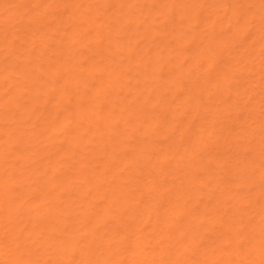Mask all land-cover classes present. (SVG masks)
Masks as SVG:
<instances>
[{
	"label": "rangeland",
	"instance_id": "rangeland-1",
	"mask_svg": "<svg viewBox=\"0 0 264 264\" xmlns=\"http://www.w3.org/2000/svg\"><path fill=\"white\" fill-rule=\"evenodd\" d=\"M4 1V2H3ZM40 1H41V3H40ZM78 1H79V3H78ZM117 1H120V0H77V2H76V0H37V2L36 1H34V0H0V170H1V168H2V170L3 171H0V182H2V184L0 185V187H2V188H0V193L3 191V193H2V196L4 197V198H6V196H8L7 194L6 195H4L5 194V192L6 191H4V188H6L7 189V192L8 191H10V193H11V195H15V197H14V203L16 204H14L13 205V207L16 209H14V208H11V206H7V207H5V208H9V211L11 212V213H9V211H8V213H5V212H7V211H5V209H3L4 207L2 206V205H0V260H1V262L3 263L4 262V260L3 259H5V258H7L8 257V254H6L7 256L5 257V252H6V250L9 248V247H11V249L13 248V242H14V240H17L18 242L20 241V240H22V241H20L18 244H23L22 246L24 247V250H25V252L27 253L29 250L30 251H32V254L36 257H34V256H30V254L29 255H27L23 250V252H24V255L22 254V251L20 250V252H21V255H23L22 257L26 260V258H27V261L25 262V260H23L22 261V257L20 258L21 259V261L22 262H20V263H22L23 264V262L24 263H30V264H46V263H48V264H53V260H55V259H53L52 260V258L55 256V254H56V252L57 251H54V253L52 252L53 250V248H49V247H47V248H45L46 246H44L43 247V243L41 244L40 243V240H41V237H42V239L45 241H43L44 243H46L47 244V242L48 243H50V244H52V242L53 241H60V239L62 238V240H64L63 238L66 236H70L69 235V233H68V235L66 234H64L65 236H63V232L62 233H60L61 232V230H66L65 228H63V227H61V226H59V223H57V225H56V223L55 224H53V227L52 228H50L49 230H51V229H53V228H55V226L54 225H56L57 227H58V229L60 230V232H59V230L57 231V233L55 234V232L53 233V234H51V232L52 231H50V234L51 235H49V233L47 232V230L46 229H48L49 227H46V225L44 226V223H47L48 222V224H52L53 222H55V221H58V222H60L59 220H61L62 222L63 221H65L64 223L65 224H67V225H65V226H67V227H69V225H68V221H71V222H73V223H75V226L77 225V223H76V221L78 222V220H79V224L77 225V228H79V227H81L80 228V230L78 229V230H76L77 228L74 226V225H71V223H69L70 225H71V227H73V229L75 230H72V232H71V235H72V233L74 232V234H75V237L78 235L79 236V238H78V240L79 241H82L83 239V241L82 242H79V241H75V242H73V243H75V244H80V243H82L83 244V246H85V245H89L88 244V241H89V243L90 242H92L93 240H90V238H88V239H86L87 237H89L90 235L89 234H91V233H93L92 231H94V230H91V232H89V234H87L86 233V231L87 230H89V229H91L92 227H94V229H96V230H98L100 227H105L104 229L105 230H110L111 232L109 233V234H111V235H113V236H115L117 233L118 234H120L119 236H123V234H122V230L123 229H125V226L123 225V227H121L122 229L120 230L119 228H120V226H118V228H117V226L116 225H119L118 223H116V225L114 224L115 222H116V220H118V221H120L119 219H116L117 217H112V214H109L108 213V216L110 215V217H109V219L108 220H106L105 222H104V224L101 226L100 225V220H103V219H100L99 220V223L97 222V223H94V218H93V214H91V218H93L92 220L91 219H89V221L86 219V221L85 222H87L86 223V225L84 224V222H83V220H82V217H84V216H82L80 213H78L77 211H80V209H81V211L80 212H82V210L83 211H87V208H88V206H90V205H92V206H90L91 208V210L89 209V212L91 211V213H92V211L94 212V210H96V208H98V207H96V206H99V207H104L102 204H103V202L100 200V198H96V201L95 202H93V201H90V199L91 198H93V196H91L92 194V192H90L91 191V189H89V187H92L91 186V183H94L95 184V182H91V180L96 176V175H99V173L100 172H97V170L99 171V169L102 167V164L103 163H109V162H114V163H112L113 165H117V167L115 168L116 170H115V172L114 173H111V172H107L106 173V169H107V167H108V164L106 165V166H104V167H102L101 169H100V171H105V173L106 174H109V176L110 175H113L114 176V174L115 173H117L118 171H119V173L118 174H116V175H119V176H122L123 174H124V172H125V170L127 169V166H129L128 164H130L129 162H134V160L136 159V160H140V156H139V158H137V155H139V154H135L136 156L135 157H133V155H134V153H136L137 151H135V147L133 148V146H136V144H139V142L142 140V138H143V140L145 141V143L144 144H147V145H145L146 146V149L148 150V149H150V148H152V151H147L146 152V155H149V156H147L148 158H150L151 159V161L148 163V161H147V163H146V160H144V162L147 164V165H149L150 163V165L149 166H152V167H155L156 169H151V168H149V166H144V167H146V168H143V166H141V168L140 169H138V170H141V172H138V170H137V172L138 173H141L140 174V176H139V174H138V176H137V178H135V180L136 179H139V181L141 180L142 182H139L138 184H142V183H148V182H150L149 181V179H152L151 177H149V174H148V176H147V174L146 173H154L155 174V176H156V172H157V168H162V167H164V168H162V169H164V171H163V173H166V175L165 174H163L161 171V173L163 174V176H166V177H163L162 175V178H164V182L163 181H161V177H160V179H159V177H158V179H157V181L156 182H160L161 184L162 183H164V184H162V186H158L157 184H156V182H155V186H157V188L159 187L161 190H159V192L161 191V192H163L162 194H160V196H159V198H157L158 197V195L156 196V198L154 197V199H156V200H154V199H151L150 197H152L153 198V196H155V195H153V193H148L149 195L151 194V196L149 197L148 195H141V194H144V193H146V192H148V191H152L153 189H148V191H146L145 190V188L143 189V187L141 186V185H139V186H141L140 187V195L141 196H143L142 198H141V196L139 195V193L137 194V195H135V193H136V191H137V183L136 184H134V185H132V182H133V179H131L132 180V182H131V180H128L129 181V183L128 182H123L122 183V181L123 180H125L127 177H126V173H128L129 172V170H127L128 172H126L125 174V176L123 175L122 177H123V180H122V178L121 177H119V178H121V181H119V183H120V185L122 184V186H128V189H131V192L132 191H134V192H132V193H130V194H132L133 195V197H134V195H135V197L137 196L138 197V195H139V199H137V197H136V199H137V202H139V204H140V206H143L144 204H145V206H146V204L147 203H153L154 204V206H155V203L156 202H158L159 201V199H162L163 201L161 202V203H158L157 205H158V207L157 208H159V210L157 209V208H154L151 204H148V205H151L150 207H153L154 209H157V211L155 212V211H152L153 213L155 212V213H158V215L160 216V218L159 217H155V218H159L160 220H167V217H172L173 215H175L176 216V214L177 213H179V212H181V213H183V211H186V213H184L183 215L181 214V217H179V219L177 218H175V217H172V218H169L167 221H163L164 223L163 224H167L168 223V221H169V223H171L172 224V226L175 224V223H177L176 224V227H178V225H179V223L181 224H184L187 220H184L185 218V214H191L192 215V218H196L195 219V224H194V222H192V223H190V225L192 224V227H194V226H196L195 227V229H198V235H197V237H198V240L196 239V241L197 242H195L196 243V246L194 245V244H187V242H182L184 239H181L180 241L179 240H177L178 239V237L177 236H175V237H173L172 235H173V233H171L176 227H172L171 226V224H169L170 225V228L168 229L167 227V229H165V226H161V225H163L162 223H160V220H159V223H157V224H153V223H155V222H153V220H154V218H153V216L152 217H150V215H149V219H147V212H149L150 214H151V212H150V210H149V206H148V210L146 211L144 208H145V206H143V207H141V208H139L140 206H136V205H138V203L137 202H135V200L133 201L132 200V198H131V202L133 201L134 203H137L136 205H135V207H134V210H135V212H138V214H135V216L134 217H132V219L134 220V222H133V220L131 221V223L130 222H127L128 221V219L125 221V222H127V223H125V224H128V223H130L129 224V226H126L127 228H128V231H126V230H124L126 233H128L126 236L127 237H129V238H127V240L126 239H124V241H122V240H119V236L118 235H116L115 237H113V239L112 240H108V238L109 237H112V236H110L109 234H106V232L105 233H103V234H106L107 235V237H106V235H104V237H102L103 236V234H102V238H104V240H107L108 242L107 243H104V242H106V241H104V240H101V241H104V242H102V243H100L99 245H96V246H99V247H101L100 249H99V247H98V249H97V251L98 252H100V253H98L100 256H101V259L104 257V255H105V252L103 251V253H101V251L102 250H107L108 248H109V245L108 244H112V246H110V248H113L114 247V249L115 248H117L116 249V251L120 248V246H121V249H119L118 250V252L120 251V250H123V251H121L122 253V255L119 253V254H117L116 256L118 257V258H116V257H114L112 254H111V251H109V253L111 254V256H110V254H108L107 252V257H109L108 259V262H107V264H110V262L112 263L113 262V260H114V262H113V264H133V261H131L132 260V258L133 257H135V254H133V253H130V252H132V250L130 251V252H126V250H128L127 248H126V250L125 249H123V248H125V247H130L131 249L133 248L134 249V245L133 246H130L129 245V243L130 244H132L131 242L133 241V240H135V239H137V246L139 245V243H138V241L139 240H144L147 236V243L146 244H148V242H150L151 240H152V243H149V245L152 247V248H146V247H148V245L145 247V246H140L141 247V249H145L146 248V250L144 251V252H148L147 254H148V256H149V254L151 255V251H152V255L153 254H155V257L157 256V260H161V259H158V258H160V255H161V258H162V255L164 256V257H166V255L164 254L165 252H166V248L164 249L165 251H164V253H162V252H160L159 250H160V248H157L158 246H160L161 244H163V245H161V246H166V245H169V244H166V242H168V240H166V242L164 241V242H161V243H159L160 241H161V238L163 237V236H161V235H163V234H167L165 231H167V230H171V232H170V234L171 235H169V237H173V240L175 239L176 241H178V243H176L177 245H179V246H173V248H172V244H171V249L170 248H168V250H167V252L168 251H170L171 250V252H173V249H174V247H177V249H176V251L178 250V249H180V250H178L179 252L181 251V253H180V259H175V264L177 263V264H200L199 262H202V264H211L212 262V264H234V263H239V264H249L250 262H248L250 259H252L253 257V255L255 254L254 252V246H252V245H254L253 244V241L255 242L256 241V243H258L257 244V246H256V244H255V246L257 247V248H264V234H262V231H264V230H262L261 231V229H259L258 228V226L262 223L261 222V219H264V218H261L260 219V214L262 213V211L261 210H259L258 208H257V206H255L254 207V205L251 203L252 202V200L251 199H248L249 198V196H251L252 195V189H253V187H251V183H250V181H252V182H254L255 183V181H253V180H250L251 178L252 179H254V180H256V181H259V179H260V177L261 176H264V153H262V151H264V137H260V135H259V137L256 139L255 137H253V138H255L256 140H253V141H250V142H247L246 143V141L248 140V138H247V140L245 141V143L247 144H245L244 146H239V145H237L236 143L237 142H235V141H237L236 140V138L238 139V141L240 142H242V140L244 139L245 140V135L248 133V131H249V135H250V132H252L253 130H255L256 128H257V130H259L258 129V127H256V126H254L255 127V129L253 128V130H251L250 131V129L248 130L247 129V127L245 126L244 127V123L242 122L243 121V119L245 120L246 119V117H248V115H249V117L248 118H250L251 116H250V114H252L253 115V117H251L249 120H247V126H248V123L250 124L252 121H254L255 120V122L254 123H256V121H257V119L259 120V123L261 124V126H264V125H262V123H264V122H262V117H264V116H259V113H257L260 109V115H261V113H264V111H262V109H264V108H261L262 106H261V104H264V94H262V96L260 95V92L261 91H264V89H262L261 88V86L262 87H264V83H262V81H264V69H262V71H261V68L262 67H264V63H262L261 64V62H259V61H261L262 59H264V58H262V57H264V52H262V51H264V50H261V49H264V48H262V47H264V0H197L198 1V3H196L197 1L196 0H121V2H122V5H121V7L123 8H119L120 6H119V4L117 3ZM153 1V2H152ZM33 2H35V4L33 3ZM77 3V5H75V3ZM120 2V3H121ZM72 3H73V7H74V9H73V7H72ZM153 3V4H152ZM36 4H37V6H36ZM116 4H117V6H116ZM169 4H170V6H169ZM187 4L189 5L188 6V8L187 7H185V6H187ZM194 4V5H193ZM2 5V6H1ZM131 5V6H130ZM150 5H151V7H150ZM15 6V7H14ZM20 6V7H19ZM44 6H46V7H44ZM94 6H96V7H94ZM97 6H99V7H97ZM116 6V7H115ZM134 6V7H133ZM195 6V7H194ZM226 6H228L226 9H227V11H230V12H232V11H234V12H236V14H238L239 16V19H238V17L237 18H235L234 17V15H231L232 13H230V12H227V11H225V7ZM21 7H22V9H21ZM24 7V8H23ZM44 7V9H47V11H42V9L41 8H43ZM71 7H72V9H73V12H75L73 15L72 14H70L69 12H72V11H70V9H71ZM87 7H89V8H87ZM92 7H93V13H95L96 14V12H98L99 11V14H98V17H97V15H96V18L94 17V19H92L91 21L92 22H95V24H99V25H101V26H96L95 27V24H92L91 22L89 23V21L88 20H90L91 18H87V13H88V9H89V11H90V9H92ZM127 7H129V8H127ZM132 7V8H131ZM179 7V8H178ZM195 8V9H192V8ZM16 8V9H15ZM81 8V9H80ZM96 8V11H94V9ZM97 8H100L99 10L97 9ZM113 8H115V9H113ZM176 8V9H175ZM69 9V10H68ZM83 9H84V11H83ZM115 12V14L117 13V15H115L114 13L112 14V10ZM116 9H118V10H116ZM178 9H180V10H178ZM183 9V10H182ZM185 9V10H184ZM17 10V11H16ZM21 10V11H20ZM32 10V11H31ZM37 11L36 13H34L33 11ZM86 10H87V12H86ZM98 10V11H97ZM121 10V11H120ZM132 10H133V12H132ZM187 10V11H186ZM225 11V13H224V11ZM19 11V12H18ZM38 11H39V13H38ZM56 11H57V14H56ZM131 11V12H130ZM175 11V12H174ZM41 12H43L44 13V15L43 16H45V17H43V16H41L40 15V13ZM55 12V13H54ZM62 12V13H61ZM80 12H81V14H80ZM82 12H83V14H82ZM122 12H124V13H122ZM177 12H178V14H177ZM179 12H180V14H179ZM237 12H239V13H237ZM244 12V13H243ZM8 13H14L15 15H13L12 17L11 16H9L8 17ZM23 13V14H22ZM37 13L40 15V17L42 18H40L39 17V15L38 16H36L37 15ZM43 13H41V14H43ZM50 13H52L51 15H48V14H50ZM78 13H79V16L81 15V17L82 18H84L85 17V19H87L86 20V22L88 21V23H86V22H83V21H85V19H82L83 21L82 22H80V21H78V22H80V24H77V18H79V20H81L80 19V17L78 16ZM91 11L89 12V15L88 16H90L91 14ZM92 13V14H93ZM109 13V14H108ZM129 13H131V14H129ZM181 13H184V14H182V16L184 17V19L182 18V16H181ZM191 13V14H190ZM19 14H20V16H19ZM33 14H35V15H33ZM48 15V17L49 16H52L53 17V15L54 14H56V15H54V17L52 18H50L49 17V19L50 20H46L48 17H47V15ZM68 14V15H67ZM69 14H70V16H77L76 17V19L74 20L75 21V23L73 24L72 22H73V17H70L69 18ZM84 14L86 15V16H84ZM111 14V15H110ZM150 14V15H149ZM188 16H187V15ZM220 14H223L224 16H222V18L219 16ZM24 16V17H22V16ZM29 15V17H27V20H23V18L25 19L26 18V16H28ZM33 17V18H31V16ZM59 15H61V16H59ZM128 15H130V16H132V17H127ZM197 15V16H196ZM217 15V16H216ZM241 15H243V16H241ZM34 16H36V18L34 17ZM58 16V17H57ZM64 16H66V18L68 19H70V21H69V19L68 20H66V18L64 17ZM106 16H107V18H106ZM109 16V17H108ZM111 16H114V17H112L111 18ZM120 16H122V18L120 17ZM138 16H140V17H138ZM147 16V17H146ZM180 16H181V18H180ZM185 16H186V18H185ZM196 16V17H195ZM215 16L216 17H220V18H216L215 19ZM40 19H39V18ZM62 17H63V19H62ZM145 17V18H144ZM194 17H195V19H194ZM4 19L3 21H2V19ZM9 20H8V19ZM29 18V19H28ZM58 20H57V19ZM65 18V19H64ZM72 18V19H71ZM93 18V17H92ZM147 18V19H146ZM189 18V19H188ZM199 18H201V19H199ZM214 18V19H213ZM233 18H235V19H233ZM6 19V20H5ZM11 19V20H10ZM22 19V20H21ZM32 19H34V20H32ZM115 19V20H114ZM116 19L117 20H119L120 19V21L123 23L122 24V27L120 26V28L119 29H117V31L115 32V34L117 33H120V34H118V35H115V37L114 38H116L115 39V41L117 42H115L114 40L112 41V42H115V43H108V45H107V47L109 46V45H112V46H114L115 47V45L117 46V47H119V51H117V53L116 52H114V53H116L115 55H117V56H114V54H113V56H111L112 55V52L113 51H111V50H113V49H110V47L112 48V46H110V47H108V49H109V51L107 52L106 51V49H104V48H106V46H104L106 43H104V42H101L100 44H99V40L98 39H100V41L101 40H104L105 38L107 39V38H109V39H113V37L110 35V37H109V35L108 34H111V31L114 33V30H116V29H114V27L112 28V26H116V24L117 23H113V20L114 21H116ZM130 20L129 22H131V23H129V22H127L128 24L126 25V24H124V20ZM186 19V20H185ZM38 20H39V22H38ZM44 20L46 21V22H44ZM65 22H63V21ZM107 20H110V22H108ZM125 20V21H126ZM141 20V21H140ZM197 20V21H196ZM234 20H237V21H234ZM10 21V22H9ZM27 21V22H26ZM29 21H31V22H33V23H31V22H29ZM41 21V22H40ZM48 21H49V23H48ZM67 21H68V23H67ZM234 21V22H233ZM36 22V23H35ZM69 22H70V24H69ZM107 22H108V24H110V25H106L107 24ZM119 22V21H118ZM132 22H133V24H132ZM39 23V24H38ZM42 23H44V25L42 24ZM85 23V24H84ZM142 23V24H141ZM236 23V24H235ZM28 24V28L25 26V25H27ZM32 26H31V25ZM40 24H42V25H40ZM65 24H67V25H65ZM89 24H92L91 26H89L88 27V29H86L85 30V28L88 26ZM103 24H105V25H103ZM130 24H132V25H130ZM144 24V25H143ZM150 24V25H149ZM40 25V26H39ZM69 25H71V27H73V25H75L74 26V28H71V27H69ZM77 25V26H76ZM82 25V26H81ZM112 25V26H111ZM119 25H121V24H119ZM126 25V26H125ZM243 26L242 28L241 27H239V26ZM35 26V27H34ZM47 26V27H46ZM54 26V27H53ZM78 26H80L79 28H78ZM103 26V27H102ZM104 26H108L107 28L106 27H104ZM117 26H118V24H117ZM124 26V27H123ZM130 26H131V28H130ZM148 26V27H147ZM171 28H170V27ZM38 27V28H37ZM43 27V28H42ZM50 27V28H49ZM64 27V28H63ZM66 27V28H65ZM95 27V28H94ZM102 27V28H101ZM111 27V28H110ZM119 27V26H118ZM137 27V28H136ZM152 27V28H151ZM24 28V29H23ZM26 28V29H25ZM71 29V31H69L68 32V30H70ZM78 28V29H77ZM80 28H83V30H85V32L82 30V29H80ZM116 28V27H115ZM126 28V29H125ZM144 28H147V29H144ZM239 28V29H238ZM30 29V30H29ZM33 29V30H32ZM62 29H63V31H62ZM66 29V30H65ZM72 29H73V31H72ZM80 29V30H79ZM100 31H99V30ZM102 29L103 30H106L107 32H106V34H107V37H106V34H104V33H102ZM108 29V30H107ZM112 29V30H111ZM145 31H144V30ZM154 29V30H153ZM234 29H238V31H236V33L237 34H239V37H240V34L242 35V37H240V38H237L236 39V34L234 35V33H235V30ZM4 30V31H3ZM30 31V33H29V31ZM95 30H96V32H95ZM149 30V31H148ZM152 30V31H151ZM180 30H181V33L179 34V32H180ZM184 30V31H183ZM76 31H80L79 32V34H78V32H76ZM83 31V32H82ZM109 31H110V33H109ZM120 31V32H119ZM143 31V32H142ZM153 31H154V33H153ZM7 32V33H6ZM32 32V33H31ZM37 32V33H36ZM63 32V33H62ZM69 33V35H68V33ZM76 32V33H75ZM88 32H90V33H88ZM95 32V33H94ZM105 32V31H104ZM143 34H142V33ZM234 32V33H233ZM3 33H4V35H3ZM6 33V34H5ZM36 33V34H35ZM40 33H43L42 35L40 34ZM65 33H67V34H65ZM75 33V34H74ZM83 33H86V34H83ZM88 33V34H87ZM132 33V34H131ZM32 34V35H31ZM41 36H40V35ZM70 34H71V36H70ZM78 34V35H77ZM91 35L92 36V34H93V38L94 37H96V35H97V37H98V39H97V37L95 38V39H93L92 37H88V35ZM104 34V36H105V38L104 37H99V35H103ZM147 34V35H146ZM153 34V35H152ZM187 34V35H186ZM231 34V35H230ZM24 35H25V37H24ZM38 35V36H37ZM65 35H67V36H70V37H72V35L74 36V38H75V40H77V42L74 44V41H72V39H73V37L72 38H70V37H66ZM77 35V36H76ZM83 35H85V36H83ZM89 35V36H90ZM95 35V36H94ZM121 35V36H120ZM213 35V38L211 39L213 42V44L214 43H216L217 44V46L215 47L216 48V50H215V48H213L214 49V52L213 53H215L216 54V57L217 58H212L213 56V54H211L210 55V57H209V55L207 56V54H206V52H207V50L209 49H207V43H205L206 44V46H205V44H204V46L206 47V51H204V50H202L201 52H205L204 54L203 53H200L199 51H197V50H200L201 48H202V46H203V43L206 41V42H208V43H210L211 41L209 40V38L211 37ZM32 36V37H31ZM36 37V39H35V37ZM174 36V37H173ZM30 38V40H29V38ZM38 37V38H37ZM42 37H44L45 38V40H40L39 38H41V39H43ZM49 39H48V38ZM52 37V38H51ZM64 37H66V39H70L69 40V43L70 42H72V44L70 43H68L69 45H67V42H68V40H66ZM80 37H82L81 39L83 40L84 38H88L89 40H87V41H89V42H87L86 41V44L84 43V47H86L87 49H84L83 47H81V45H82V42H84V41H81V39H77V38H80ZM84 37V38H83ZM144 37H146L145 38V40H144ZM227 37V40L228 39H230V40H232V37H235L234 38V40H232V42H228L227 40V42L228 43H224V41H225V39L224 38H226ZM33 38V40H31ZM103 38V39H102ZM119 38V39H118ZM149 38V39H148ZM178 38V39H177ZM180 38V39H179ZM188 38V39H187ZM191 38V39H190ZM194 38V39H193ZM198 38V39H197ZM207 38V39H206ZM47 39H48V41H47ZM50 39H52L51 41H50ZM67 41V42H65V40ZM92 39V41L93 42H91L90 40ZM176 39V40H175ZM185 40L186 41V48H184L185 47V45H183L184 43H183V40ZM192 39H193V41H192ZM206 39V40H205ZM216 39L217 40H219L220 39V42H218L217 43V41H216ZM222 39H223V41H222ZM236 39V40H235ZM58 40V41H57ZM74 40V39H73ZM96 40L98 41V44H97V42H96ZM117 40H119V42L120 41H122L121 43V45L119 44V42L117 41ZM187 40H190V41H192V42H190V41H187ZM199 40V41H198ZM22 41V42H21ZM32 41V42H31ZM45 41V42H44ZM47 41V42H46ZM50 41V42H49ZM55 41H57L58 42V44L59 45H57V43L55 42ZM59 41H61V42H59ZM64 41V42H63ZM80 41H81V43H80ZM95 41V42H94ZM108 41H110V40H108ZM110 41V42H111ZM180 41V42H179ZM195 41H196V44L194 45V43H195ZM210 41V42H209ZM233 41H234V43H233ZM38 42H41V43H38ZM53 42V43H52ZM105 42H107V41H105ZM144 42V43H143ZM149 42V43H148ZM161 42V43H160ZM182 42V45L184 46H182V48H184V50H181L182 48H177V46L180 44ZM187 42H189L188 44L189 45H187ZM15 43V44H14ZM61 43H64V44H61ZM77 43H78V45H77ZM87 43L88 44H90V46H89V49H88V45H87ZM96 43V44H95ZM136 43V44H135ZM147 43H148V45H147ZM157 43H159V44H157ZM192 43V44H191ZM60 44H61V46H60ZM65 44H66V46H67V49L65 50L66 52H67V50H70V49H72V50H70V52L68 51L67 53V56H68V58L66 57V58H64L65 60H66V62H67V64H69L70 63V60H71V64H72V66L74 65V67L76 68V67H78V62H79V65H80V67H82L84 70H83V72L85 71V69H87V71H85L84 73L81 71V70H79V71H81L82 72V74H83V76H79V74H78V76H75L76 78L78 77V80L80 81L81 80V78H82V80L84 81H80L81 82V85L83 86V83L87 86H85V88L84 87H82L81 85H80V83H78L79 81L77 80V82H73V81H70L69 83L66 81V79H65V81H66V83L64 84V82H62L61 80H63L64 81V78H66L67 76H69V75H72V74H69L68 75V73H69V69H68V71H66L67 69L65 68V66H63V64H65V60L61 57V55H62V53L61 52H63L64 51V48H66V46H65ZM92 44H94V45H92ZM103 44V46H101ZM146 44V45H145ZM161 44V45H160ZM212 44V45H213ZM7 45H9V46H7ZM13 45V46H12ZM48 46V47H45V46ZM53 45V47H51ZM56 45V46H55ZM79 45H80V47H79ZM93 47H92V46ZM99 46L98 48H97V46ZM163 45L165 46L164 48H163ZM181 45V44H180ZM191 45V46H190ZM199 45H202V46H199ZM219 45V46H218ZM37 46V47H36ZM41 46H43V48L41 47ZM50 46V47H49ZM55 46V47H54ZM70 46H71V48H70ZM74 46V47H73ZM78 46V51L77 52H75V54H76V56H77V54L79 53V56L81 57V58H79V56H77V58H74V57H76L75 56V54H73L74 53V48H75V50H77L76 49V47ZM149 46V47H148ZM153 46V47H152ZM162 47V51H161V47ZM168 46V47H167ZM203 46V47H204ZM211 46V45H210ZM12 47V48H11ZM21 47V48H20ZM23 47V48H22ZM36 47V48H35ZM41 47V48H40ZM47 48V49H45V48ZM60 47L62 48V51H60L61 49H60ZM93 48V50L91 51V48ZM94 47H95V49H94ZM100 47H101V51L99 50L100 49ZM128 47V48H127ZM151 47V48H150ZM160 47V48H159ZM173 47V48H172ZM179 47V46H178ZM208 47H209V44H208ZM212 47V46H211ZM17 48H19V51H18V49ZM32 50H31V49ZM35 48V49H34ZM52 48H54V49H52ZM58 50H57V49ZM70 48V49H69ZM97 48V49H96ZM141 48V49H140ZM170 50H172V51H169L168 49ZM175 48H177V49H175ZM29 49V50H28ZM36 49H40L39 51L37 50V52L38 53H40V54H42V55H40V54H38V53H36ZM50 49H52V50H50ZM80 49V50H79ZM84 49V50H83ZM102 49H104L103 51H102ZM107 49V50H108ZM115 49H116V47H115ZM118 49V48H117ZM131 51H129V50ZM139 49V50H138ZM146 49H147V51L148 52H146ZM158 49V50H157ZM164 49V50H163ZM167 49V51H165ZM175 49V50H174ZM203 49V48H202ZM212 49V50H213ZM41 50H42V52H41ZM56 50H57V52H59V54L56 52ZM137 50V51H136ZM141 50H142V52H141ZM188 50V51H187ZM212 50H210L211 52H212ZM218 50V51H217ZM245 50H246V52H245ZM22 51V52H21ZM30 51V52H29ZM45 51V52H44ZM52 51H55V52H52ZM80 51V52H79ZM93 51H94V53H93ZM98 51V52H97ZM127 51H128V54H127ZM135 51V52H134ZM158 51H161V52H158ZM209 51V53H211ZM48 52L50 53V54H48ZM65 52V53H66ZM71 52H72V54L74 55V57H72V54H71ZM103 52V53H102ZM105 52H107V53H105ZM110 52V53H109ZM133 52V53H132ZM153 52V53H152ZM157 52V53H156ZM185 53V56H184V53ZM196 52V53H195ZM261 52V53H260ZM25 54V55H23V54ZM32 53V54H31ZM64 53V54H65ZM81 53H83V54H81ZM93 53V54H92ZM97 53V54H96ZM103 55H102V54ZM110 55H109V54ZM119 53V54H118ZM143 53V54H142ZM170 53V54H169ZM198 53V54H197ZM218 53V54H217ZM244 53V54H243ZM34 54V55H33ZM58 55V57H57V55ZM121 54V55H120ZM140 54H142V55H140ZM146 54H147V56H146ZM156 54V55H155ZM169 54V57L167 56ZM178 56H177V55ZM180 54V55H179ZM190 54V55H189ZM201 54H203L202 55V57H201ZM206 54V55H205ZM22 57H21V56ZM40 55V56H39ZM44 55V56H43ZM47 55H49V56H47ZM72 57H70V56ZM83 55H85V56H83ZM87 55H88V57H87ZM98 55H99V57H101V58H103L104 60L102 61V63H99V62H101L100 60H102V59H100L99 57H98ZM102 55V56H101ZM131 55H134V56H132L131 57ZM138 55V56H137ZM152 55V56H151ZM164 55V62H168V63H166L165 64V68L163 67V68H161L163 65H159V67L162 69V72H161V70L159 69V68H157L158 67V64H159V59H158V56L159 57H162ZM199 55V56H198ZM218 55V56H217ZM245 55H247V56H249V57H246ZM17 56H20V57H17ZM41 57V58H37V57ZM53 56V57H52ZM63 57H64V55H62ZM109 56V57H108ZM145 56V57H144ZM212 56V57H211ZM42 57H43V59H42ZM46 57H48V58H46ZM70 57V58H69ZM94 57H95V59H94ZM107 57V58H106ZM114 57V58H113ZM135 57H137V58H135ZM139 57H140V59H139ZM168 57V58H167ZM171 57V58H170ZM186 57V58H185ZM195 57V60L193 59ZM199 57H201V58H199ZM256 57H257V59H256ZM17 58V59H16ZM20 58V59H19ZM28 58V59H27ZM78 58L79 59H82L81 61H78ZM89 60H88V59ZM98 58V59H97ZM110 58V59H109ZM219 58V59H218ZM260 58H261V60H260ZM31 59V60H30ZM41 59V60H40ZM51 59V60H50ZM68 59H69V61H68ZM85 59H86V61H85ZM94 61H93V60ZM97 59V60H96ZM107 59V60H106ZM136 59V60H135ZM158 59V60H157ZM211 59H212V62L210 63V61H211ZM213 59H215V60H213ZM217 59H218V61H217ZM259 59V60H258ZM23 60V61H22ZM33 60H35V61H33ZM46 61L45 63H40V62H44V61ZM55 60L56 61H58V62H55ZM76 62H74V61ZM77 60V61H76ZM83 60H84V62H83ZM110 60H111V62H110ZM113 60H115V61H119L117 64H115V62H113ZM166 60V61H165ZM180 60V61H179ZM248 60V61H247ZM257 60H258V62H257ZM34 63H33V62ZM53 63H52V62ZM88 61V62H87ZM91 61H93V62H91ZM95 61H97V62H95ZM99 61V62H98ZM108 61V62H107ZM127 61H128V63H127ZM145 61V62H144ZM161 61H162V59H161ZM196 61V62H195ZM215 61V62H214ZM32 62V63H31ZM64 62V63H63ZM69 62V63H68ZM89 62H91V63H93V64H91L93 67H92V69L91 70H89V67H91V65L89 64ZM104 62V63H103ZM110 62V63H109ZM130 62V63H129ZM138 62H139V64H138ZM163 62V63H164ZM189 62V63H188ZM248 62H249V65H248V67H247V65H245V64H248ZM255 62H257V63H259V64H257V66H256V63ZM47 63V64H46ZM75 63V64H74ZM81 63V64H80ZM95 63H98L100 66L102 65L103 66V69H104V71L105 72H107V76H109V73H108V68L110 69V70H112V71H110L111 73H113L114 75L112 76V75H110V77L112 76L113 78V81H115V79H116V77L118 78V76H121L120 74L122 73V71H123V73H122V75H123V78H122V76L121 77H119V78H121V80L119 79V81H115V83H119L120 85H118V83H117V91L115 92L114 91V89H113V91H114V94H115V96L114 95H112L109 99H108V95L110 94H113V92L112 93H109L108 94V92H106V93H104L103 94V92H102V89H104V87L107 85V84H104V83H106V82H108V83H111L112 84V82L113 81H111V82H109V81H105L104 79H105V77H106V79L108 78L107 76H106V73H104V71H103V69H102V66H101V68H100V66L99 65H95ZM146 63H147V65H146ZM162 62H160V64H161ZM174 63H176V64H178V65H180V67H181V69L182 70H180V72H177L178 71V68H175V67H173V68H170V67H172V65H170V64H174ZM180 63V64H179ZM194 63V64H193ZM30 64H31V66H30ZM59 64H60V67H59ZM86 64V65H85ZM88 64H89V66H88ZM111 64V65H110ZM112 64H113V66H112ZM126 64V65H125ZM145 66H144V65ZM187 64H188V66H187ZM197 64V65H196ZM209 64V65H208ZM42 65V66H41ZM50 65V69L49 68H46V66L48 67ZM55 65H56V67H55ZM62 65V66H61ZM84 65H85V68H84ZM105 65V66H104ZM106 65L108 66L107 67V69L105 68L106 67ZM121 65V66H120ZM123 65V66H122ZM139 65V66H138ZM170 65V66H169ZM211 65V66H210ZM241 65H242V67H241ZM251 65H252V67H260V68H255V69H253L252 67H251ZM32 66H37V67H39L38 68V70H41V72L40 71H38L37 70V68H31ZM86 66H88V68H86ZM99 66V67H98ZM110 66V67H109ZM151 66H153V67H151ZM167 66V67H166ZM191 66H193V67H191ZM197 68H196V67ZM228 66L230 67V69L228 68ZM244 66V67H243ZM30 67V68H29ZM52 67V68H51ZM61 67H62V69L64 68L65 69V73L63 72V71H61L60 69H61ZM68 67H69V65H68ZM101 70V71H103V72H97V71H99V69ZM116 67H118V69L115 68ZM195 67V68H194ZM9 68L11 69L10 70V72H9ZM20 68V69H19ZM42 68H44V69H42ZM58 68V69H57ZM60 68V69H59ZM93 68H94V70L96 71H94L93 72ZM124 68H127L129 71H127L126 69H124ZM157 68V69H156ZM168 68H169V70H168ZM175 68V69H174ZM226 68H228L229 70L227 71L226 70ZM48 69V70H47ZM52 69V70H51ZM76 69H78V68H76ZM97 69V70H96ZM114 69V70H113ZM120 69V73L117 71V70H119ZM147 69V70H146ZM153 70V72L152 71H150V70ZM165 69H167V70H165ZM193 69V70H192ZM257 69V70H256ZM260 69V70H259ZM22 70V71H21ZM54 70V71H53ZM75 70V69H74ZM127 71V74H126V71ZM142 70V71H141ZM160 71L161 72V74H156L157 72H155V71ZM185 70V71H184ZM256 70V71H255ZM259 70V71H258ZM38 71V72H37ZM50 71H52V73L54 72V73H57L58 75H54L53 77H52V74L50 73ZM55 71H58V72H55ZM60 71H61V73H60ZM73 71V70H72ZM91 71V73H89ZM116 71L118 72V74H115L116 73ZM133 71V72H132ZM136 73H135V72ZM142 73H141V72ZM164 71V72H163ZM191 71V72H190ZM197 71V72H196ZM226 71V72H225ZM253 71H255L253 74H252V72ZM27 73L28 74V76L29 75H31V73L32 74H35L36 75V73H37V81H35V83H37L36 84V86H35V84H31L32 82H30V85L29 84H27V83H29V82H27L26 81V79L28 80L29 79V77H22L23 75H24V73ZM40 72V73H39ZM46 72V73H45ZM68 72V73H67ZM75 73H78V71L76 72V71H74ZM115 72V73H114ZM139 72V73H138ZM160 72H158V73H160ZM219 72H221V73H219ZM259 72V73H258ZM19 75H18V74ZM44 73V74H43ZM73 73V72H72ZM89 73V74H88ZM102 73V74H101ZM110 73V74H111ZM130 73V74H129ZM133 73H135V74H133ZM143 73H145V74H143ZM179 73V74H178ZM187 73H189V74H191V75H188ZM223 73V74H222ZM224 73H226V75H227V77L229 76V79H230V77L231 76H233V77H235L236 79H242L241 81H239V83H240V85H238V84H236V83H238L237 82V80L235 79V81H233V82H235L234 83V85L238 88V89H235V92H238L239 93V91H240V93H241V90H243L242 92L244 93V95L246 96V97H248L249 96V94H250V96H251V94L252 95H254V91H256V89H258L259 88V86H260V88H259V91L254 95V98L252 99V100H250V98L248 99L247 98V101L248 100H250L249 102H247L246 103V105H244L245 103V98L246 97H243L244 95H243V93L242 94H240V96H242V97H240L237 93H236V97L235 96H233L234 94H235V92L233 93V92H231L230 93V91H229V93H228V91H227V89L228 88H230V89H232L230 86L228 87V81H229V79L227 80V81H222V84H223V86H222V88L223 87H225L226 86V84H225V82H227V86H226V90L224 91V92H222V95H224V97H223V100H225L226 99V102H227V108H230V109H227V112H228V114H227V116H226V114H223V115H221V117L220 116H218V115H220V114H222V112L224 111L225 112V107L224 106H221L220 104L223 102H221V96H220V91H218V92H220L219 93V97H218V93H216V90H218V89H216V87H215V83H219L218 81H221V74L222 75H225ZM23 74V75H22ZM49 74V75H48ZM60 74H61V76H60ZM66 74V75H65ZM81 74V75H82ZM92 74H94L93 76H92ZM151 74V75H150ZM169 76H168V75ZM209 74H211V75H209ZM5 75V76H4ZM74 75V74H73ZM89 75V76H88ZM91 75V76H90ZM100 75H102V76H100ZM144 75L146 76V77H144ZM157 75V76H156ZM159 75V76H158ZM177 75V76H176ZM196 75V76H195ZM202 75V76H201ZM251 75V76H250ZM25 76V75H24ZM31 76H33V75H31ZM30 76V77H31ZM36 76H34L35 77V79H36ZM150 76V77H149ZM201 76V77H200ZM248 76H249V78H248ZM2 77H5V78H2ZM12 77V78H11ZM40 77V78H39ZM46 77V78H45ZM49 77V78H48ZM55 77H57V78H55ZM70 77L71 76H69V79L68 80H71L70 79ZM102 77H104V78H102ZM144 77V78H143ZM152 77L154 78V79H152ZM164 77V78H163ZM166 77V78H165ZM172 77H174V78H172ZM206 77V78H205ZM233 77L231 78V80L233 79ZM247 77V78H246ZM258 77V78H257ZM10 80H9V79ZM53 78H55V79H53ZM63 78V79H62ZM83 78H86V80L85 79H83ZM94 78V79H93ZM127 79V80H124V79ZM158 78V79H157ZM161 78V79H160ZM196 79L194 82H195V86L197 87V85H198V88L200 89V91L198 92L197 90H195V89H193L191 86L193 85L192 83H191V79ZM200 80H199V79ZM256 78V79H255ZM20 79V80H19ZM53 79V80H52ZM88 79V80H87ZM111 79V80H112ZM143 79H145V80H143ZM162 79H164L166 82H167V80H168V82L167 83H170V84H168V85H170V86H166V82L165 83H163V80ZM171 79V80H170ZM203 79V80H202ZM224 79V78H223ZM233 79V80H234ZM8 80V81H7ZM13 80V81H12ZM25 80V81H24ZM30 80V79H29ZM32 80V79H31ZM44 80V81H43ZM47 80V81H46ZM73 80V79H72ZM100 80H101V82H100ZM103 80H104V82H103ZM134 80H136V81H134ZM138 80H140V81H138ZM148 80V81H147ZM157 80V81H156ZM173 80V81H172ZM179 80V81H178ZM226 80V79H225ZM230 80V81H231ZM259 80V81H258ZM43 81V82H42ZM98 81H99V83H98ZM170 81V82H169ZM171 81H172V83H171ZM202 81V82H201ZM211 81L212 82V84L213 85H211V82L209 83V82ZM5 82V83H4ZM17 82V83H16ZM71 82H73V83H71ZM92 82V83H91ZM121 82H123V83H121ZM135 82V83H134ZM258 82H260V83H258ZM41 83H42V85H41ZM60 83H61V85H60ZM77 83H78V85H77ZM127 83V84H126ZM134 83V84H133ZM197 83V84H196ZM204 84V86H203V84ZM231 83H232V81H231ZM262 83V84H261ZM4 84V85H3ZM39 84H40V86H39ZM103 84V85H102ZM110 84V85H111ZM113 84H114V82H113ZM172 84V85H171ZM189 84H192V85H190V87H189ZM199 84L201 85V88H200V86H199ZM206 84V85H205ZM219 84H221V83H219ZM219 84H217V85H219ZM259 85V86H256V85ZM261 84V85H260ZM6 85H7V87H6ZM38 85V86H37ZM75 85H77V86H75ZM99 85V86H98ZM115 85V84H114ZM121 85H123L124 87H125V89H124V87L123 86H121ZM233 85V86H234ZM255 85V86H254ZM100 86H102V87H100ZM121 88H120V87ZM140 86V87H139ZM161 86V87H160ZM163 86V87H162ZM234 86V87H235ZM13 89H12V88ZM25 87V88H24ZM92 87V88H91ZM101 89H100V88ZM118 87L120 88V89H118ZM122 87H123V89H122ZM130 87V88H129ZM142 87V88H141ZM217 87H220V86H217ZM253 87H256V89L255 88H253ZM11 90H10V89ZM30 88H33V89H35L36 91H34V93L32 92L31 93V91H33V89H29ZM47 88V90L44 92V90ZM57 88V89H56ZM95 88H99L100 89V91L98 92V90L99 89H96L95 90ZM106 88H108V87H106ZM116 88V87H115ZM129 88V89H128ZM141 88V89H140ZM144 88V89H143ZM156 88V89H155ZM195 88V87H194ZM222 88H220V89H222ZM27 89V90H26ZM44 89V90H43ZM65 89V90H64ZM71 89V90H70ZM76 91H75V90ZM87 89V90H86ZM138 90V93H137V90ZM154 91V92H151L152 90ZM190 89V91L188 92V90ZM191 89L193 90L192 92H191ZM224 89V88H223ZM234 89V88H233ZM262 89V90H261ZM6 90V92H4ZM59 90V91H58ZM64 90V92L63 93H60V92H62ZM95 90V91H94ZM106 90V89H105ZM104 90V91H105ZM108 90H110V89H108ZM139 90H141V91H143V92H141V91H139ZM151 90V91H150ZM156 90H158V91H156ZM202 90V91H201ZM11 91V92H10ZM28 91V92H27ZM52 91V92H51ZM55 91V92H54ZM57 91V92H56ZM92 91V92H91ZM194 91H197V96L194 94V93H196V92H194ZM38 92V95H36L35 96V93H37ZM42 92V93H41ZM44 92V93H43ZM68 92V93H67ZM82 92V94H80ZM94 92V93H93ZM102 92V93H101ZM109 92H111V91H109ZM119 92V93H118ZM135 92V93H134ZM150 92V94L151 95H149L148 93ZM194 92V93H193ZM39 93H41V94H39ZM49 93H51V94H49ZM60 93V94H59ZM66 93V94H65ZM76 93H79V95H78V98L76 97L77 96V94ZM91 93H93V94H91ZM98 94V96L97 95H94V94ZM132 93H133V95L136 97V98H134L135 100H133L134 101V103L132 104V99H133V95H132ZM216 93V94H215ZM224 93V94H223ZM262 93V92H261ZM14 94V95H13ZM63 94V95H62ZM71 94H72V96L74 95V94H76V95H74L75 97H72L71 96ZM85 94L87 95V96H85ZM89 94H91V95H89ZM108 94V95H107ZM44 95H46V97L44 96ZM58 95H61L60 96V98L59 97H56V96H58ZM69 95H70V97H69ZM81 95V97H79ZM82 95H83V97H82ZM102 95H103V97H102ZM148 95H149V97H148ZM158 95V96H157ZM239 97H238V96ZM31 96V97H30ZM38 96H40V97H38ZM44 96V97H43ZM54 96H55V99H53L54 98ZM89 96V97H88ZM90 96H91V98H90ZM101 96V97H100ZM107 98V100H105L106 98ZM108 96V97H107ZM87 97L89 98V100H90V104H89V107H91V109L90 108H88L87 106H88V99H87ZM194 97V98H193ZM34 98V99H33ZM57 98V99H56ZM67 98V99H66ZM81 98V101L79 100ZM103 98V99H102ZM195 98H197L196 100H197V102L198 103H200V107L201 108H198V105H194V104H196L197 102H195ZM31 99V100H30ZM47 99H49V100H47ZM60 99V100H59ZM91 99H94V101L95 100H97L96 102H98V104L99 105H96L97 103L95 102V103H92L91 101H93V100H91ZM98 99H102V100H99L98 101ZM194 99V100H193ZM7 100V101H6ZM9 100H11V102H9ZM13 100V101H12ZM53 100L54 101H56L57 103L56 104H53V103H55V102H53ZM67 100V101H66ZM78 100V101H77ZM15 101V102H14ZM74 101V102H73ZM88 101V102H87ZM117 101V102H116ZM129 101H130V103H129ZM221 103H220V102ZM12 102H13V104H15V105H17V106H15L16 108H18V109H16V108H14L13 106L14 105H11L12 104ZM49 102V103H48ZM53 102V103H52ZM59 102V103H58ZM60 102H61V104H60ZM72 102V103H71ZM76 102V103H75ZM86 102V103H85ZM109 102H110V104H109ZM112 102V103H111ZM6 103H8V104H6ZM80 103V104H79ZM141 103H142V106H141ZM202 103V104H201ZM225 102H223L222 104H224ZM154 104V105H153ZM188 104V105H187ZM75 105V106H74ZM81 105V106H80ZM136 105H139V107H140V109H138V112H137V114H135L136 116H134V119H135V117H137L138 118V116H139V118H138V122L140 123L139 125H140V127L139 128H141V126L143 127V125H145L146 124V126H147V124L149 123L150 124V126L152 125H154V127H155V123L157 124V123H160L159 125L157 124L156 126L157 127H155L154 129H152V132H150L149 134H145L146 132H149L147 129L149 128H147V129H145V130H143V131H141L140 129V132H141V134L142 133H144V135H141V136H139L140 135V132H134L133 134H132V136H131V134H130V136L128 135L131 131H133L134 129H128V126L126 127V128H122V122H120V121H122L123 119H124V114L127 116L129 113L131 114V113H136V107H138V106H136ZM144 105V106H143ZM151 105L153 106V109H149L150 107H151ZM191 106V107H188V106ZM220 105V106H219ZM94 108H93V107ZM98 106V107H97ZM122 106V107H121ZM136 106V107H135ZM185 106V107H184ZM193 106V107H192ZM194 106L196 107V108H194ZM22 107V108H21ZM33 107V108H32ZM51 107H52V109H51ZM57 107V108H56ZM78 107H80V108H78ZM85 107V108H84ZM101 107H102V109H101ZM138 107V108H139ZM149 107V108H148ZM222 107H224V110H222L223 108ZM234 107H236V108H234ZM242 107H244L245 109H242ZM259 107V108H258ZM25 108V109H24ZM54 108V109H53ZM86 108H88L87 110L89 111V112H95L96 113V116H95V113H94V115L93 116H95V117H97V115H98V123L97 122H95V121H97V120H95V118L91 115V117H89L88 115H87V117H86V114H87V110H84V109H86ZM96 108V109H95ZM99 108V109H98ZM122 108V109H121ZM219 108L220 110H222V112L220 113V111H219V113H214L213 112V110L214 111H216L217 109ZM246 108H247V110L249 109V110H251L250 108H253V112H256V114L254 113H251V111H249L248 110V112L250 113V114H248V115H246V113H243V112H245V111H247L246 110ZM254 108H255V110H254ZM33 111H32V110ZM41 109H42V111H41ZM66 109V110H65ZM77 109H79V110H77ZM186 109V110H185ZM258 111H257V110ZM21 110H22V112H21ZM108 110V111H107ZM141 110H142V112H141ZM185 110V111H184ZM238 110H242L241 112L240 111H238ZM39 111H40V113H39ZM54 111V112H53ZM56 111V112H55ZM59 111V112H58ZM64 111H65V115H64ZM75 111V112H74ZM76 111L77 112H79V113H77L76 114ZM81 111V112H80ZM106 112L105 113V116H106V120H108V121H113V123H118L117 125H114L113 123L111 124V126H112V128L111 127H109V128H111V129H109L108 131H107V133L105 134V132H106V129H108L107 127L106 128H104V122H103V118H102V114H103V112ZM27 112H30V113H27ZM34 112V113H33ZM52 112V113H51ZM88 112V113H89ZM97 112H99V113H97ZM109 112H110V114H111V116H110V114H109ZM140 112V113H139ZM144 112V113H143ZM146 112V113H145ZM172 112H173V114H172ZM236 112H240V118L242 117V119H235L233 116H235L236 115ZM8 113V114H7ZM46 113H48V114H46ZM57 113V114H56ZM73 113V114H72ZM82 113H84L85 114V117H84V114H82ZM92 113V114H93ZM203 113V114H202ZM212 113H214L213 114V116H214V118H211V117H213L212 116ZM229 113H231V115H230V117L228 116L229 115ZM32 114V115H31ZM51 114V115H50ZM52 114H54V115H52ZM60 114V115H59ZM76 114V115H75ZM79 114V115H78ZM83 115V117L81 118V116ZM109 114V115H108ZM129 114V115H130ZM141 114H143V115H141ZM233 114H235V115H233ZM241 114H243V115H241ZM9 115V116H8ZM13 115V116H12ZM33 115H34V117H33ZM44 115H45V117H44ZM64 115V116H63ZM75 115V116H74ZM104 115V114H103ZM114 115V116H113ZM116 115H117V118H116ZM118 115H119V117H118ZM121 115V116H120ZM145 115H146V117H145ZM174 115V117H171V116H173ZM225 115V116H224ZM237 115H239V114H237ZM236 115V116H237ZM245 115V116H244ZM262 115H264V114H262ZM30 116V117H29ZM38 116H40L39 118H38ZM52 116V117H51ZM56 116H58V117H56ZM78 116H80L79 118H78ZM115 117L116 119H122V120H120L119 122L117 121V120H115L114 121V119H113V117ZM125 116V117H126ZM131 116H132V114H131ZM143 116V117H142ZM202 117V119H201V117ZM235 116V117H236ZM244 116V117H243ZM254 116H256V117H254ZM5 119H4V118ZM49 119H48V118ZM54 117V118H53ZM75 117V118H74ZM133 117V116H132ZM174 118V119H169V126L171 127L172 126V128H171V130L170 131H166V123H164V122H166V121H168L167 120V118ZM3 118V120H1ZM34 118V119H33ZM37 118V119H36ZM92 118H94L93 120H95L94 121V124H93V120H92ZM101 120H100V119ZM105 118V117H104ZM107 118H109V119H111V120H109V119H107ZM127 118V117H126ZM125 118V120H129V119H131V118H128V119H126ZM142 118V119H141ZM22 119H24V120H22ZM43 119H45V120H43ZM149 119V120H148ZM221 119H223V121L225 120V122H223L224 124H225V126H223V128L222 129H224L223 130V132H222V130H219V127H220V124L221 125H223L222 124V122L220 121ZM17 120H19V121H17ZM42 120H43V122H42ZM54 120V121H53ZM160 120V122H157V121H159ZM228 120V121H227ZM261 120V121H260ZM20 121H21V123H20ZM33 121V122H32ZM36 121V122H35ZM37 121H39V122H37ZM57 121V122H56ZM105 121V120H104ZM131 121H132V119H131ZM231 121V122H230ZM42 122V123H41ZM45 122H47V123H45ZM52 122H53V124H52ZM55 122V123H54ZM89 122H91V123H89ZM100 122V123H99ZM109 122V123H110ZM133 122H135V121H133ZM218 122H220V124L218 123ZM44 123V124H43ZM108 123V122H107ZM123 123H124V121H123ZM125 123H132V122H130V120L129 121H127V122H125ZM162 123H164V124H166V125H164V124H162ZM214 123V124H213ZM218 123V124H217ZM253 123V122H252ZM258 123V122H257ZM256 123V124H257ZM258 123V124H259ZM70 124V125H69ZM97 124V126H95ZM149 124H148V126H149ZM205 124L207 125V127L209 128H213V130L212 129H210L211 131H214L215 129H216V131H217V128H218V130L219 131H221L220 132V134H221V136H222V138H224V142L223 141H221V139H220V141H221V143L217 140V138L215 139V137L214 136H212L210 133H209V135L208 136H212L213 138L211 139V143L210 142H208L207 144H212V141L215 143V141H216V143L215 144H217V147H215L214 146V143L212 144V145H209V146H207L206 148H203L204 147V143L203 144H200V145H202V147L201 148H203V149H199L198 150V144L197 143H192L191 141V139H192V137L191 136H193V138L196 140V136L198 135H196V133L198 132V130H196V129H198L199 127L200 128H202L203 127V125H204V127H205ZM17 125V126H16ZM63 125H65V126H63ZM87 125H91V126H88L87 127ZM122 125V126H121ZM125 125V124H124ZM134 125V124H133ZM138 125V126H139ZM184 125H186V126H184ZM201 125H202V127H201ZM210 125H212V126H214V127H211ZM246 125V124H245ZM51 126V127H50ZM77 126V127H76ZM98 127V128H96V130L94 129L95 127ZM110 126V125H109ZM115 126H116V128H115ZM117 126H118V128H117ZM130 126V125H129ZM151 126V127H152ZM188 126V127H187ZM228 126V127H227ZM258 126V125H257ZM15 127V128H14ZM44 127V128H43ZM68 127V128H67ZM76 129V133H78V135L76 136V138H78L76 141H78V143H80V144H78L77 142H74V144L73 145H76L77 147L75 148V146H73L72 145V143H71V140H75V139H73V138H71L72 137V133H74V128ZM135 127V126H134ZM186 127V136H184V134H183V132L182 131H184L182 128H185ZM217 127V128H216ZM252 126H250V128H251ZM87 128H88V130H87ZM93 128V130H94V132H92V131H90L91 129ZM102 128V129H101ZM104 128V129H103ZM119 128L122 130V129H125L124 131H125V133L123 134L124 136H123V140L122 139H119V136L116 134L117 133V131H120L119 130ZM259 128H260V126H259ZM9 129V130H8ZM64 129V130H63ZM66 129H68V130H66ZM70 129V130H69ZM81 129V130H80ZM138 129V128H137ZM207 129V128H206ZM221 129V128H220ZM15 130H16V132H15ZM18 130H19V132H18ZM23 130H24V132H23ZM41 130V131H40ZM66 130V131H65ZM72 130V131H71ZM79 130V131H78ZM85 130V131H84ZM110 130H112L111 132H112V134L111 133H109V131ZM167 130H168V128H167ZM199 130H201V129H199ZM67 131H69V132H67ZM113 131L115 132V133H113ZM188 131V132H187ZM197 131V132H196ZM215 131V132H216ZM227 131V132H226ZM261 131L262 132H264V127H261ZM4 132V133H3ZM22 132H23V134H22ZM25 132H27V133H31L30 134V137H25L26 135L27 136H29L27 133H25ZM64 132V133H63ZM71 132V133H70ZM82 132V133H81ZM85 132H86V134H85ZM182 132V133H181ZM192 133V134H190V133ZM201 132V131H200ZM204 132V131H203ZM202 132V133H203ZM206 132H210V131H206ZM206 132H205V134H206ZM215 132H213L214 133V135H215ZM218 132V131H217ZM216 132V133H217ZM256 132V131H255ZM261 132V133H262ZM5 133H8V135L6 134L5 135ZM16 133V134H15ZM66 133H68L69 135H66ZM81 133V134H80ZM104 133V134H103ZM201 133V134H202ZM212 133V132H211ZM219 133V132H218ZM26 134V135H25ZM85 134V135H84ZM101 134H103V136L104 137H102V136H100ZM121 135H122V132L120 133ZM190 134V135H189ZM204 134V133H203ZM208 134V133H207ZM219 134V135H220ZM252 135L251 136H254V135H256L257 136V134H260V132L259 133H251ZM12 135V136H11ZM14 135V136H13ZM24 135V136H23ZM39 135V136H38ZM64 135H66L67 137H65ZM146 135V136H145ZM219 135H217V136H219ZM262 135V134H261ZM8 136H10V137H8ZM18 136V137H17ZM19 136H21V138L22 139H20V137ZM23 136V137H22ZM64 136V137H63ZM73 136H75V133H74V135ZM83 136H84V139H83ZM115 136H118V137H115ZM196 138H195V137ZM199 136V135H198ZM200 136H202V135H200ZM216 136V135H215ZM226 136V137H225ZM7 137V138H6ZM62 137V138H61ZM147 137V138H146ZM250 137V136H249ZM13 138V139H12ZM29 138V139H28ZM32 138H34V140L32 139ZM191 138V139H190ZM199 139L200 138H202V137H198ZM243 138V139H242ZM5 139V140H4ZM9 140V143H5V141L6 140ZM16 139H17V141H16ZM20 139V140H19ZM67 139H69V140H67ZM79 139L80 140H83V142L81 141H79ZM88 139V143L86 142L85 143V140H87ZM205 139V138H204ZM206 139L207 140H209V138H207L206 137ZM214 139V140H213ZM219 139V138H218ZM249 139H251V138H249ZM23 140V141H22ZM67 140V141H66ZM194 140V141H195ZM198 140V139H197ZM197 140H196V142H197ZM202 140V139H201ZM200 140V141H201ZM206 140V141H207ZM233 140V141H232ZM252 140V139H251ZM10 141H11V143H10ZM147 141H150V142H147ZM199 141V142H200ZM203 141H205V140H203ZM202 141V142H203ZM218 141V142H217ZM5 143V145H4V143ZM16 142V143H15ZM20 142H21V144H20ZM70 142V143H69ZM147 142V143H146ZM239 142H238V144H239ZM256 142V143H255ZM26 143V144H25ZM126 143H129V144H132V146L131 145H129V146H127L128 144H126ZM143 142H141V144H142ZM148 143H152L153 145H154V147H152V145H149V148H147V146H148ZM201 143V142H200ZM244 143V142H243ZM242 143V144H243ZM1 144H3V145H1ZM24 144V145H23ZM69 144L70 145H72V147L71 146H69ZM122 144H123V146H124V144H125V146H127L128 148L131 146V148H133V149H131V148H127L126 147V149H124L125 148V146H124V148L122 147ZM192 144L194 145L195 144V147L194 146H192ZM254 144H256L254 147H253V145ZM19 145V146H18ZM65 145V146H64ZM87 145V146H86ZM218 145H219V147H218ZM237 145V146H236ZM2 146V147H1ZM52 146V147H51ZM54 146V147H53ZM139 145H137V147H138ZM143 146V145H142ZM226 147V148H223V147ZM4 147H5V149H4ZM56 147V148H55ZM111 147H113V148H111ZM196 147H197V150H195L197 153H199L198 154V157H205L204 159L206 160V158H207V156H208V152L209 153H211L210 155H212V153H213V155L215 154L214 153V151L215 152H217V154L216 155H218V156H220V157H218V158H223V156H224V158L223 159H225L224 161L226 162V157L225 156H229V157H231V155L233 156V155H236L237 154V156H236V159L234 158L233 160H231V162L230 161H227L226 162V165H225V163L224 164H220V165H222V166H224V167H222V166H220V165H215V164H210V161H212V160H210V158L208 159V160H204L203 158H201L202 160H204L205 162H201L202 163V165L206 168V166L208 165V164H210L207 168H209L210 166L212 167H210L211 169L210 170H215L214 171V173L217 171V172H220V174L218 173L217 174V177H219L218 175H220L221 176V174H222V176H224V178L225 179H223V180H225V182H227L228 181V183H229V189L231 190V188H232V190H231V192H230V194H228L229 192H227V191H229L227 188H228V186H226L225 188L226 189H221L222 188V186H223V183H222V186H219V188H217L215 185L217 184H214V186L215 187H212L213 186V182L211 181L210 182V180H205L204 181V179H203V177L204 176H206L203 172H200L201 171V169H199V171L198 172H196V170H193V171H195V173L196 174H193L194 172H192L191 171V167H190V165L191 166H193V163L195 162H193V163H188L186 160H188L187 158H186V156H188V155H186V154H189V153H187L188 151H192L191 149H196ZM221 147V148H220ZM234 147H241L240 149L242 150H239L238 148H234ZM10 148V149H9ZM45 148V149H44ZM50 148V149H49ZM139 149H141V147H138ZM218 148V149H217ZM234 148V149H233ZM248 149V151L247 150H245V152L243 151V149ZM2 149H4V151L2 150ZM58 149V150H57ZM131 149V150H130ZM142 149H143V147H142ZM145 149V148H144ZM144 149L141 151V153L142 152H144ZM153 149H154V151H153ZM211 149V150H210ZM222 149V150H221ZM226 149V150H225ZM236 149V150H235ZM67 150V152L65 153V155H63L64 154V152ZM123 150V151H122ZM130 152H129V151ZM132 150H134V151H132ZM138 150V149H137ZM255 151V153L253 154V151ZM37 151V152H36ZM126 151V152H125ZM132 151V152H131ZM139 151V150H138ZM221 151H222V153H221ZM239 151V152H238ZM112 152V153H111ZM134 152V153H133ZM219 152H220V154H219ZM242 152V153H241ZM244 152V153H243ZM249 152V154H247V153ZM81 155H80V154ZM106 153V154H105ZM108 153H110L111 155V157L113 156V158L114 159H112V158H108L107 156L109 155ZM123 153V154H122ZM138 153V152H137ZM139 153H140V151H139ZM153 153V154H152ZM2 154V155H1ZM33 154V155H32ZM37 154H38V156H37ZM43 154V155H42ZM72 154H73V156H72ZM76 156H75V155ZM113 154V155H112ZM120 154L122 155V156H125L126 158L128 157V159H127V162L126 161H124L123 162V160H126V159H122V161L121 162H119V159H120ZM133 154V155H132ZM152 154V155H151ZM205 154V155H204ZM223 154V155H222ZM243 154V155H242ZM244 154H245V156H244ZM247 154V155H246ZM28 155V156H27ZM31 155V156H30ZM80 155V156H79ZM129 155H130V157H129ZM185 155V156H184ZM204 155V156H203ZM210 155H209V157H210ZM32 157V158H30V157ZM63 156V157H62ZM83 156V158L80 160V157H82ZM109 156V157H110ZM115 156V157H114ZM132 156V157H131ZM163 156H166V158H167V161H169V162H167V161H164L163 162V166L162 167H158V165H161V163H162V161H161V163L159 164V162L157 163L156 161H159L160 159H165ZM239 156V157H238ZM20 157V158H19ZM29 157V158H28ZM106 157V158H105ZM117 157H118V159H117ZM124 157V158H125ZM143 157V156H142ZM195 158H196V156H194ZM246 157V158H245ZM5 158V159H4ZM130 158V159H129ZM212 158V157H211ZM217 158V157H216ZM221 158V159H222ZM228 158V157H227ZM241 158H243V159H245L244 161H242V162H244V164H246L245 166L244 165H242L241 163V165L239 166V163H237V164H235V162H239V159H241ZM249 158V159H248ZM19 159V160H18ZM23 161H22V160ZM25 159V160H24ZM51 159V160H50ZM56 159V160H55ZM76 159V160H75ZM88 159L90 160V163H89V161H88ZM114 160V161H110V160ZM117 159V160H116ZM134 159V160H133ZM149 159V160H150ZM169 159V160H168ZM172 159V160H171ZM184 159H186V160H184ZM197 159H199V158H197ZM213 159V158H212ZM229 159H231V158H229ZM3 160V161H2ZM36 160H38V161H36ZM133 160V161H132ZM166 160V159H165ZM175 160H177V162L178 163H180L183 167H184V171H185V169H188L186 166H188L187 164H189V169H190V171L192 172V175H193V177L195 178V179H193L192 181H191V185H190V188L191 189H189L188 188V186L189 185H185L187 182H185L184 183V181H185V175H183V172H181L182 171V169L183 168H181V170L180 169H178V168H176V166H177V164L178 163H176V161ZM190 160V159H189ZM188 160V161H189ZM216 160V159H215ZM237 160V161H236ZM16 161V162H15ZM44 161V162H43ZM48 161V162H47ZM97 161H99V162H97ZM107 161V162H106ZM109 161V162H108ZM141 161V160H140ZM156 163H155V162ZM186 163H185V162ZM192 161V160H191ZM190 161V162H191ZM214 161V160H213ZM221 161V160H220ZM232 161L234 162V163H232ZM250 161H252V163L253 164H255V169L254 170H252L251 169V172L249 171V169H248V171L250 172H245L244 171V169L243 170H241L240 172H236V174L235 173H233V175H232V173L231 172H233L234 170H236V169H233L232 168V164H233V166L234 167H236L237 166V168L239 167V168H241L242 169V166H243V168H246V166H248V163H250ZM25 162V163H24ZM41 162V163H40ZM54 162V163H53ZM82 164H81V163ZM101 162H103L102 164H100ZM126 162V163H125ZM137 162V161H136ZM142 162V161H141ZM144 162H143V164H144ZM197 162L199 163V161L197 160ZM218 162V161H217ZM32 163V164H31ZM43 163V164H42ZM51 163H52V165H51ZM83 163H84V165H87V166H89V167H93V169H91V170H96V172H97V174L96 175H94V174H92V176L90 175L89 177H93L92 179L91 178H88V176H83L82 175V171L80 172H78V166L81 164V165H83ZM92 163V164H91ZM98 163V164H97ZM128 163V164H127ZM176 163V164H175ZM184 165H183V164ZM222 163V162H221ZM252 163H250V165L252 164ZM6 164H8L7 166L8 167H4ZM11 164H13V166H10ZM37 164V165H36ZM49 164V165H48ZM123 164L124 165H126L127 164V166H126V169H124V167L125 166H123ZM138 164V163H137ZM136 164V165H137ZM156 164H157V166H156ZM171 164V165H170ZM186 164V165H185ZM194 164H196V163H194ZM207 164V165H206ZM217 164V163H216ZM43 165H45V166H43ZM76 165V166H75ZM109 165H111L110 163H109ZM131 165H132V163H131ZM134 165V164H133ZM138 165H141V163L140 164H138ZM180 165V166H181ZM202 165H200V167L202 166ZM215 165V166H214ZM249 165V166H250ZM2 166V167H1ZM14 166H16L18 169H19V166H20V172L19 171H12L13 169H11L12 167L13 168H15ZM42 166V167H41ZM47 166H49V167H47ZM52 166H54L53 167V169L55 168V171L54 172H52L51 171V169H52ZM115 166H113V167H115ZM119 166V167H118ZM169 166V167H168ZM179 165H178V167H180ZM181 166V167H182ZM195 166V165H194ZM193 166V167H194ZM198 166V165H197ZM219 166V167H218ZM257 166V167H256ZM9 167H10V169H11V172H14L13 173V175L9 172ZM83 167V169H84V171H85V169H86V167L85 166H82ZM89 167H88V169H89ZM98 167V168H97ZM110 167H112V166H110ZM132 167H135V166H132ZM131 167V168H132ZM139 166H137V168H138ZM192 167V168H193ZM218 167V168H217ZM253 167V166H252ZM17 168H15L14 170H16ZM67 168V169H66ZM96 168V169H95ZM109 168V167H108ZM129 169H130V167H128ZM137 168H135V169H137ZM143 168V169H142ZM149 168V169H148ZM197 168V167H196ZM196 168H193V169H196ZM206 168V171L208 170ZM239 168L237 169V170H239ZM38 170L39 171V173H40V171L41 172H43V174H38L37 173V171H35V170ZM48 169V170H47ZM52 169V170H53ZM81 169V168H80ZM82 169V170H83ZM123 169H124V171H123ZM145 169H148V170H150V171H148L147 170V172H146V170ZM158 169V170H159ZM233 169V170H232ZM56 170H58V171H56ZM131 170V169H130ZM132 170H133V168H132ZM143 170H145V171H143ZM177 170H179V171H177ZM204 169H202V171H203ZM209 170V171H210ZM6 171H8L9 172V174H6V176H5V173H7ZM28 171H29V173H28ZM32 171V172H31ZM50 171L52 172V174L50 173ZM109 171H111L110 169H109ZM134 171V170H133ZM132 171V172H133ZM205 171V172H206ZM243 171V172H242ZM86 172H88L87 171V169H86V171H85V175H86ZM94 173H96L95 171H93ZM131 172V173H132ZM159 172V171H158ZM159 172V173H160ZM185 172H187V171H185ZM20 173V175H16V174H19ZM33 173V175H31L30 176V174H32ZM37 173V174H36ZM48 173V174H47ZM120 173L122 174V175H120ZM130 173V174H131ZM143 173V174H142ZM151 173H150V176H151ZM229 173V174H228ZM242 173V174H241ZM246 173H247V175H246ZM16 176H15V175ZM36 174V175H35ZM84 174V173H83ZM88 175H89V173H87ZM101 174V173H100ZM189 174V173H188ZM209 174V173H208ZM232 175L230 178H229V175ZM234 174L236 175L235 177H237L238 176V178L235 180L234 179ZM240 174V175H239ZM39 175V176H38ZM41 175V176H40ZM47 177H46V176ZM115 175V176H116ZM134 175V174H133ZM182 175H183V177H182ZM227 175V176H226ZM243 175H245V176H243ZM8 176H9V178L11 179V177L13 178V179H9L8 178ZM16 178H15V177ZM19 176V177H18ZM42 176H43V178H42ZM49 176V177H48ZM53 176V177H52ZM58 176V177H57ZM61 176V177H60ZM102 176H103V174H102ZM106 176V175H105ZM104 176V177H105ZM131 176H132V174H131ZM131 176H130V178H131ZM154 176V175H153ZM188 176H190V174L188 175ZM209 176V175H208ZM208 176H206V178L208 177ZM222 176H221V178H222ZM226 176V177H225ZM4 177L5 178H7V180H5L4 179ZM29 177H30V179H32L31 181L29 180ZM35 177V178H34ZM40 177V178H39ZM58 179H56V178ZM66 178V180H64L65 178ZM70 177V178H69ZM86 177V178H85ZM97 177V176H96ZM95 177V178H96ZM100 177V179H103V178H101V175L99 176ZM117 177V176H116ZM124 177H126L125 179H124ZM210 177V176H209ZM214 177V176H213ZM212 176H211V178H213ZM233 177V179L232 180H230L231 178ZM240 177V178H239ZM42 178V179H41ZM54 178V179H53ZM98 178V177H97ZM110 178V179H109ZM108 178V180H110V183H112V181H114L112 184L114 185V183H115V181H118L117 179H111L112 177L110 176ZM115 178V177H114ZM132 178H133V176H132ZM189 178V177H188ZM191 178V177H190ZM229 178V179H228ZM20 179V180H19ZM24 179V180H23ZM50 180L51 181V183H50V188L49 187H46V189L48 188L49 189V194H48V191L43 187V189H44V191H43V189H40V188H42V187H40V186H36L37 184H39L40 185V183H41V181H43L42 182V184L44 183V181L46 182V180ZM87 179V180H86ZM89 179V180H88ZM105 179V178H104ZM192 179V178H191ZM208 179V178H207ZM210 179V178H209ZM248 179V181H246ZM8 180H9V182H8ZM39 180V181H38ZM63 180V181H62ZM99 180V179H98ZM108 180H106L107 182H108ZM112 180V181H111ZM134 180V181H135ZM182 180H184V181H182ZM187 180V179H186ZM230 180V181H229ZM235 180V181H234ZM261 180V179H260ZM262 180H264V179H262ZM7 182V183H9V185H11L10 183H12V185L11 186H9L8 184H6V183H3V182ZM26 181H27V183H26ZM35 181H36V183L37 184H35ZM49 181V182H50ZM58 183H57V182ZM61 181V182H60ZM90 181V182H89ZM93 181V180H92ZM104 181V180H103ZM205 182V183H203V182ZM206 181H209V183L211 184V186L208 184V182L206 183ZM215 181V180H214ZM232 181V182H231ZM29 182V183H28ZM53 182V183H52ZM97 182V181H96ZM101 182V181H100ZM151 182H152V180H151ZM153 182H154V179H153ZM152 182V183H153ZM182 183V185H185L184 187H187L188 188V192H191L190 193V195H188L187 193H185V190H182L183 189V186H181V183ZM200 182H202V185H200L199 183ZM221 182H224V181H222L221 180ZM220 182V183H221ZM262 182V181H261ZM258 183L259 184V186H261V190H264V184H262V183ZM32 183V184H31ZM99 183V182H98ZM106 183V182H105ZM109 183V182H108ZM178 183L180 184V187H182L181 189L179 188V185H178ZM232 183V184H231ZM257 183V182H256ZM25 184H26V186H25ZM35 184V185H34ZM45 184V183H44ZM52 184H53V186H55L56 184H59L58 185V187H53L52 186ZM66 184V185H65ZM97 184V183H96ZM101 184L103 185L104 183H102L101 182ZM101 184L99 185V186H101ZM111 184V185H112ZM131 184V185H130ZM149 184V183H148ZM147 184V185H148ZM160 184V185H161ZM203 184H205L204 185V188H202L203 187ZM207 184V185H206ZM227 184V183H226ZM225 184V185H226ZM231 184V185H230ZM248 184H249V186L251 187V191L249 190L250 189V187L248 186ZM257 184V185H258ZM261 184V185H260ZM48 185H49V183H48ZM60 185H61V187H60ZM79 185H80V189L83 191V193L85 194H83V193H80L79 191H78V188H79ZM110 185V184H109ZM110 185V186H111ZM112 185V186H113ZM116 185V184H115ZM137 185V186H136ZM144 185V184H143ZM146 185V186H147ZM151 185V184H150ZM218 185V184H217ZM252 185H254V187H255V184H252ZM3 186H5V187H3ZM35 188V191H36V188H38L37 189V195H35V191L34 192H32L34 189H33V187ZM43 186V185H42ZM57 186V185H56ZM63 186V187H62ZM96 186V185H95ZM98 186V185H97ZM98 186V187H99ZM104 186V185H103ZM103 186H101L102 188H103ZM107 186V185H106ZM105 186V187H106ZM136 186V188L134 189V187ZM145 186V185H144ZM192 186V187H191ZM247 186H248V188H247ZM9 188V190H8V188ZM10 187H11V189H10ZM29 187V188H28ZM31 187H32V189H31ZM53 187V188H52ZM88 187V188H87ZM97 187V188H98ZM104 187V188H105ZM116 187H118V186H116ZM115 187V188H116ZM152 187V186H151ZM150 187V188H151ZM154 187V186H153ZM198 187H201L202 189H197ZM210 187H212V188H214V189H211V191H209L208 190V188H210ZM224 187V186H223ZM257 187V186H256ZM255 187V188H256ZM87 188V190H85ZM96 188V189H97ZM110 188V190H111V188L112 187H109ZM115 188H113V190H115ZM156 188V189H157ZM175 188L177 189V188H179L180 190H182L183 191V195H182V197L181 198H179V199H175V197H176V195H175V192H176V190H175ZM254 188V189H255ZM5 189V190H6ZM29 189H31V191H28ZM94 189V188H93ZM92 189V190H93ZM125 189V188H124ZM124 189L122 188V190L124 191ZM127 189V190H128ZM154 189H155V187H154ZM174 191H173V190ZM186 189V188H185ZM200 190V191H198V193H196V194H193V190ZM219 189V190H218ZM257 189H258V187H257ZM256 189V190H257ZM13 190V191H12ZM25 190V191H24ZM62 190V191H61ZM80 190V191H81ZM100 191H101V188L99 189ZM107 189H105V191H106ZM116 190H118L117 188H116ZM121 190V191H122ZM143 190H145L146 192H144ZM158 190V189H157ZM178 190V189H177ZM180 190L178 191L179 193H180ZM221 190H223V191H221ZM16 192V194H15V192ZM44 192V193H42V192ZM52 191V192H51ZM78 191V193L76 194V192ZM81 191V192H82ZM95 191V190H94ZM100 191H99V193H100ZM142 191V192H141ZM153 191H156V190H153ZM152 191V192H153ZM214 191V192H213ZM218 191L220 192V195L221 194H223V195H221V197H218L216 194H218ZM259 191V190H258ZM258 191L256 192L255 191V193H257V195H258ZM6 192V193H7ZM12 192H13V194H12ZM19 192V193H18ZM31 192L32 193H34V194H31ZM96 192V191H95ZM103 192V191H102ZM116 192H119V191H116ZM116 192H114V193H116ZM124 192H127V191H124ZM129 192V191H128ZM138 192V191H137ZM178 192H176V194L178 193ZM210 192V193H209ZM27 193L29 194V195H27ZM80 193V194H79ZM87 193H89V194H87ZM112 193H113V191H112ZM114 193L113 194H111V196L110 197H112V195H114ZM122 193V192H121ZM156 193H158L157 191H156ZM166 193V194H165ZM182 193V192H181ZM235 193H236V195H235ZM251 193V194H250ZM259 193H262V195H264V192H262V191H260ZM9 194V193H8ZM18 194V195H17ZM43 194V195H42ZM83 194V195H82ZM97 194V193H96ZM119 194V193H118ZM117 193H116V197L117 196H119ZM125 194V193H124ZM127 194V193H126ZM185 194V195H184ZM195 195V196H197V197H195L194 196V198H192L193 196H191V195ZM214 196H213V195ZM228 194V195H227ZM235 195L234 197H230V195ZM1 195V194H0ZM32 195V196H31ZM53 195V196H52ZM59 196V200H60V198H61V200L63 199V201H59L58 200V198L57 197H55V196ZM82 195V196H81ZM98 195V194H97ZM103 195V194H102ZM110 195V194H109ZM122 195V194H121ZM153 195V196H152ZM254 195V194H253ZM261 195V196H262ZM2 196H0V199L2 200L1 202H0V204L2 203L3 204V197ZM10 196V195H9ZM19 196V197H18ZM35 196H36V198H35ZM65 198H64V197ZM70 196V197H69ZM94 196H95V194H94ZM115 196V195H114ZM127 196V195H126ZM128 196H129V194H128ZM127 196V198H129ZM145 196H147V197H145ZM175 196V197H174ZM187 196V197H186ZM191 196V198H189ZM215 196H217V197H215ZM229 196V197H228ZM238 196V197H237ZM259 196H260V194H259ZM259 197V198H261L260 200H258V201H261L262 199H264V196H262V197ZM21 197V198H20ZM31 197V198H30ZM68 197V198H67ZM104 197V196H103ZM103 197L101 198V199H103ZM115 197V198H116ZM122 197V196H121ZM121 197H118L119 199L121 198ZM132 197V196H131ZM145 197V198H144ZM178 197V196H177ZM213 197V198H212ZM224 197V198H223ZM19 198V199H18ZM52 198V199H51ZM55 198H56V201H55ZM109 197L107 196V195H105V197H104V199H106V201L108 202V199ZM115 198H112V199H110L109 198V201H111V203H113L114 205H112L111 206V203H109L110 204V206L111 207H114L115 206V208H113L114 209V211H113V209L111 208L110 210H111V212L113 213V212H116V207H117V204L119 205V201L117 202L116 200H115V202H117L116 204H115V202H112V200L113 199H115ZM123 198V197H122ZM151 200H150V199ZM185 198V199H184ZM188 198L190 199L188 202H187V205L185 206V204L183 205V204H181L182 203V200L181 199H183V201H184V203H185V201L186 200H188ZM196 198H198L197 200H196ZM209 198V199H208ZM237 198H239V201L237 202V201H235V199L237 200ZM251 198V197H250ZM12 198L10 197V200H11ZM17 199L19 200V201H17ZM25 199V200H24ZM32 199H34L35 201H33ZM51 199V200H50ZM72 199V200H71ZM95 199V198H94ZM100 201H99V200ZM103 199V200H104ZM124 199V198H123ZM134 199V198H133ZM142 199V200H141ZM144 199V200H143ZM149 201H148V200ZM157 199H158V201H157ZM170 199H173L174 200V203H176L177 202V204L178 205H175L174 204V206H177V207H174V208H176L174 211H173V209L171 210L169 207H171V206H166V205H173L172 203H173V200H170ZM225 199H227V200H225ZM232 199V200H231ZM57 200H58V202H57ZM69 200H70V203H68L69 202ZM92 200V199H91ZM148 202H147V201ZM166 200V201H165ZM169 200H170V203H169ZM176 200H178V201H176ZM207 200V201H206ZM219 200V201H218ZM12 201V200H11ZM16 201L19 203L20 202V204H21V201H22V203H23V201L24 202H26L25 204H23V207L21 208V206H19V204L18 203H16ZM106 201H104V202H106ZM126 201V200H125ZM124 201V202H125ZM129 201V200H128ZM152 201H155V202H152ZM206 201V203H204ZM249 201H251V202H249ZM7 202V201H6ZM5 202V203H6ZM10 202V201H9ZM56 202V203H55ZM63 204H62V203ZM90 202H92V204H90ZM143 202H145V203H143ZM147 202V203H146ZM220 202V203H219ZM34 203V204H33ZM66 205H65V204ZM68 203V204H67ZM94 203V204H93ZM99 203H101V204H99ZM123 202L121 201V203L120 204H122ZM125 203H127V202H125ZM223 203V204H222ZM232 203H236V204H232ZM30 205V207H29V205ZM90 204V205H89ZM107 204V203H106ZM127 204H130V206H129V208H131V203L130 202H128ZM127 204H126V206H127ZM142 204V205H141ZM194 204V205H193ZM205 204H207V205H205ZM232 204V205H231ZM261 203H259L258 202V205H260ZM12 205V204H11ZM17 205H18V207H17ZM31 205H39L37 208L34 206H31ZM88 205V206H87ZM96 205V206H95ZM134 205H132V206H134ZM205 205L206 207L208 206V210L206 211V212H203V206ZM212 205V206H211ZM214 205H216V206H214ZM232 207H231V206ZM250 205V206H249ZM3 208H2V207ZM62 206V207H61ZM87 206V207H86ZM106 206H108V205H106ZM109 206V207H110ZM124 206V205H123ZM214 206V207H213ZM254 208H253V207ZM109 207H107V208H109ZM128 207V206H127ZM218 207H219V209H218ZM237 207L238 208H240V210L238 211L237 210ZM251 207V208H250ZM2 208V209H1ZM21 208V209H20ZM27 208L28 209H32L31 210V213H28L27 212ZM56 208V209H55ZM58 208H60V209H58ZM62 208V209H61ZM77 208H78V210H77ZM92 208H94L93 210H92ZM120 208V207H119ZM126 208V207H125ZM124 208V209H125ZM133 208V207H132ZM147 208V207H146ZM186 208V209H185ZM222 208V209H221ZM232 208H234V209H236V212L238 211V214H244V216H245V219L247 218V216H248V218L249 219H251V220H247L246 219V221H247V224H246V222H245V220L243 219V221L242 222H240L239 221V223H241L240 225H239V223L238 222H234V220H233V223L232 224H230L231 226H232V228L235 230L236 229V226L238 225L239 227H237V228H240L239 230H235V231H233L232 229V231L230 232L229 231V233H231V234H229V233H227L226 234V237H228L229 236V238L226 240V242H227V244L225 243V242H223V241H225V240H222V242L224 243L223 245H224V247H220V245L218 244L219 242H218V240L219 239H222L223 238V236H225V234H222L221 235V237H219V239L218 238H216L217 237V233L218 232H221V231H216V229L217 228H214V227H218V230H220L221 229V227H219V226H221V222H223L225 219H226V217L229 215V214H231V215H233L234 213H232L233 211H232ZM11 209H14V211L13 210H11ZM17 209H20V211L19 210H17ZM43 209L45 210H47V212H51V211H53V210H55V211H59V212H61L63 215L62 216H60L61 214L59 213V217L58 218H56V216L55 217H53L54 219H50L51 221V223L49 222V221H46V219L47 220H49V218H48V216H52V214L53 213H56V212H54L53 211V213L52 214H49V213H47V212H45V211H43ZM98 209H100V208H98ZM97 209V210H98ZM102 209V208H101ZM127 209V208H126ZM137 209V210H136ZM142 211H141V210ZM218 209V210H217ZM233 209V210H234ZM242 209V210H241ZM4 210V211H3ZM26 210V211H25ZM104 210H105V207H104ZM103 210V211H104ZM131 210V209H130ZM130 210H124L123 212L122 211H118V212H122V213H124V214H126L125 215V217H127V215H129V211ZM133 210V209H132ZM133 210V211H134ZM163 210L165 211V210H167L166 212H163ZM202 210V211H201ZM220 210V211H219ZM256 210H258V211H256ZM2 211H3V213H2ZM17 211H19L18 213H17ZM21 211H23V212H21ZM30 211V210H29ZM99 211V210H98ZM106 211H109V210H106ZM141 211V212H140ZM172 213H171V212ZM176 211V213H174ZM178 211V212H177ZM190 211V212H189ZM216 211H218V212H216ZM235 211V210H234ZM38 212H40V213H38ZM41 212H42V214H41ZM100 213H101V211H99ZM131 213H133L132 211H130ZM145 214H144V213ZM162 212V213H161ZM168 212H170L171 213V216L170 215H167L166 216V214H170V213H168ZM189 212V213H188ZM15 213V214H14ZM18 215H17V214ZM21 213V214H20ZM44 213V214H43ZM85 213H88V212H85ZM97 213V212H96ZM122 213H120L121 215H122ZM130 213V214H131ZM155 213H154V215H155ZM227 215H226V214ZM13 214V215H12ZM27 214V215H26ZM89 214V213H88ZM88 214H87V216H88ZM95 214V213H94ZM134 214H132V215H134ZM163 216H162V215ZM173 214V215H172ZM218 214V215H217ZM219 214L221 215V218H219L220 216H219ZM223 214H225V215H223ZM255 214H257L258 216L256 217V215ZM10 215V216H9ZM15 215H17V216H19V217H22V218H17V216H15ZM24 215V216H23ZM31 215V216H30ZM36 215V216H35ZM43 215V216H42ZM44 215H46V216H44ZM115 215V214H114ZM118 215V214H117ZM131 215V216H132ZM157 215V216H158ZM186 215V216H187ZM215 215V216H214ZM217 215V216H216ZM231 215H230V217H231ZM234 215H236V214H234ZM262 215V214H261ZM4 216V217H3ZM13 216V217H12ZM30 216V217H29ZM58 216V215H57ZM80 216V217H79ZM89 216H90V214H89ZM95 216V215H94ZM97 217L99 216V214L98 215H96ZM107 215H106V213H105V217L107 218L108 217ZM120 216V215H119ZM122 216H124V215H122ZM130 216V215H129ZM156 216V215H155ZM219 216V217H218ZM222 216H224V217H222ZM241 217H244L243 215H240ZM24 217V218H23ZM30 218L31 220H33L34 222H31V223H34L33 225H35V222H37L39 225H41L42 224V228L43 229H40L39 228V226H38V224L36 223V227H34L32 230H34L33 232L34 233H38V234H40V235H34V233H32L30 230H28L30 227H31V225L29 226L28 224H29V222H30V220H28L27 218ZM65 217V218H64ZM103 217H104V215H103ZM136 217V218H135ZM165 217V218H164ZM189 217V216H188ZM214 217V218H213ZM215 217H216V219L217 218H219L220 220L222 219V218H225L224 220L222 219L221 220V222L218 224L219 226H214L213 227V222H214V219H215ZM236 216H234V218H235ZM239 217V216H238ZM2 218H4V219H2ZM10 218V219H9ZM12 218V219H11ZM42 218V219H41ZM99 218V217H98ZM110 218H114V219H116L115 221H114V219H110ZM118 218H120V217H118ZM124 218V217H123ZM164 218V219H163ZM182 220H181V219ZM213 218V219H212ZM232 218H233V216H232ZM231 218V219H232ZM258 218H259V220H258ZM21 219H23L24 221H21ZM105 219V218H104ZM215 219V221H218V219L216 220ZM230 218H228L227 220H229ZM237 220H238V218H236ZM242 219V218H241ZM2 220V221H1ZM11 220V221H10ZM52 220H53V222H52ZM82 220V222L80 223V221ZM97 220V219H96ZM123 220V222H124V219H122ZM129 220H131V218L129 219ZM156 220V222L158 221L157 219H155ZM173 220V221H172ZM175 220H176V222H175ZM178 220H180V221H178ZM253 220H255L256 222L254 223V221ZM93 221V223H90V222H92ZM110 221V222H109ZM161 221V222H162ZM172 221V222H171ZM184 221V222H183ZM200 221V222H199ZM257 221H259V222H257ZM12 222V223H11ZM15 222H18V223H15ZM96 222V221H95ZM106 222L108 223V224H110L109 225V227H108V229H107V225L108 224H106ZM139 222V223H138ZM179 222V223H178ZM231 222H232V220H231ZM251 222H252V227H251ZM23 223V224H22ZM236 223V224H235ZM244 223L246 224V225H244ZM4 224H5V226H4ZM14 225V224H18V225H16V226H19L20 227V229H21V226H22V228H23V230H19V231H22V232H20V234L19 233H17L18 234V236L19 237H17V235H10V232L12 231L11 229V231L10 232H7L10 236H8V234L7 233H5L4 234V232L3 231H7L8 230V228H9V226L8 225ZM19 224H21V226L19 225ZM47 224V225H48ZM82 224H84L83 226H82ZM102 224V223H101ZM114 225L115 226V228H114V226H112L111 228H113L112 230L110 229V226L111 225ZM123 224V223H122ZM223 224V223H222ZM249 224V225H248ZM262 224H264V223H262ZM25 225V226H24ZM33 225H32V227H33ZM64 225V224H63ZM80 225V226H79ZM89 225V226H88ZM105 225V226H104ZM121 225V224H120ZM157 228V230L159 231H156V229H155V227ZM157 225V226H156ZM160 225V226H159ZM194 225V226H193ZM248 225V227L246 228L245 226H247ZM256 227H255V226ZM8 226V227H7ZM16 226H13V228L14 227H16ZM27 226H29V227H27ZM44 226V227H43ZM64 226V227H65ZM79 226V227H78ZM212 226V227H211ZM250 226V227H249ZM253 226H254V228H253ZM261 226V225H260ZM26 227V228H25ZM56 227V228H57ZM75 227V228H74ZM83 227H85L84 229H83ZM88 227H89V229H88ZM154 227V228H153ZM161 227H162V229H161ZM189 227H191V226H189ZM7 229V230H5V229ZM11 228V227H10ZM37 228H39V229H37ZM62 228V229H61ZM87 228V229H86ZM138 228H139V232H137V230H138ZM141 228V229H140ZM200 228V229H199ZM213 228V229H212ZM258 228V229H257ZM2 229V230H1ZM104 229H102V231L104 230ZM134 229V230H133ZM160 229V230H159ZM173 229V230H172ZM191 229H193V228H191ZM211 231H210V230ZM251 229V230H250ZM257 230V231H261V233H259L258 232V234H255V233H257V232H253V231H255V230ZM14 230H17V229H14ZM42 230V231H41ZM44 230H46V231H44ZM48 230V231H49ZM82 230V231H81ZM136 230V231H135ZM142 230V231H141ZM162 230V231H161ZM28 231H30V232H28ZM67 231H68V229H67ZM79 231V232H78ZM99 231H100V229H99ZM161 231V232H160ZM164 231V233L162 234V232ZM214 232V234L212 233V234H210V233H208V232ZM239 231V232H238ZM241 231V232H240ZM248 231V232H247ZM16 232V231H15ZM59 232V233H58ZM66 232V231H65ZM69 232V231H68ZM80 232H81V234H80ZM85 232V233H84ZM98 232V231H97ZM179 233V231H174V235H176V233ZM249 232H251L250 234H248ZM23 233H26V234H24L23 235ZM30 234V233H32V235L30 234L29 236L27 235V234ZM95 234H97L96 232H94ZM108 233V232H107ZM132 233V234H131ZM142 235H141V234ZM216 233V234H215ZM237 233H239V235L237 234ZM41 234L43 235V236H41ZM62 234V235H61ZM85 234H86V236H85ZM160 235V236H158V235ZM229 234V235H228ZM235 234H237L236 236L237 237H235V239H234V235ZM2 235H3V237H2ZM26 235V236H25ZM36 236V239H34V236ZM46 235V236H45ZM92 235V234H91ZM98 235V234H97ZM100 235H101V233H100ZM141 235V236H140ZM145 235H146V237H145ZM168 235V234H167ZM214 235V236H213ZM228 235V236H227ZM251 236V237H254L255 236V238H252L253 240H249L251 237H247V236ZM253 235V236H252ZM257 235V236H256ZM5 236V237H4ZM8 236V237H7ZM21 236V237H20ZM41 236V237H40ZM51 238H49V237ZM56 236H58L57 237V240H55L54 238L56 237ZM61 236V237H60ZM63 236V237H62ZM93 236V235H92ZM118 236V237H117ZM121 236V237H122ZM155 237V238H153L152 239V237ZM216 236V237H215ZM7 237V238H6ZM10 237H13V242L12 241H10L12 238H10ZM40 237V238H39ZM47 237L50 239V240H53V241H50L49 239H47ZM52 237H53V239H52ZM74 237V236H73ZM91 237V236H90ZM140 237V238H139ZM156 237H159L160 239H156ZM177 237V238H176ZM196 237V238H197ZM242 237H244V239L246 240V238H248L247 239V242L248 241H250L249 242V244H252V245H249V249H250V251H248V252H246L244 249V247L246 246L245 244L246 243H244L245 241L244 240H242ZM6 238V239H5ZM8 238H10V240L8 241ZM45 238L47 239V240H45ZM70 238V237H69ZM95 238V236L93 237V239ZM102 238H99V239H102ZM150 240H149V239ZM232 238V239H231ZM259 238V239H258ZM26 239V240H25ZM36 240V242L37 241H39V243H40V245H38L39 243L37 242V244L36 243H34V244H32L33 242H34V240ZM38 239H40V240H38ZM66 239V238H65ZM73 239V238H72ZM92 239V238H91ZM98 238H96V240H97ZM139 239V240H138ZM163 239V238H162ZM167 239V238H166ZM169 239V238H168ZM256 239V240H255ZM24 240H25V242H24ZM32 242H31V241ZM67 240V239H66ZM70 240H71V238H70ZM69 240V241H70ZM75 240H76V238H75ZM125 240H126V242H125ZM131 240V241H130ZM165 240V239H164ZM209 240H212V241H209ZM230 240H233L232 241V244H230L231 245V247H229L230 245H229V241ZM240 240H242V241H240ZM259 240V241H258ZM5 241V242H4ZM16 241V242H17ZM47 241V242H46ZM50 241V242H49ZM68 241V242H69ZM87 241V242H86ZM99 241V240H98ZM120 241V242H119ZM176 241H173V243L175 244V242ZM206 241H208V242H206ZM220 241V240H219ZM239 242L240 244L239 245H241L242 243V245L240 246L241 248H239V250H238V248H237V252L238 251H240L241 249H243V251L241 250L240 252L243 254H241L242 256H244L245 254H244V251L246 252V253H248L247 255H249L250 254V256H248V259H246L245 257L243 258L242 256L241 257H239L238 255H239V253H238V255L237 256H233V255H236L237 254V252H235L236 251V249H235V251H234V248L233 247H235V245H234V243L235 242ZM10 242H11V245H5V243L6 244H10ZM26 242H28V243H26ZM109 242H111V243H109ZM129 242V243H128ZM139 242H141V241H139ZM170 242V241H169ZM168 242V243H169ZM205 242V243H204ZM217 242V243H216ZM54 243V242H53ZM57 243V242H56ZM55 243V244H56ZM59 243V242H58ZM61 243H65V242H63V241H61L59 244H61ZM71 243H72V241H71ZM96 243V242H95ZM98 243V242H97ZM127 243H128V245H127ZM134 243H136L135 241L133 242V244ZM142 243V242H141ZM140 243V244H141ZM154 243V244H153ZM170 243H172V241L170 242ZM15 244H17V243H15ZM30 244H32V245H30ZM85 244V245H84ZM105 244H106V247H105ZM208 244V245H207ZM52 245H54V244H52ZM57 245V244H56ZM67 245V243H65V246ZM71 245L72 244H68L67 245V247H69V248H67V247H65V248H63L62 250H64L65 251V249H66V251L67 252H64V255H63V257H62V261H63V259L65 260V261H57L56 260V262H58L59 264L61 263H66V264H90V263H92L91 261H93L94 263H92V264H96V262H98L97 264H106V263H104V262H106V261H103V260H101L100 259V256L98 257L99 259H100V262H99V260H98V258H97V256H92L91 258H94V260L95 259H97V260H91L90 258H88V259H90V262L86 259V254H88V255H90L91 256V254H89L88 252H86V254H83V252H82V254H79L77 251H78V249L75 247V249H77V251L75 250L74 251V249H73V252H77L76 254H74V253H69V251L71 250ZM81 245V244H80ZM91 243H90V247H91ZM108 245V246H107ZM123 245H125V246H123ZM142 245H145V242L143 241V243H142ZM181 245H182V247H181ZM226 245V246H225ZM16 246H18L19 248H21V246H19V245H15V247ZM50 246V245H49ZM60 247H61V245H59ZM79 245H77V247H78ZM103 246V247H102ZM149 246V247H150ZM160 246V247H161ZM196 248H195V247ZM204 246V247H203ZM3 247V248H2ZM39 247H42V248H39ZM59 247V248H60ZM63 247V246H62ZM80 247V246H79ZM142 247H144V248H142ZM190 247H192V248H190ZM202 247L203 248H205V250H206V252L207 253H205V255L203 254L202 256H201V252L204 250H202ZM220 247V248H219ZM243 247V248H242ZM6 248V249H5ZM27 250H26V249ZM30 248H32V249H30ZM39 248V249H38ZM87 248V247H86ZM162 248V247H161ZM193 248H195L194 250H196V251H194L193 250ZM206 248H208V249H206ZM223 248V249H222ZM246 248H247V246H246ZM247 248V249H248ZM253 248V249H252ZM10 248H9V252H10V250H11ZM43 249V250H42ZM47 249V251H45ZM55 249V248H54ZM57 249V248H56ZM81 249L83 250L84 248L83 247H81ZM81 249H79V252L80 251H82ZM92 249V248H91ZM90 249V250H91ZM95 249H96V247H95ZM139 249V248H138ZM140 249V250H141ZM149 249H151V251L149 250ZM155 249V250H154ZM159 249V250H158ZM192 249V250H191ZM222 249V250H221ZM228 249H230V250H228ZM5 250V251H4ZM12 250H16V252H17V248L16 249H12ZM58 250V249H57ZM89 250V249H88ZM93 250H94V248H93ZM92 250V251H93ZM130 250V249H129ZM137 250V249H136ZM209 250V251H208ZM227 250H228V252H227ZM19 251V250H18ZM29 251V252H30ZM51 251V252H50ZM85 251H87V250H85ZM95 251V250H94ZM115 251V250H114ZM139 251V250H138ZM157 251H159V253L157 252ZM210 251H213V252H210ZM253 251V252H252ZM4 252V253H3ZM8 252V251H7ZM8 252V253H9ZM15 252V251H14ZM14 252H11V253H14ZM49 252V253H48ZM123 252H125V253H123ZM141 252V251H140ZM143 252V251H142ZM141 252V253H142ZM153 252H155V253H153ZM166 252V253H167ZM208 252H210V253H208ZM10 253V254H11ZM59 253H61V251L59 252ZM66 253V254H65ZM81 253V252H80ZM96 253V254H97ZM113 253V252H112ZM134 253H136V251L134 250ZM156 253L157 254H159V256L158 255H156ZM162 253V254H161ZM191 253H193V254H191ZM198 253V254H197ZM228 254V255H230L231 254V256H230V258H229V256H226V254ZM236 253V254H235ZM45 254H47V255H45ZM52 254H53V256H52ZM67 254H69V255H67ZM72 254V255H71ZM97 254V255H98ZM126 254H127V256H126ZM137 254V253H136ZM144 254H146V253H144ZM143 253L141 254V258H142V255H144ZM146 254V255H147ZM194 254H195V256H194ZM206 254H212V255H215L214 256V258L212 257V255L210 256V255H206ZM218 256H217V255ZM221 254H222V256H221ZM58 255V256H57ZM56 256H57V258L59 257V254H57ZM80 255V256H79ZM85 256V260H84V262L83 261H80V259L79 258H81L82 259V256ZM109 255V256H108ZM134 255V256H133ZM150 256V258L151 257H153V256ZM183 257H182V256ZM252 255V256H251ZM44 256V258L42 259L41 257H43ZM48 256V257H47ZM74 256V257H73ZM89 256V257H90ZM125 256V257H124ZM129 256V257H128ZM131 256V257H130ZM148 256H147V258L146 257H144L143 259H145V261H143V260H141V261H136V262H134V264H143V263H145V264H149L150 262L148 261ZM170 258L169 259H165V258H162V260L164 259V260H168L167 261V263L170 261H174V259H173V257H175V255L173 254V253H170ZM193 256V257H192ZM198 256V257H197ZM211 258H209V257ZM217 256V257H216ZM30 257V258H29ZM34 257V258H33ZM38 257V258H37ZM45 257H47V258H49V260H47ZM61 257V256H60ZM59 257V258H60ZM121 257V259H120V261H119V258ZM182 257V258H181ZM219 257H220V259H219ZM236 257H239V262H238V260H237V258L235 259ZM77 258V259H76ZM105 258V257H104ZM113 258V259H112ZM135 258H137V257H135ZM189 258V259H188ZM201 258V259H200ZM207 258H209V259H207ZM218 258V259H217ZM250 258V259H249ZM8 259V258H7ZM6 259V260H7ZM46 259V260H45ZM107 259V258H106ZM111 259V260H110ZM118 259V260H117ZM134 259V258H133ZM138 259V258H137ZM140 259V258H139ZM152 259V264H153V261L155 260V261H157L156 260V258H151ZM172 259V260H171ZM228 259H230V260H228ZM51 260H52V262H51ZM83 260V259H82ZM148 262H147V261ZM150 260V259H149ZM161 261L160 263L157 261L156 263L157 264H164V262L165 261ZM176 260H178V261H176ZM218 260V261H217ZM244 260V261H243ZM248 260V261H247ZM46 263H45V262ZM88 261V262H87ZM135 261V260H134ZM155 261H154V264H156L155 263ZM208 261V262H207ZM210 261V262H209ZM1 262H0V264H1ZM50 262V263H49ZM68 262V263H67ZM80 262H82V263H80ZM132 262V263H131ZM179 262V263H178ZM231 262V263H230ZM19 263V264H20ZM5 264V263H4ZM18 264V263H17ZM172 264H174V262H172Z\"/></svg>",
	"mask_w": 264,
	"mask_h": 264
},
{
	"label": "bare ground",
	"instance_id": "bare-ground-1",
	"mask_svg": "<svg viewBox=\"0 0 264 264\" xmlns=\"http://www.w3.org/2000/svg\"><path fill=\"white\" fill-rule=\"evenodd\" d=\"M34 1L37 2V0H34ZM42 1H43V0H42ZM196 1H197V0H196ZM3 2H4V1H3ZM76 2H77V0H76ZM120 2H121V0H120V1H117V3H118L119 6H120L119 8L121 9V8H122V7H121L122 2H121V3H120ZM152 2H153V1H152ZM33 3L35 4V2H33ZM40 3H41V1H40ZM74 3H75V2H74ZM78 3H79V1H78ZM196 3H198V1H197ZM120 4H121V5H120ZM152 4H153V3H152ZM75 5H77V3H75ZM123 5H124V4H123ZM123 5H122V6H123ZM193 5H194V4H193ZM1 6H2V5H1ZM36 6H37V4H36ZM116 6H117V4H116ZM116 6H115V7H116ZM130 6H131V5H130ZM169 6H170V4H169ZM188 6H189V5L187 4V6H185V7L188 8ZM14 7H15V6H14ZM19 7H20V6H19ZM44 7H46V6H44ZM44 7L41 8L42 11H44V10L47 11L48 8L46 7L47 9H44ZM72 7H73V3H72ZM72 7H71V9H70V11H72V12H69V13L73 15L75 12H73L74 7H73V9H72ZM94 7H96V6H94ZM97 7H99V6H97ZM117 7H118V6H117ZM133 7H134V6H133ZM150 7H151V5H150ZM194 7H195V6H194ZM227 7H228V6L225 7V11H227V9H226ZM23 8H24V7H23ZM87 8H89V7H87ZM127 8H129V7H127ZM131 8H132V7H131ZM178 8H179V7H178ZM191 8H192V7H191ZM15 9H16V8H15ZM21 9H22V7H21ZM80 9H81V8H80ZM97 9L99 10L100 8H97ZM113 9H115V8H113ZM122 9H123V8H122ZM129 9H130V8H129ZM175 9H176V8H175ZM192 9H195V8H192ZM48 10H49V9H48ZM68 10H69V9H68ZM74 10H75V9H74ZM98 10H97V11H98ZM111 10H112V9H111ZM116 10H118V9H116ZM178 10H180V9H178ZM182 10H183V9H182ZM184 10H185V9H184ZM16 11H17V10H16ZM20 11H21V10H20ZM31 11H32V10H31ZM83 11H84V9H83ZM90 11H91V13H90L91 15L88 16ZM90 11H89V9H88V13H87L88 15L86 14L88 19L91 18V19L88 20V21H89V23L91 22L92 24H95L96 21H95V22H92V21H93L92 19H94V17L96 18V15H97V17H98L99 11L96 12V14L93 13V7H92V9H90ZM94 11H96V8L94 9ZM118 11H119V10H118ZM120 11H121V10H120ZM186 11H187V10H186ZM223 11H224V10H223ZM225 11H224V13H225ZM230 11H231V10H230ZM230 11H227V12H230ZM18 12H19V11H18ZM33 12L36 13L37 11L34 10ZM84 12H85V11H84ZM86 12H87V10H86ZM130 12H131V11H130ZM132 12H133V10H132ZM174 12H175V11H174ZM232 12H233V13H232ZM232 12H230V13H232L231 15H234V17L236 16L235 18H237V17L239 16L238 14H236V12H234V11H232ZM38 13H39V11H38ZM38 13H37L36 16L39 15ZM41 13H43V12H41ZM41 13H40V15L43 16L44 13H43V14H41ZM54 13H55V12H54ZM61 13H62V12H61ZM92 13H93V14H92ZM113 13L115 14V12L112 10V14H113ZM122 13H124V12H122ZM237 13H239V12H237ZM243 13H244V12H243ZM22 14H23V13H22ZM51 14H52V13H50V14H48V15H51ZM56 14H57V11H56ZM56 14H54V15H56ZM70 14H69V18H70V17H73V18H74V19H73V22H72V23L74 24V23H75L74 20L76 19L77 16H75V17H74V16H70ZM80 14H81V12H80ZM82 14H83V12H82ZM108 14H109V13H108ZM129 14H131V13H129ZM177 14H178V12H177ZM179 14H180V12H179ZM182 14H184V13H181V16H182ZM190 14H191V13H190ZM225 14H226V13H225ZM239 14H240V13H239ZM13 15H15V14H14V13H12V14H11V13H8V17H9V16L12 17ZM33 15H35V14H33ZM33 15H32V16H33ZM40 15H39V17H40ZM46 15H47V14H46ZM48 15H47V17H48ZM54 15H53V17H54ZM67 15H68V14H67ZM86 15L84 14V16H86ZM110 15H111V14H110ZM115 15H117V13H116ZM149 15H150V14H149ZM186 15H187V14H186ZM19 16H20V14H19ZM21 16H22V15H21ZM30 16H31V15H30ZM32 16H31V18H33ZM36 16H34V17L36 18ZM59 16H61V15H59ZM78 16H79V13H78ZM126 16H127V15H126ZM181 16H180V18H181ZM183 16H184V15H183ZM183 16H182V18L184 19ZM187 16H188V15H187ZM196 16H197V15H196ZM196 16H195V17H196ZM216 16H217V15H216ZM216 16H215V19H216V18L218 19V18H220V17L222 18V16H224V15H223V14H220V15H219L220 17H216ZM241 16H243V15H241ZM22 17H24V16H22ZM27 17H29V15L26 16L25 19L23 18V20H27ZM39 17H38V18H39ZM43 17H45V16H43ZM43 17H42V18H43ZM49 17L51 18L52 16H49ZM49 17H48L46 20H50ZM53 17H52V18H53ZM57 17H58V16H57ZM64 17L66 18V16H64ZM79 17H80L81 20H79V18H77V19H78V20H77V24H80V22L83 21L82 19H85V17L82 18L83 16L81 17V15H80ZM92 17H93V18H92ZM108 17H109V16H108ZM112 17H114V16H111V18H112ZM120 17L122 18V16H120ZM127 17L129 18V17H132V16L128 15ZM138 17H140V16H138ZM146 17H147V16H146ZM195 17H194V19H195ZM239 17H240V16H239ZM239 17H238V19H239ZM40 18H41V17H40ZM40 18H39V19H40ZM42 18H41V19H42ZM54 18H55V17H54ZM65 18H64V19H65ZM69 18H68V19H69ZM106 18H107V16H106ZM144 18H145V17H144ZM185 18H186V16H185ZM235 18H233V19H235ZM1 19H2V18H1ZM7 19H8V18H7ZM28 19H29V18H28ZM56 19H57V18H56ZM62 19H63V17H62ZM68 19L66 18V20H68ZM71 19H72V18H71ZM146 19H147V18H146ZM188 19H189V18H188ZM199 19H201V18H199ZM213 19H214V18H213ZM3 20H4V19H2V21H3ZM5 20H6V19H5ZM8 20H9V19H8ZM10 20H11V19H10ZM21 20H22V19H21ZM32 20H34V19H32ZM57 20H58V19H57ZM86 20H87V19H85V21H83V22H86ZM91 20H92V21H91ZM114 20H115V19H114ZM114 20H113V23H114V24L117 23L119 27L117 26V24H116V26H115V25H114V26L111 25L112 28L114 27V29H116V30H114V33L111 31V34H108L109 37H110V35H111V36L113 35V36L115 37V35L120 34V33H118V34L116 33V34H115V32L117 31V29L120 28V26L122 27V24H123V23L120 21V19H119V20L116 19V21H114ZM125 20H126V19H125ZM125 20H124V24L127 25V24H128L127 22H129L130 20H129V19L126 20V21H125ZM185 20H186V19H185ZM34 21H35V20H34ZM62 21H63V20H62ZM69 21H70V19H69ZM78 21H80V22H78ZM88 21H87L86 23H88ZM107 21L110 22V20H107ZM118 21H119V22H118ZM140 21H141V20H140ZM196 21H197V20H196ZM234 21H237V20H234ZM234 21H233V22H234ZM9 22H10V21H9ZM26 22H27V21H26ZM29 22H31V21H29ZM38 22H39V20H38ZM40 22H41V21H40ZM44 22H46V21L44 20ZM63 22H64V21H63ZM108 22H107L106 25H110V24H108ZM31 23H33V22H31ZM35 23H36V22H35ZM48 23H49V21H48ZM64 23H65V22H64ZM67 23H68V21H67ZM110 23H111V22H110ZM129 23H131V22H129ZM38 24H39V23H38ZM42 24L44 25V23H42ZM42 24H40V25H42ZM69 24H70V22H69ZM75 24H76V23H75ZM84 24H85V23H84ZM92 24H89V25L87 24L88 26L85 28V30L88 29V27L91 26ZM119 24H121V25H119ZM132 24H133V22H132ZM132 24H130V25H132ZM141 24H142V23H141ZM235 24H236V23H235ZM30 25H31V24H30ZM40 25H39V26H40ZM43 25H42V26H43ZM65 25H67V24H65ZM103 25H105V24H103ZM126 25H125V26H126ZM143 25H144V24H143ZM149 25H150V24H149ZM25 26L27 27L28 24L25 25ZM31 26H32V25H31ZM74 26H75V25H73V27H71V25H69V27H71V28H74ZM76 26H77V25H76ZM81 26H82V25H81ZM96 26L98 27V26H101V25H99V24H95V27H96ZM34 27H35V26H34ZM46 27H47V26H46ZM53 27H54V26H53ZM79 27H80V26H78V28H79ZM95 27H94V28H95ZM102 27H103V26H102ZM102 27H101V28H102ZM104 27H106V26H104ZM107 27H108V26H107ZM107 27H106V28H107ZM115 27H116V28H115ZM123 27H124V26H123ZM147 27H148V26H147ZM169 27H170V26H169ZM239 27L242 28L243 26L240 25ZM27 28H28V27H27ZM37 28H38V27H37ZM42 28H43V27H42ZM49 28H50V27H49ZM63 28H64V27H63ZM65 28H66V27H65ZM78 28H77V29H78ZM110 28H111V27H110ZM130 28H131V26H130ZM136 28H137V27H136ZM151 28H152V27H151ZM170 28H171V27H170ZM23 29H24V28H23ZM25 29H26V28H25ZM69 29H70V28H69ZM80 29L83 30V28H80ZM80 29H79V30H80ZM120 29H121V28H120ZM125 29H126V28H125ZM144 29H147V28H144ZM144 29H143V30H144ZM238 29H239V28H238ZM238 29H237V30L234 29V30H235V33L233 32L234 35L236 34V39L242 37L241 34H240V37H239V34H237L238 32L236 33V31H238ZM29 30H30V29H29ZM29 30H28V31H29ZM32 30H33V29H32ZM65 30H66V29H65ZM85 30H83V31L85 32ZM98 30H99V29H98ZM107 30H108V29H107ZM111 30H112V29H111ZM153 30H154V29H153ZM3 31H4V30H3ZM62 31H63V29H62ZM69 31H71V29L68 30V32H69ZM72 31H73V29H72ZM83 31H82V32H83ZM86 31H87V30H86ZM99 31H100V30H99ZM104 31H105V32H104ZM144 31H145V30H144ZM148 31H149V30H148ZM151 31H152V30H151ZM183 31H184V30H183ZM68 32H67V33H68ZM76 32H78V34H79L80 31H76ZM76 32H75V33H76ZM95 32H96V30H95ZM95 32H94V33H95ZM106 32H107L106 30H103V29H102V33L106 34ZM119 32H120V31H119ZM142 32H143V31H142ZM142 32H141V33H142ZM6 33H7V32H6ZM6 33H5V34H6ZM29 33H30V31H29ZM31 33H32V32H31ZM36 33H37V32H36ZM36 33H35V34H36ZM62 33H63V32H62ZM67 33H65V34H67ZM75 33H74V34H75ZM80 33H81V32H80ZM88 33H90V32H88ZM88 33H87V34H88ZM107 33H108V32H107ZM109 33H110V31H109ZM153 33H154V31H153ZM180 33H181V30H180L179 34H180ZM40 34L42 35L43 33H40ZM40 34H39V35H40ZM78 34H77V35H78ZM81 34H82V33H81ZM83 34H86V33H83ZM104 34H103V35H99V37L102 36V37L105 38ZM131 34H132V33H131ZM142 34H143V33H142ZM3 35H4V33H3ZM31 35H32V34H31ZM41 35H40V36H41ZM68 35H69V33H68ZM77 35H76V36H77ZM89 35H90V34H89ZM89 35H88L89 38L93 36V34H92V36H91V35L89 36ZM146 35H147V34H146ZM152 35H153V34H152ZM186 35H187V34H186ZM230 35H231V34H230ZM37 36H38V35H37ZM65 36H66V37H70L71 34H70V36H67V35H65ZM83 36H85V35H83ZM94 36H95V35H94ZM113 36H112V37H113ZM118 36H119V35H118ZM120 36H121V35H120ZM24 37H25V35H24ZM31 37H32V36H31ZM34 37H35V36H34ZM66 37H64V38L66 39ZM72 37H73V39H74V40L72 39V41H74V44H75V43L77 42V40H75L76 37L74 38L73 35H72ZM72 37H70V38H72ZM85 37H86V36H85ZM96 37H97V35H96ZM96 37H94V38L92 37V38L95 39ZM106 37H107V34H106ZM114 37H113V39H112L111 37H110L111 39H109V38L106 39V38H105L104 40H101V41H100V39H98V37H97V39L99 40V44H100L101 42L106 43V44L104 45V46H106V48H104V49H106V51L108 52V51H109L108 47L112 46V45H109V46L107 47L108 43L111 44V43H115V42H116V41H115L116 38H114ZM173 37H174V36H173ZM28 38H29V37H28ZM37 38H38V37H37ZM42 38H43V39H41V38H39V39H40V40H45L44 37H42ZM47 38H48V37H47ZM51 38H52V37H51ZM81 38H82V37L77 38V39H81ZM83 38H84V37H83ZM145 38H146V37H144V40H145ZM212 38H213V35L209 38V40L211 41V42L209 41L210 43H208V42H206V41L203 43V46H204L205 43H207V46H206V44H205V46L207 47V49L209 48L208 50L206 49L205 46L203 47L202 45H199V46H202L203 49L201 48L200 50H197V51H199L200 53H203V54H204L205 52H201V51L205 49L204 51L207 50V52H206L207 56L209 55V57H210V55L213 54V55H212L213 57H212V56H211V57H212V58H217V57H216V54L213 53V52H214V49H213V48H215V47L217 46V44H216V43H214V44L212 43V42L214 41V40H213V41L211 40ZM234 38H235V37H232V40H234ZM35 39H36V37H35ZM48 39H49V38H48ZM48 39H47V41H48ZM65 39H64V40H65ZM102 39H103V38H102ZM118 39H119V38H118ZM148 39H149V38H148ZM177 39H178V38H177ZM179 39H180V38H179ZM187 39H188V38H187ZM190 39H191V38H190ZM193 39H194V38H193ZM193 39H192V41H193ZM197 39H198V38H197ZM206 39H207V38H206ZM206 39H205V40H206ZM224 39H225L224 43H228L229 41L232 42V40H230V39L227 40V37L224 38ZM236 39H235V40H236ZM29 40H30V38H29ZM31 40H33V38H32ZM51 40H52V39H50V41H51ZM66 40H68V39H66ZM66 40H65V42H67ZM69 40H70V39H69ZM69 40H68V42H67V45H69L70 43L72 44V42L69 43ZM84 40H85V41H84ZM87 40H89V39H88V38H84L83 40L81 39V41H84V42H82V45H81V47H83L84 49H87L86 47H84V43L86 44V41H87ZM108 40H110V41H111V40H112V41L114 40L115 42H112V41L110 42V41H108ZM175 40H176V39H175ZM182 40H183V39H182ZM226 40H227L228 42H227ZM47 41H46V42H47ZM50 41H49V42H50ZM57 41H58V40H57ZM57 41H55V42L57 43V45H59ZM81 41H80V43H81ZM90 41L93 42L92 39H91ZM105 41H107V42H105ZM117 41L119 42V40H117ZM187 41H190V40H187ZM192 41H190V42H192ZM198 41H199V40H198ZM216 41H217V43H218V42H220V39H219V40L216 39ZM222 41H223V39H222ZM21 42H22V41H21ZM31 42H32V41H31ZM44 42H45V41H44ZM59 42H61V41H59ZM63 42H64V41H63ZM87 42H89V41H87ZM94 42H95V41H94ZM96 42H97V44H98V41H97V40H96ZM121 42H122V41L119 42L120 45L122 44ZM179 42H180V41H179ZM184 42H185V43H184ZM38 43H41V42H38ZM52 43H53V42H52ZM68 43H69V44H68ZM89 43H90V42H89ZM116 43H117V42H116ZM143 43H144V42H143ZM148 43H149V42H148ZM148 43H147V45H148ZM160 43H161V42H160ZM183 43H184L183 45H185V44H186V41L183 40ZM188 43H189V42H187V45H189ZM233 43H234V41H233ZM14 44H15V43H14ZM41 44H42V43H41ZM61 44H64V43H61ZM61 44H60V46H61ZM95 44H96V43H95ZM135 44H136V43H135ZM157 44H159V43H157ZM180 44H181V45H180ZM180 44L178 45L179 47L177 46V48H182V46H183V45H182V42H181ZM191 44H192V43H191ZM195 44H196V41H195L194 45H195ZM208 44H209V47H208ZM212 44H213V45H212ZM72 45H73V44H72ZM77 45H78V43H77ZM87 45H88L87 47H88V49H89L90 44L87 43ZM92 45H94V44H92ZM92 45H91V46H92ZM145 45H146V44H145ZM160 45H161V44H160ZM210 45H211L212 47H211ZM7 46H9V45H7ZM12 46H13V45H12ZM44 46H45V45H44ZM55 46H56V45H55ZM55 46H54V47H55ZM65 46H66V44H65ZM96 46H97V45H96ZM101 46H103V44H102ZM104 46H103V47H104ZM190 46H191V45H190ZM218 46H219V45H218ZM36 47H37V46H36ZM36 47H35V48H36ZM41 47L43 48V46H41ZM41 47H40V48H41ZM45 47H48V46H45ZM45 47H44V48H45ZM49 47H50V46H49ZM51 47H53V45H52ZM73 47H74V46H73ZM75 47H76V46H75ZM79 47H80V45H79ZM92 47H93V46H92ZM98 47H99V46H97V48H98ZM115 47H116V49H115ZM115 47H114V46H112V48L110 47V49H113V48H114L113 50H111V51H113L111 56H113V54H114V56H117V55H115V54L117 53V51H119V47H117L116 45H115ZM148 47H149V46H148ZM152 47H153V46H152ZM160 47H161V46H160ZM160 47H159V48H160ZM164 47H165V46L163 45V48H164ZM167 47H168V46H167ZM183 47H184V46H183ZM186 47H187V46L185 45L184 48H186ZM11 48H12V47H11ZM20 48H21V47H20ZM22 48H23V47H22ZM35 48H34V49H35ZM70 48H71V46H70ZM70 48H69V49H70ZM90 48H91V47H90ZM97 48H96V49H97ZM117 48H118V49H117ZM127 48H128V47H127ZM150 48H151V47H150ZM172 48H173V47H172ZM177 48H175V49H177ZM184 48H182L181 50H184ZM262 48H264V47H262ZM17 49H18V51H19V48H17ZM30 49H31V48H30ZM45 49H47V48H45ZM52 49H54V48H52ZM52 49H50V50H52ZM56 49H57V48H56ZM60 49H61L60 51H62V48H61V47H60ZM66 49H67V46H66V48H64V51L61 52L62 55H64V57L61 55V57H62L63 59L66 58V57L68 58V56H67L68 53H67V52H68V51L70 52V50H72V49H70V50H67V52H66V51H65ZM76 49H77V50H75V48H74V50H73L74 53H73V54H75V52L78 51V46L76 47ZM84 49H83V50H84ZM94 49H95V47H94ZM104 49H102V51H103ZM107 49H108V50H107ZM140 49H141V48H140ZM164 49H165V48H164ZM164 49H163V50H164ZM167 49H168V48H167ZM167 49H166L165 51H167ZM175 49H174V50H175ZM212 49H213V50H212ZM28 50H29V49H28ZM31 50H32V49H31ZM37 50H38V49H36V53H38ZM39 50H40V49H39ZM39 50H38V51H39ZM57 50H58V49H57ZM57 50H56V52H57ZM79 50H80V49H79ZM92 50H93V48H91V51H92ZM99 50L101 51V47H100ZM128 50H129V49H128ZM138 50H139V49H138ZM157 50H158V49H157ZM168 50H169V49H168ZM210 50H212V52H211ZM215 50H216V48H215ZM261 50H264V49H261ZM104 51H105V50H104ZM129 51H130V50H129ZM136 51H137V50H136ZM161 51H162V47H161ZM161 51H158V52H161ZM169 51H172V50L170 49ZM187 51H188V50H187ZM209 51H210L211 53H209ZM217 51H218V50H217ZM19 52H20V51H19ZM21 52H22V51H21ZM29 52H30V51H29ZM41 52H42V50H41ZM44 52H45V51H44ZM52 52H55V51H52ZM65 52H66V53H65ZM79 52H80V51H79ZM97 52H98V51H97ZM107 52H105V53H107ZM114 52H116V53H114ZM130 52H131V51H130ZM134 52H135V51H134ZM141 52H142V50H141ZM146 52H148L147 49H146ZM167 52H168V51H167ZM245 52H246V50H245ZM262 52H264V51H262ZM57 53L59 54V52H57ZM64 53H65V54H64ZM93 53H94V51H93ZM93 53H92V54H93ZM102 53H103V52H102ZM102 53H101V54H102ZM109 53H110V52H109ZM109 53H108V54H109ZM132 53H133V52H132ZM152 53H153V52H152ZM156 53H157V52H156ZM183 53H184V52H183ZM195 53H196V52H195ZM260 53H261V52H260ZM22 54H23V53H22ZM31 54H32V53H31ZM38 54H40V53H38ZM42 54H43V53H42ZM42 54H40V55H42ZM48 54H50V53L48 52ZM71 54H72V52H71ZM73 54H72V57H74ZM81 54H83V53H81ZM96 54H97V53H96ZM118 54H119V53H118ZM127 54H128V51H127ZM142 54H143V53H142ZM142 54H140V55H142ZM169 54H170V53H169ZM169 54L167 55L168 57H169ZM197 54H198V53H197ZM203 54H201V57H202ZM206 54H205V55H206ZM217 54H218V53H217ZM243 54H244V53H243ZM23 55H25V54H23ZM33 55H34V54H33ZM40 55H39V56H40ZM56 55H57V54H56ZM102 55H103V54H102ZM102 55H101V56H102ZM109 55H110V54H109ZM120 55H121V54H120ZM155 55H156V54H155ZM176 55H177V54H176ZM179 55H180V54H179ZM189 55H190V54H189ZM20 56H21V55H20ZM20 56H17V57H20ZM25 56H26V55H25ZM43 56H44V55H43ZM47 56H49V55H47ZM69 56H70V55H69ZM75 56H76V54H75ZM77 56H79V53L77 54ZM77 56L74 57V58H77ZM83 56H85V55H83ZM132 56H134V55H131V57H132ZM137 56H138V55H137ZM146 56H147V54H146ZM151 56H152V55H151ZM177 56H178V55H177ZM184 56H185V53H184ZM198 56H199V55H198ZM217 56H218V55H217ZM245 56H246V57H249V56H247V55H245ZM21 57H22V56H21ZM36 57H37V56H36ZM52 57H53V56H52ZM57 57H58V55H57ZM70 57H71V56H70ZM70 57H69V58H70ZM72 57H71V58H72ZM87 57H88V55H87ZM98 57H99V55H98ZM108 57H109V56H108ZM144 57H145V56H144ZM168 57H167V58H168ZM201 57H199V58H201ZM37 58H41V57H37ZM46 58H48V57H46ZM79 58H81V57L79 56ZM79 58H78V61H81L82 59H79ZM99 58L102 59V60H100L101 62H99V61H98V62H99V63H102V61H103L104 59L101 58V57H99ZM106 58H107V57H106ZM113 58H114V57H113ZM135 58H137V57H135ZM170 58H171V57H170ZM185 58H186V57H185ZM262 58H264V57H262ZM16 59H17V58H16ZM19 59H20V58H19ZM27 59H28V58H27ZM42 59H43V57H42ZM72 59H73V58H72ZM72 59H71V60H72ZM87 59H88V58H87ZM89 59H90V58H89ZM89 59H88V60H89ZM94 59H95V57H94ZM97 59H98V58H97ZM97 59H96V60H97ZM109 59H110V58H109ZM139 59H140V57H139ZM158 59H159V60H158ZM158 59H157V60L159 61V64H158V67H157V68H159V69L161 70V72H162V69H161V68H163V67L165 68V64L168 63V62H164V55H163L162 57H159V56H158ZM161 59H162V61H161ZM193 59L195 60V57H194ZM218 59H219V58H218ZM218 59H217V61H218ZM256 59H257V57H256ZM30 60H31V59H30ZM40 60H41V59H40ZM50 60H51V59H50ZM64 60H65V59H64ZM66 60H67V59H66ZM66 60H65V64H63V66L66 65L65 68H66V67H67L68 69L70 68V69H69V73H68V72H67V73H68V75H69V74H72V75H69V76H71L70 79L72 78L73 80H72V79H71V80H68V79H69V76H67L66 78H64V81L61 80L62 82H64V84L66 83V81L69 83L70 81H73V82H74L76 79L78 80V77L76 78L75 76H78V74H79V76H83L82 72H83V70H84L82 67H80L79 62H78V67H76V68H78V69H76V68L74 67V65L72 66V64H71V60H70V63L68 62L69 64H67ZM90 60H91V59H90ZM92 60H93V59H92ZM106 60H107V59H106ZM135 60H136V59H135ZM213 60H215V59H213ZM258 60H259V59H258ZM258 60H257V62H258ZM260 60H261V58H260ZM22 61H23V60H22ZM33 61H35V60H33ZM33 61H32V62H33ZM43 61H44V60H43ZM68 61H69V59H68ZM73 61H74V60H73ZM76 61H77V60H76ZM85 61H86V59H85ZM93 61H94V60H93ZM93 61H91V62H93ZM165 61H166V60H165ZM179 61H180V60H179ZM247 61H248V60H247ZM32 62H31V63H32ZM45 62H46V61H44V62H40V63L43 64V63H45ZM51 62H52V61H51ZM55 62H58V61L55 60ZM74 62H75V61H74ZM83 62H84V60H83ZM87 62H88V61H87ZM91 62H89V64H90ZM95 62H97V61H95ZM107 62H108V61H107ZM110 62H111V60H110ZM110 62H109V63H110ZM113 62H115V64H117L119 61L117 62V61L113 60ZM144 62H145V61H144ZM160 62H162V63L160 64ZM163 62H164V63H163ZM195 62H196V61H195ZM211 62H212V59H211L210 63H211ZM214 62H215V61H214ZM257 62H255V63H256V66H257V64H259V63H257ZM259 62H261V64L264 63V59H262V60L259 61ZM33 63H34V62H33ZM52 63H53V62H52ZM58 63H59V62H58ZM63 63H64V62H63ZM75 63H76V62H75ZM75 63H74V64H75ZM103 63H104V62H103ZM127 63H128V61H127ZM129 63H130V62H129ZM188 63H189V62H188ZM212 63H213V62H212ZM46 64H47V63H46ZM80 64H81V63H80ZM89 64H88V66H89ZM91 64H93V63H91ZM91 64H90V65H91ZM138 64H139V62H138ZM179 64H180V63H179ZM193 64H194V63H193ZM68 65H69V67H68ZM85 65H86V64H85ZM85 65H84V68H85ZM95 65L97 66V65H99V64H98V63H95ZM110 65H111V64H110ZM125 65H126V64H125ZM143 65H144V64H143ZM146 65H147V63H146ZM159 65H163V66H162V67L160 66V67H161V68H160ZM170 65H172V67H170V68H173V67H175V66H176L175 68H178V67H179L177 72H180V70H182L181 67H180V65H178V64H176V63H174V64H170ZM170 65H169V66H170ZM196 65H197V64H196ZM208 65H209V64H208ZM245 65H247V67H248L249 62H248V64H245ZM30 66H31V64H30ZM41 66H42V65H41ZM61 66H62V65H61ZM88 66H86V68H88ZM99 66H100V65H99ZM99 66H98V67H99ZM101 66H102V65H101ZM101 66H100V68H101ZM104 66H105V65H104ZM112 66H113V64H112ZM120 66H121V65H120ZM122 66H123V65H122ZM138 66H139V65H138ZM144 66H145V65H144ZM187 66H188V64H187ZM210 66H211V65H210ZM34 67H35V66H32L31 68H34ZM55 67H56V65H55ZM59 67H60V64H59ZM92 67H93V66L91 65V67H89V70H91ZM98 67H97V68H98ZM107 67H108V66L106 65L105 68L107 69ZM109 67H110V66H109ZM151 67H153V66H151ZM166 67H167V66H166ZM191 67H193V66H191ZM195 67H196V66H195ZM195 67H194V68H195ZM241 67H242V65H241ZM243 67H244V66H243ZM251 67H252V65H251ZM254 67H255V66H254ZM254 67H252V68H253V69H255V68H260L259 66H258V67H255V68H254ZM29 68H30V67H29ZM35 68H37V70H38L39 67L36 66ZM35 68H34V69H35ZM46 68H49V69H50V65H49L48 67L46 66ZM51 68H52V67H51ZM67 68H66V69H67ZM114 68H115V67H114ZM116 68L118 69V67H116ZM116 68H115V69H116ZM153 68H154V67H153ZM157 68H156V69H157ZM175 68H174V69H175ZM196 68H197V67H196ZM228 68L230 69L229 66H228ZM228 68H226L227 71L229 70ZM19 69H20V68H19ZM42 69H44V68H42ZM57 69H58V68H57ZM59 69H60V68H59ZM68 69H67L66 71H68ZM74 69H75V70H74ZM98 69H99V68H98ZM102 69H103V66H102ZM102 69H101V70H102ZM124 69H126L127 71H129L127 68H124ZM262 69H264V67L261 68V71H262ZM10 70H11V69L9 68V72H10ZM47 70H48V69H47ZM51 70H52V69H51ZM60 70L63 71V72L65 71L64 68L62 69V67H61ZM72 70H73V71H72ZM79 70H81L82 72L79 71ZM96 70H97V69H96ZM101 70L99 69V71H97V72H100ZM107 70H108L109 76H107V72H105L106 70L104 71V69H103L104 73H106V76L108 77L107 79H106V77H105L104 80H105V81H109V82H111V81H113V79H112L113 77H112V76H113L114 74L110 72V71H112V70H110L109 68H108ZM109 70H110V71H109ZM113 70H114V69H113ZM126 70H125V71H126ZM146 70H147V69H146ZM165 70H167V69H165ZM168 70H169V68H168ZM192 70H193V69H192ZM256 70H257V69H256ZM256 70H255V71H256ZM259 70H260V69H259ZM259 70H258V71H259ZM21 71H22V70H21ZM38 71L41 72V70H38ZM38 71H37V72H38ZM53 71H54V70H53ZM61 71H60V73H61ZM66 71H65V72H66ZM74 71H76V72L78 71V73H75ZM85 71H87V69H85ZM85 71H84V72H85ZM94 71H95V70H94V68H93V72H94ZM103 71H101V72H103ZM117 71L119 72L120 69L117 70ZM117 71H116V73H115V72H114V73H115V74H118ZM127 71H126V74H127ZM141 71H142V70H141ZM141 71H140V72H141ZM150 71L153 72L152 69H151ZM184 71H185V70H184ZM229 71H230V70H229ZM255 71H253L252 74H253ZM40 72H39V73H40ZM55 72H58V71H55ZM65 72H64V73H65ZM72 72H73V73H72ZM84 72H83V73H84ZM95 72H96V71H95ZM95 72H94V73H95ZM112 72H113V71H112ZM132 72H133V71H132ZM134 72H135V71H134ZM155 72H157L156 74H161V72L158 71V70L155 71ZM158 72H160V73H158ZM163 72H164V71H163ZM190 72H191V71H190ZM196 72H197V71H196ZM225 72H226V71H225ZM45 73H46V72H45ZM50 73L52 74V77H53L54 75H58L57 73H54V72L52 73V71H50ZM89 73H91V71H90ZM89 73H88V74H89ZM110 73H111V74H110ZM119 73H120V72H119ZM122 73H123V71H122ZM122 73H121L120 75H121L122 78H123ZM135 73H136V72H135ZM135 73H133V74H135ZM138 73H139V72H138ZM141 73H142V72H141ZM219 73H221V72H219ZM255 73H256V72H255ZM255 73H254V74H255ZM258 73H259V72H258ZM17 74H18V73H17ZM43 74H44V73H43ZM73 74H74V75H73ZM81 74H82V75H81ZM101 74H102V73H101ZM129 74H130V73H129ZM143 74H145V73H143ZM178 74H179V73H178ZM187 74H188V75H191V74H189V73H187ZM222 74H223V73H222ZM222 74H221V77H222V78H221V81H218V82L221 83V84H219V83H215V84H216L215 87H216V89H218V90H216V93H218V94H217L218 97H219V93L221 92V93H220V96H221V99H222L221 102L223 101V102H225V103L222 104L223 102H222V103H221L220 101H219V102L221 103L220 105H221V106H224L226 110H225V112H224V111L222 112V110H224V107H222V108H223L222 110H220L219 108H218V109L216 108V109H217L216 111L213 110L214 113H219V111H220V113L222 112V114L218 115V116H220V117H221V115H223V114H226V116H227V114H228L227 109H230V108H227V107H226L228 104H227V102H226V99L223 100L224 95H222V92H224L229 86H230V87L232 86V87H231L232 89H230V88L227 89V91L229 90L230 93H231V92L234 93V92H235V89H238V88L234 85L235 82H233V81H235V79H236L235 77L231 76L230 79H229V76L227 77L226 73H224L225 75H222ZM254 74H253V75H254ZM18 75H19V74H18ZM22 75H23V74H22ZM24 75H25V76H24ZM24 75H23L22 77H24V78H25V77H29V79H30V80H29V79L27 80V79L25 78L26 81L29 82V83H27V84L30 85V82L33 81L31 84H35V86H36L37 83H35V81H37V76H38L37 73H36L37 76H36L35 74H32V73H31V75H33V76H31V75L28 76V74H27L26 72L24 73ZM48 75H49V74H48ZM65 75H66V74H65ZM93 75H94V74H92V76H93ZM110 75H112V76L110 77ZM150 75H151V74H150ZM161 75H162V74H161ZM167 75H168V74H167ZM209 75H211V74H209ZM4 76H5V75H4ZM30 76H31V77H30ZM34 76H36V79H35ZM60 76H61V74H60ZM88 76H89V75H88ZM90 76H91V75H90ZM100 76H102V75H100ZM114 76H115V75H114ZM121 76H118V78L121 77ZM146 76H147V75H146ZM146 76L144 75V77H146ZM156 76H157V75H156ZM158 76H159V75H158ZM168 76H169V75H168ZM176 76H177V75H176ZM195 76H196V75H195ZM201 76H202V75H201ZM201 76H200V77H201ZM250 76H251V75H250ZM144 77H143V78H144ZM149 77H150V76H149ZM232 77H233V79H234V78H235V79H234V80H233V79L231 80ZM2 78H5V77H2ZM11 78H12V77H11ZM11 78H10V79H11ZM39 78H40V77H39ZM45 78H46V77H45ZM48 78H49V77H48ZM55 78H57V77H55ZM55 78H53V79H55ZM102 78H104V77H102ZM118 78L116 77L115 81H116V80L119 81V79L121 80V78H119V79H118ZM163 78H164V77H163ZM165 78H166V77H165ZM172 78H174V77H172ZM205 78H206V77H205ZM223 78H224V79H223ZM227 78L229 79V81H228V84H229V85L227 84V82H225L226 86L228 85V87L226 88V86H225V87H223V88H224V89H223V88H222V86H223L222 81H223V80H224V81H227V80H228ZM246 78H247V77H246ZM248 78H249V76H248ZM257 78H258V77H257ZM8 79H9V78H8ZM10 79H9V80H10ZM31 79H32V80H31ZM53 79H52V80H53ZM62 79H63V78H62ZM65 79H66V81H65ZM83 79L86 80V78H83ZM93 79H94V78H93ZM111 79H112V80H111ZM152 79H154V78L152 77ZM157 79H158V78H157ZM160 79H161V78H160ZM198 79H199V78H198ZM225 79H226V80H225ZM255 79H256V78H255ZM0 80H1V79H0ZM19 80H20V79H19ZM77 80H76L75 82H77ZM81 80H82V78H81ZM81 80H80V81H81ZM87 80H88V79H87ZM104 80H103V82H104ZM124 80H127V79L125 78ZM143 80H145V79H143ZM162 80H163V83L166 82L164 79H162ZM170 80H171V79H170ZM195 80H196L195 78H194V79H191V83H192L193 85H192V84H189V87H190V85H192L191 87H192L193 89H195V90L198 89L197 91L199 92L200 89L198 88V85H197V87L195 86V82H194ZM199 80H200V79H199ZM202 80H203V79H202ZM230 80L232 81V83H231ZM236 80H237V82H238V83H236V84L240 85L239 81H241L242 79L240 78V79H236ZM7 81H8V80H7ZM12 81H13V80H12ZM24 81H25V80H24ZM43 81H44V80H43ZM43 81H42V82H43ZM46 81H47V80H46ZM78 81H79V80H78ZM80 81H79L78 83H80V85H81V82H80ZM82 81H83V80H82ZM115 81H113L115 85L113 84V82H112V84H111V83H108V82L104 83V84H107V85L104 87V89H102L103 94L106 93V92H108V94L113 92V94H111V95H110V94H109V95L107 94V95L109 96V97L107 96L108 99H109L112 95L115 96V94H116V93L114 94V91H115V90L117 91V86H116V85H117L118 82L115 83ZM134 81H136V80H134ZM138 81H140V80H138ZM147 81H148V80H147ZM156 81H157V80H156ZM164 81H165V82H164ZM172 81H173V80H172ZM172 81H171V83H172ZM178 81H179V80H178ZM224 81H223V82H224ZM242 81H243V80H242ZM258 81H259V80H258ZM73 82H71V83H73ZM83 82H84V81H83ZM100 82H101V80H100ZM119 82H120V81H119ZM167 82H168V80H167ZM167 82L165 83L166 86H170V85H168V84H170V83H167ZM169 82H170V81H169ZM201 82H202V81H201ZM208 82H209V81H208ZM210 82H211V81H210ZM210 82H209V83H210ZM4 83H5V82H4ZM16 83H17V82H16ZM78 83H77V85H78ZM91 83H92V82H91ZM98 83H99V81H98ZM121 83H123V82H121ZM134 83H135V82H134ZM134 83H133V84H134ZM258 83H260V82H258ZM262 83H264V81H262ZM262 83H261V84H262ZM0 84H1V83H0ZM110 84H111V85H110ZM126 84H127V83H126ZM196 84H197V83H196ZM202 84H203V83H202ZM217 84H219V85H217ZM261 84H260V85H261ZM3 85H4V84H3ZM41 85H42V83H41ZM60 85H61V83H60ZM77 85H75V86H77ZM84 85H85V84L83 83V86H82V85H81V86L85 88L86 85H85V86H84ZM102 85H103V84H102ZM118 85H120V84L118 83ZM171 85H172V84H171ZM205 85H206V84H205ZM211 85H213L212 82H211ZM221 85H222V86H221ZM233 85H234L235 87H234ZM37 86H38V85H37ZM39 86H40V84H39ZM98 86H99V85H98ZM121 86H123V85H121ZM199 86H200V88H201V85H200V84H199ZM203 86H204V84H203ZM217 86H220V87H217ZM254 86H255V85H254ZM256 86H259V85L257 84ZM6 87H7V85H6ZM86 87H87V86H86ZM100 87H102V86H100ZM100 87H99V88H100ZM106 87H108V88H106ZM115 87H116V88H115ZM119 87H120V86H119ZM119 87H118V89L121 88V87H120V88H119ZM123 87H124V86H123ZM123 87H122V89H123ZM139 87H140V86H139ZM160 87H161V86H160ZM162 87H163V86H162ZM194 87H195V88H194ZM204 87H205V86H204ZM11 88H12V87H11ZM24 88H25V87H24ZM91 88H92V87H91ZM99 88H95V90H96V89H99ZM129 88H130V87H129ZM129 88H128V89H129ZM141 88H142V87H141ZM141 88H140V89H141ZM220 88H222V89H220ZM225 88H226V89H225ZM233 88H234V89H233ZM253 88L256 89V87H253ZM259 88H260V86H259ZM259 88L256 89V91H254V92H255L254 95L259 91ZM261 88L264 89V87H262V86H261ZM9 89H10V88H9ZM12 89H13V88H12ZM28 89H29V88H28ZM30 89H33V88H30ZM30 89H29V90H30ZM44 89H45V88H44ZM44 89H43V90H44ZM56 89H57V88H56ZM100 89H101V88H100ZM100 89L98 90V92L100 91ZM105 89H106V90H105ZM108 89H110V90H108ZM113 89H114V91H113ZM124 89H125V87H124ZM143 89H144V88H143ZM155 89H156V88H155ZM262 89H261V90H262ZM10 90H11V89H10ZM26 90H27V89H26ZM46 90H47V88L44 90V92H45ZM64 90H65V89H64ZM64 90H63L62 92H60V93H63ZM70 90H71V89H70ZM74 90H75V89H74ZM76 90H77V89H76ZM76 90H75V91H76ZM86 90H87V89H86ZM95 90H94V91H95ZM104 90H105V91H104ZM136 90H137V89H136ZM151 90H152V89H151ZM151 90H150V91H151ZM257 90H258V91H257ZM30 91H31V90H30ZM34 91H36V90L33 89V91H31V93H32V92L34 93ZM58 91H59V90H58ZM77 91H78V90H77ZM96 91H97V90H96ZM109 91H111V92H109ZM116 91H115V92H116ZM139 91H141V90H139ZM143 91H144V90H143ZM143 91H141V92H143ZM156 91H158V90H156ZM189 91H190V89L188 90V92H189ZM192 91H193V90L191 89V92H192ZM197 91H194V92H196V93L193 92L196 96H197ZM201 91H202V90H201ZM218 91H220V92H218ZM229 91H228V93H229ZM242 91H243V90H241V93H240V91H239V93H238V92H235V94H234L233 96H235L236 93L240 96V94L243 93ZM4 92H6V90H5ZM10 92H11V91H10ZM27 92H28V91H27ZM44 92H43V93H44ZM51 92H52V91H51ZM54 92H55V91H54ZM56 92H57V91H56ZM78 92H79V91H78ZM91 92H92V91H91ZM102 92H101V93H102ZM151 92H154V91L152 90ZM261 92H262V93H261ZM261 92H260V95L262 96V94H264V91H261ZM41 93H42V92H41ZM41 93H39V94H41ZM60 93H59V94H60ZM67 93H68V92H67ZM93 93H94V92H93ZM93 93H91V94H93ZM118 93H119V92H118ZM134 93H135V92H134ZM137 93H138V90H137ZM216 93H215V94H216ZM49 94H51V93H49ZM65 94H66V93H65ZM76 94H77L76 97L78 98L79 93H76ZM76 94H74V95H76ZM80 94H82V92H81ZM91 94H89V95H91ZM148 94L151 95L152 93L150 94V92H149ZM223 94H224V93H223ZM13 95H14V94H13ZM36 95H38V92L35 93V96H36ZM62 95H63V94H62ZM74 95L72 96V94H71L72 97H75ZM94 95H97V96H98L97 93L94 94ZM132 95H133V93H132ZM149 95H148V97H149ZM238 95H237V96H238ZM243 95H244V93H243ZM243 95H242V96H243ZM254 95L251 94V96H250V94H249L248 97L250 98V100H252V99L254 98ZM256 95H257V94H256ZM44 96L46 97V95H44ZM44 96H43V97H44ZM60 96H61V95H58V96H56V97H59V98H60ZM85 96H87V95L85 94ZM135 96H136V95H135ZM135 96L133 95V99H132V101H131L132 104L134 103V101H133V100H135L134 98H136ZM157 96H158V95H157ZM239 96H238V97H239ZM242 96H240V97H242ZM30 97H31V96H30ZM38 97H40V96H38ZM61 97H62V96H61ZM69 97H70V95H69ZM79 97H81V95H80ZM82 97H83V95H82ZM88 97H89V96H88ZM88 97H87V99H88L89 102L87 101V102H88V103H87V104H88L87 107L91 109V107H89L90 100H89ZM100 97H101V96H100ZM102 97H103V95H102ZM104 97H105V96H104ZM235 97H236V96H235ZM243 97H246V96L244 95ZM248 97L245 98L246 100H245V102H244V103H245L244 105H246V103L250 101V100L247 101V98H248ZM90 98H91V96H90ZM105 98H106V97H105ZM111 98H112V97H111ZM193 98H194V97H193ZM249 98H248V99H249ZM33 99H34V98H33ZM53 99H55V96H54ZM56 99H57V98H56ZM66 99H67V98H66ZM102 99H103V98H102ZM102 99H98V101H99V100H102ZM196 99H197V98H195V102H197ZM30 100H31V99H30ZM47 100H49V99H47ZM59 100H60V99H59ZM79 100L81 101V98H80ZM91 100H93V101H91L92 103H95V102L97 101V100L94 101V99H91ZM105 100H107V98H106ZM109 100H110V99H109ZM193 100H194V99H193ZM6 101H7V100H6ZM12 101H13V100H12ZM66 101H67V100H66ZM77 101H78V100H77ZM9 102H11V100H9ZM14 102H15V101H14ZM53 102H55V103H53ZM53 102H52L53 104H56V103H57V102L54 101V100H53ZM73 102H74V101H73ZM116 102H117V101H116ZM48 103H49V102H48ZM58 103H59V102H58ZM71 103H72V102H71ZM75 103H76V102H75ZM85 103H86V102H85ZM96 103H97L96 105H99L101 102H100L99 104H98V102H96ZM111 103H112V102H111ZM129 103H130V101H129ZM249 103H250V102H249ZM6 104H8V103H6ZM60 104H61V102H60ZM79 104H80V103H79ZM101 104H102V103H101ZM109 104H110V102H109ZM201 104H202V103H201ZM226 104H227V105H226ZM247 104H248V103H247ZM11 105H14L13 107L16 108L15 106H17L18 104L15 105V104H13V102H12ZM90 105H91V104H90ZM153 105H154V104H153ZM187 105H188V104H187ZM194 105H195V106L198 105V108H201V107H200L201 105H200V103H198V102H197L196 104H194ZM220 105H219V106H220ZM225 105H226V106H225ZM74 106H75V105H74ZM80 106H81V105H80ZM136 106L139 107V105H136ZM136 106H135V107H136ZM141 106H142V103H141ZM143 106H144V105H143ZM195 106H194V108H196ZM261 106H262L261 108H264V104H261ZM17 107H18V106H17ZM92 107H93V106H92ZM97 107H98V106H97ZM121 107H122V106H121ZM138 107H136V110H137L136 113H134V112L131 113L133 117L131 116L130 113H129L130 115L128 114L127 116L125 115V114H126V113H125V114H124V119L122 118L123 120H122V119H116V118H117V115H116V118L113 117L114 115L112 116L113 119H114V121L117 120V121L119 122L120 120H122V121H120V122H122V125H123V126L121 125L122 128H126L127 126H128V129H134V128H135L133 131H131V132L128 134L129 136H130V134H131V136H132V134H133L134 132H136V131H137V132H140V130L143 131V130H145V129H147V128L149 127V128L147 129L149 132H146V133L144 132V133L147 135V134H149L150 132H152V129H154L155 127H157V126H156L157 124H158V125L160 124V123H157V124L155 123V127H154V125H153V126L151 125V126H152V127H151V126H150L151 123L149 122V123H150V124L148 123L149 126H148V124H147V126H146V124H145V125H143V127L141 126V128H139V127H140V125H139L140 123L138 122V118H139L140 115L138 116V118L135 117V119H134V116H136L135 114H137L138 109H140V107H139V108H138ZM184 107H185V106H184ZM188 107H191V106L189 105ZM192 107H193V106H192ZM21 108H22V107H21ZM32 108H33V107H32ZM56 108H57V107H56ZM78 108H80V107H78ZM84 108H85V107H84ZM88 108H86V109H84V110H87ZM93 108H94V107H93ZM148 108H149V107H148ZM234 108H236V107H234ZM258 108H259V107H258ZM16 109H18V108H16ZM24 109H25V108H24ZM51 109H52V107H51ZM53 109H54V108H53ZM95 109H96V108H95ZM98 109H99V108H98ZM101 109H102V107H101ZM121 109H122V108H121ZM149 109H153V106L151 105V107H150ZM242 109H245V108L242 107ZM250 109H251V110H249V109H248V110L251 111V113H253V114L255 113V114H256V112H253V108H250ZM31 110H32V109H31ZM65 110H66V109H65ZM77 110H79V109H77ZM185 110H186V109H185ZM185 110H184V111H185ZM246 110H247V108H246ZM248 110L245 111V112H243V113H246V115L250 114V113L248 112ZM254 110H255V108H254ZM256 110H257V109H256ZM260 110H261V109H260ZM260 110H259V111H260ZM32 111H33V110H32ZM41 111H42V109H41ZM87 111H88V110H87ZM107 111H108V110H107ZM238 111L241 112L242 110H238ZM257 111H258V110H257ZM259 111L257 112V113H259V116H261V117L264 116V115H262V114H264V113H261V115H260V112H261V111H260V112H259ZM262 111H264V109H262ZM21 112H22V110H21ZM42 112H43V111H42ZM53 112H54V111H53ZM55 112H56V111H55ZM58 112H59V111H58ZM74 112H75V111H74ZM80 112H81V111H80ZM88 112H89V111H88ZM88 112H87V114H86V117H87V115H88L89 117H91V115L93 116L94 113H95L94 111H93L94 113L92 112L93 114H92L91 112H89V113H88ZM141 112H142V110H141ZM240 112H236V115L239 114V115H237V116H236L235 114H233V115L236 116V117H235V116H233V117H234L235 119H238V120H239V119H242V117L240 118ZM27 113H30V112H27ZM33 113H34V112H33ZM39 113H40V111H39ZM51 113H52V112H51ZM77 113H79V112L76 111V114H77ZM97 113H99V112H97ZM105 113H106V112L104 111V112H103L104 115L102 114V118L105 120V121L103 120V122H104V123H103V124H104V128H106V127L108 128V129H106V132H105V134H106L107 131H108L109 129L112 128L111 124L113 123V121L110 122V121L106 120ZM139 113H140V112H139ZM143 113H144V112H143ZM145 113H146V112H145ZM214 113H212V116H213ZM247 113H248V114H247ZM7 114H8V113H7ZM40 114H41V113H40ZM46 114H48V113H46ZM56 114H57V113H56ZM72 114H73V113H72ZM76 114H75V115H76ZM79 114H80V113H79ZM79 114H78V115H79ZM82 114H84V113H82ZM82 114H81V115H82ZM90 114H91V115H90ZM106 114H107V113H106ZM109 114H110V112H109ZM109 114H108V115H109ZM111 114H112V113H111ZM111 114H110V116H111ZM172 114H173V112H172ZM202 114H203V113H202ZM31 115H32V114H31ZM50 115H51V114H50ZM52 115H54V114H52ZM59 115H60V114H59ZM64 115H65V111H64ZM64 115H63V116H64ZM75 115H74V116H75ZM98 115H99V114H98ZM98 115H97V117H98ZM137 115H138V114H137ZM141 115H143V114H141ZM230 115H231V113H229L228 116L230 117ZM241 115H243V114H241ZM8 116H9V115H8ZM12 116H13V115H12ZM95 116H96V113H95ZM95 116H93V117L95 118V120H97L98 118L95 117ZM120 116H121V115H120ZM125 116H126L127 118H126ZM224 116H225V115H224ZM244 116H245V115H244ZM244 116H243V117H244ZM250 116L253 117L252 114H250ZM29 117H30V116H29ZM33 117H34V115H33ZM39 117H40V116H38V118H39ZM44 117H45V115H44ZM51 117H52V116H51ZM56 117H58V116H56ZM79 117H80V116H78V118H79ZM82 117H83V115L81 116V118H82ZM84 117H85V114H84ZM86 117H85V118H86ZM104 117H105V118H104ZM118 117H119V115H118ZM142 117H143V116H142ZM145 117H146V115H145ZM171 117H174V115L171 116ZM171 117H170V118L168 117V118H167L168 121L164 122V123H166L167 125L164 124V123H162V124L166 125V127L168 128V130H167V128H166V131H170L171 128H172V126L170 127L169 124H168V123H169V119H170V120H171V119H174V118H171ZM200 117H201V116H200ZM248 117H249V115H248ZM248 117H246L247 120H249V119L251 118V117H250V118H248ZM254 117H256V116H254ZM3 118H4V117H3ZM3 118H2L1 120H3ZM34 118H35V117H34ZM34 118H33V119H34ZM47 118H48V117H47ZM53 118H54V117H53ZM74 118H75V117H74ZM87 118H88V117H87ZM94 118H92V120H93ZM96 118H97V119H96ZM125 118H126V119L131 118L132 121H131V119H129V120H130V122H132V123H131V124H130V123H125V122L129 121V120H125ZM211 118H214V116L211 117ZM4 119H5V118H4ZM36 119H37V118H36ZM48 119H49V118H48ZM99 119H100V118H99ZM107 119H109V118H107ZM141 119H142V118H141ZM201 119H202V117H201ZM246 119H245V120L243 119V121H242V122L244 123V127L246 126L247 129L249 128L250 131H251V130H253V128L255 129L254 126H256V127H258L259 130H257V128H256L255 130H253L252 132H250V135H249V131H248V133L245 135V137H246L245 140L242 138V139H243L242 142H241V141L239 142L238 139L236 138V140H237V141H235V142H237L236 144L239 145V146H241V147L244 146L247 142H250V141L256 140V139L259 137V135H260V137H261V136L264 137V132L261 131V127H264V126H261V124H260L261 122L259 123V120L257 119L256 123L258 122L259 124H258V123H257V124L254 123V122H255V120H254V121H252L253 123H252V122H251L250 124L248 123V126H247V120H246ZM22 120H24V119H22ZM43 120H45V119H43ZM43 120H42V122H43ZM95 120H93V124H94V121H95ZM100 120H101V119H100ZM109 120H111V119H109ZM148 120H149V119H148ZM261 120H262V122H264V117H262ZM261 120H260V121H261ZM17 121H19V120H17ZM53 121H54V120H53ZM123 121H124V123H123ZM133 121H135V122H133ZM220 121L222 122L223 125H221L220 122H218V123L220 124L219 130H222V132H223V130H224L225 128H224V129H222V128H223V126H225L226 123H225V124L223 123V122H225V120L223 121V119H221ZM227 121H228V120H227ZM32 122H33V121H32ZM35 122H36V121H35ZM37 122H39V121H37ZM42 122H41V123H42ZM56 122H57V121H56ZM95 122L98 123V120L95 121ZM107 122H108V123H107ZM109 122H110V123H109ZM120 122H119V123H120ZM157 122H160V120L157 121ZM230 122H231V121H230ZM20 123H21V121H20ZM45 123H47V122H45ZM54 123H55V122H54ZM89 123H91V122H89ZM99 123H100V122H99ZM218 123H217V124H218ZM43 124H44V123H43ZM52 124H53V122H52ZM113 124H114V125H117L118 123H116V124L113 123ZM124 124H125V125H124ZM133 124H134V125H133ZM213 124H214V123H213ZM245 124H246V125H245ZM69 125H70V124H69ZM109 125H110V126H109ZM126 125H127V126H126ZM129 125H130V126H129ZM138 125H139V126H138ZM257 125H258V126H257ZM262 125H264V123H262ZM16 126H17V125H16ZM63 126H65V125H63ZM88 126H91V125H87V127H88ZM95 126H97V124H96ZM95 126H94V127H95ZM134 126H135V127H134ZM184 126H186V125H184ZM210 126H211V127H214V126H212V125H210ZM250 126H252V127L250 128ZM259 126H260V128H259ZM0 127H1V126H0ZM50 127H51V126H50ZM65 127H66V126H65ZM76 127H77V126H76ZM109 127H111V128H109ZM187 127H188V126H187ZM201 127H202V125H201ZM227 127H228V126H227ZM14 128H15V127H14ZM43 128H44V127H43ZM67 128H68V127H67ZM73 128H74V127H73ZM96 128H98V127H95L94 129L96 130ZM104 128H103V129H104ZM115 128H116V126H115ZM117 128H118V126H117ZM137 128H138V129H137ZM206 128H207V129H206ZM209 128H210V127H209ZM209 128H208L207 125L205 124V127H204V125H203L202 128L199 127L198 129H196V130H198V132L196 131V132H197L196 135L198 134L199 136L197 135V136H196L197 138H196L195 136H194V137L196 138V140L198 139L197 142H196V140L193 138V136H191L192 139H191V138H190V139L192 140V141H191L192 143H194V142L197 143V144L199 143L198 146H197V147H198V150H199V149L206 148V147L209 146V145H212V144L214 143V142L212 141V144H210V143H211V139L213 138L212 136H214L215 139L217 138V140H218L220 143H221V141L224 140V138H222V136H221V134H220L221 131H219L217 127H216V128H217V131H218L219 133L216 131V129H215L214 131H211L210 129L213 130V128H210V129H209ZM220 128H221V129H220ZM74 129H75V128H74ZM98 129H99V128H98ZM101 129H102V128H101ZM139 129H140V130H139ZM169 129H170V130H169ZM182 129L184 130V131H182L183 134H184V136H186V135H185V134H186V132H185V131H186V130H185L186 127H185V128H182ZM199 129H201V130H199ZM249 129H248V130H249ZM8 130H9V129H8ZM63 130H64V129H63ZM66 130H68V129H66ZM66 130H65V131H66ZM69 130H70V129H69ZM80 130H81V129H80ZM87 130H88V128H87ZM119 130H120V131H117L116 134L119 136V139H122V140H123V136H124L123 134L125 133V131H124L125 129H122V130H121V129L119 128ZM207 130L210 131V132H206ZM40 131H41V130H40ZM71 131H72V130H71ZM78 131H79V130H78ZM84 131H85V130H84ZM90 131L94 132L93 128H92ZM111 131H112V130H110L109 133L112 134ZM200 131H201V132H200ZM203 131H204V132H203ZM215 131H216L217 133H216ZM255 131H256L257 133L260 132V134H257V136H256V135L251 136V135H252L251 133H256ZM15 132H16V130H15ZM18 132H19V130H18ZM23 132H24V130H23ZM23 132H22V134H23ZM67 132H69V131H67ZM121 132H122V135L120 134ZM182 132H181V133H182ZM187 132H188V131H187ZM202 132H203L204 134H203ZM205 132H206V134H205ZM211 132H212V133H211ZM213 132H215V135H216V136L214 135ZM226 132H227V131H226ZM261 132H262V133H261ZM3 133H4V132H3ZM25 133H27V132H25ZM63 133H64V132H63ZM70 133H71V132H70ZM74 133H75V136H73ZM74 133H72L73 135H72V137H71V138L75 139V140H71L72 145L74 144V142H77V143H78V141H76V140L78 139V138H76V136L78 135V133H76V129L74 130ZM81 133H82V132H81ZM81 133H80V134H81ZM113 133H115V132L113 131ZM144 133L141 134V132H140V135H139V136L144 135ZM189 133H190V132H189ZM201 133H202V134H201ZM207 133H208V134H207ZM209 133H210L211 135H212V134H213V135H212V136H211V135L208 136ZM6 134L8 135V133H5V135H6ZM15 134H16V133H15ZM27 134H28L29 136H27V135L25 134V135H26L25 137H26V138H27V137H30V134H31V133H27ZM85 134H86V132H85ZM85 134H84V135H85ZM103 134H104V133H103ZM103 134H101L100 136L104 137L105 135L103 136ZM125 134H126V133H125ZM134 134H135V133H134ZM150 134H151V133H150ZM190 134H192V133H190ZM190 134H189V135H190ZM219 134H220V135H219ZM261 134H262V135H261ZM66 135H69V134L66 133ZM66 135H64V136L67 137ZM146 135H145V136H146ZM192 135H193V134H192ZM200 135H202V136H200ZM217 135H219V136H217ZM11 136H12V135H11ZM13 136H14V135H13ZM23 136H24V135H23ZM23 136H22V137H23ZM38 136H39V135H38ZM64 136H63V137H64ZM69 136H70V135H69ZM78 136H79V135H78ZM118 136H115V137H118ZM249 136H250V137H249ZM8 137H10V136H8ZM17 137H18V136H17ZM19 137H20V139H22L21 136H19ZM198 137H202V138L199 139ZM206 137L209 138V140H207ZM225 137H226V136H225ZM253 137H255L256 139L253 138ZM260 137H259V138H260ZM6 138H7V137H6ZM61 138H62V137H61ZM146 138H147V137H146ZM204 138H205V139H204ZM218 138H219V139H218ZM247 138H248V140H247ZM249 138H251L252 140L249 139ZM12 139H13V138H12ZM20 139H19V140H20ZM28 139H29V138H28ZM32 139L34 140V138H32ZM83 139H84V136H83ZM201 139H202V140H201ZM220 139H221V141H220ZM222 139H223V140H222ZM4 140H5V139H4ZM67 140H69V139H67ZM67 140H66V141H67ZM194 140H195V141H194ZM200 140H201V141H200ZM203 140H205V141H203ZM206 140H207V141H206ZM213 140H214V139H213ZM246 140H247V141H246ZM7 141H8V142H7ZM16 141H17V139H16ZM22 141H23V140H22ZM69 141H70V140H69ZM79 141H80V142H81V141L83 142V140H80V139H79ZM199 141H200L201 143H200ZM202 141H203V142H202ZM218 141H217V142H218ZM232 141H233V140H232ZM245 141H246V143H245ZM6 142L9 143V140L7 139V140L5 141V143H6ZM86 142H87V143L89 142L88 139L85 140V143H86ZM141 142H143V143L141 144ZM147 142H150V141H147ZM147 142H146V143H147ZM204 142H205V143H204ZM208 142H210V143L207 144ZM223 142H224V141H223ZM238 142H239V144H238ZM243 142H244V143H243ZM3 143H4V142H3ZM5 143H4V145H5ZM10 143H11V141H10ZM15 143H16V142H15ZM69 143H70V142H69ZM144 143H145V141H144L143 138H142V140L139 142V144H136V146H133V148L135 147V148H134L135 151H137L138 153H137V152L134 153L135 151L132 150V151H134V152H133L134 155L132 154L133 157H135L137 154H139V155H137V158H139V156H140V157H141L140 160H141L142 162H141L140 160H136V159L134 160V159H133L134 162H129L130 164L127 163L129 166H127V164H126V165L123 164V166H125L124 169H126V166H127V169L125 170V172H124V174H123L124 176L127 174V175H126L127 178L124 177V179H125V178H126V179L123 180V177H122L123 175H122L121 173H120V175H122V176L116 175V174L119 173V171H118L117 173H115L114 176H113V175H110V176L112 177V178H111L112 180H113V179H117V180H118V181H115L114 185L112 184L114 181L111 180L112 183H110V180H108V178L110 177L109 174H106L107 172H111V173H114V172H115V170H116L115 168L117 167V165H116V166L113 165L112 163H114V162L111 163V162L108 161V162L111 164V165H109V163H107L109 168L106 166V165H107L106 163L101 162L100 164L103 163V164H102V167L106 166L107 169L105 170V171H106V173H105V171H100V169L102 168V167H101V168L99 169V171L97 170V172H100V173H101V174L99 173V175H96V174H97L96 170H91V169H93V167H89V166H87V165H84V163H83V165H81L82 163L80 162L81 164L78 166V172H79V171H80V172L82 171V172L84 173V174L82 173V175H83V176H88V178H91V177H89V176H90V175L92 176V174H94V175H96V176L98 177V178H97V177L95 176V177H96V178H95V177L93 176L94 178H93V177H92L93 179L91 178V179L93 180V181L91 180V182H95V184H94V183H91V186H92V187H89V189H91L90 192L93 191V192L91 193V194H92L91 196H93V198H91L92 200L90 199V201L95 202V201H96V198H100V197L102 198L103 196L105 197V195H107L110 199H112V198H115V197H116V193H117V194H118V193L120 194V195L118 194L119 196H117L115 199L112 200V202H115V200L118 202V201L120 200V201L118 202L119 205L117 204L116 212H113V213L111 212L110 209H111V208H112V209L115 208V206H114V207H111V206L114 205V204L111 203V201H109V198L107 199V200H108V202H107L106 199H104V197H103L104 200L101 199V198H100V200L103 202L102 205H103V206L105 205V206H104V207H105V210H104V207H99L100 205H99V206H96V205H95L96 207H98V208H100V209L96 208V210H94V212H93V211H92V213H91V211L89 212V209L91 208L90 206H92V205H90V204H92V202H90V204H89L90 206L87 205L88 208H89V209L87 208V211H86V210H85V211L82 210V212H80L82 208L80 209V211H77V212L80 213L82 216H84V217H82V220H83V222H84L85 225H86V223L89 221V219L92 220V219L94 218V219H93V220H94V223H97V222L99 223V220H100V219H103V220H100V222L102 223V224L100 223V225L102 226V225L104 224V222H105L106 220H108L109 217H110V215L108 216V213H109V214H112V217H117L116 219H119V220L121 219L120 221H118V220H116V219H114V218H110V219H114V221L116 220V222L114 223L115 225H116V223H118V222L120 223V222H121V223H120L121 225H120L119 223H118L119 225H116L117 228H118V226H120L119 229L121 230V229H122L121 227H123V225L125 226V229L122 230V231H123V232H122L123 236H122V235H121L122 237L119 236L120 234H118V233H117L116 235L119 236V240H122V241H124V239L127 240V238H129V237L126 236L128 233H126L124 230L128 231V228H129V227L127 228L126 226H129V224H130L131 221L133 220L132 217H134L135 214H138V212H135L134 207H135V205H136L137 203H138V205H136V206H140L139 202H137V199L140 198L139 195L141 194L140 191H139V190H140V187L142 186L143 189L145 188L146 191H148V189H149V190H150V189H153V190H156V191L158 192V193H156V191H153V190H152L153 192H152V191H148V192H146L145 190H143V191L146 192V193L141 194V195H148V196L150 197L151 194L149 195V194H148L149 192H150V193H153V195H155V196L152 195L153 198L150 197L151 199H154V197L156 198L157 195H158L157 198H159L160 194L163 193V192H161V191L159 192V190H161V189H160L159 187L157 188V186H155V185L157 184L158 186H162V184H164V183L161 184L159 181H158V182H156V181H157L158 177H159V179H160V177H161V181L164 182V178H162V176H163V174L166 175V173H163L164 169H162V168H164V167H162V166H163L162 164H163L164 161H167V158H168V157L166 158V156H163L166 160H165V159H160L159 161H156L157 163L159 162V164H160L161 161L163 160L162 163H161V165H158V167H162V168H160V169L157 168L156 176H155L154 173L152 174L151 172H150V173H151V176H150V173H149V172L146 173L147 176H148V174H149V177L152 178V179H149V181H150V182H148L149 184H148V183H142V184L140 183V184H138L139 182H142L141 180L139 181L140 178L135 180V178H137L138 174H139V176H140V174H141V173H138V172H141V170H138V169H140L141 166H143V168H146V167H144L145 165H146V166H149V165L151 164V163H150L149 165L146 164L147 161H148V163L151 161V159L147 157V156H149V155H146V152H147V151H152V148H150V149L147 150V149H146V146H145V145H147V144H144ZM203 143H204L205 145H204L203 148H201L202 145H200V144H203ZM215 143H216V141H215ZM215 143H214V146L217 147V144H215ZM224 143H225V142H224ZM242 143H243V144H242ZM255 143H256V142H255ZM20 144H21V142H20ZM25 144H26V143H25ZM78 144H80V143H78ZM126 144H128L127 146H129V145L132 146V144H129V143H126ZM247 144H248V143H247ZM247 144H246V145H247ZM1 145H3V144H1ZM23 145H24V144H23ZM72 145L69 144V146H71V147H72ZM137 145H139L138 147H141V149H139V148L137 147ZM142 145H143V146H142ZM149 145H152V147H154V145H153L152 143H148L147 148H149ZM237 145H236V146H237ZM246 145H245V146H246ZM255 145H256V144H254L253 147H254ZM18 146H19V145H18ZM64 146H65V145H64ZM73 146H75V148L77 147L76 145H73ZM86 146H87V145H86ZM124 146H125V144H124ZM124 146H123V144H122V147H123V148H124ZM127 146H125L124 149H126ZM131 146H130L129 148H131ZM192 146L195 147V144H194V145L192 144ZM200 146H201V147H200ZM1 147H2V146H1ZM51 147H52V146H51ZM53 147H54V146H53ZM142 147H143V149H144V148H145V149H144V152L141 153V151L143 150ZM197 147H196V149H191L192 151H188L187 153H189V154H186V155H188V156H186V158H187L188 160H189V159H190V160H189V161L186 160V159H184V160H186V161H187L188 163H190V164L193 163L194 161H195L194 163H196V164L193 163V166L195 165L194 167L191 166V165H192V164H191V165H190L191 168L189 167V164H187L188 166H186V167H187L188 169H185V171H187V172H185V171H184V167H183L180 163H178L177 160H175L176 163H178L177 166H176V168H178V169H180V170H181V168H183L181 172L184 171V172H183V175H185V176H184V177H185V181H184V180H182V181H184V183L187 182L185 185H189L188 188L191 189V188H190V185H191L190 183H191V181H192L193 179H195V178L193 177V175H192V172H194L193 174H196L195 171H193V170H196V172H198L199 169H201L200 172H203L206 176H208V175L210 176V177H209V176L207 177L208 179L206 178V176H204V177H203L204 181H205V180H210V182L212 181V182H213V186H212V187H215V186H216L217 188H219V186H222V183H223V186H224V187L222 186L221 189L224 190V189L227 188L226 186H228L227 189H228L229 191H227V192H229L228 194H230L232 188H231V190L229 189L230 187H229V183H228V181L225 182V180H223V179H225L224 176H222V174H221L222 178H221L220 175H218L219 177H217V174H218V173L220 174V172H217V171H216V172L214 173L215 170H214V171H213V170H210V169L212 168L211 166H210L211 168H210V167L207 168V167H208L211 163H212V164H215L216 166H217V165H220V164H224V163H225V165H226V162H227V161H230V162H231V160H233L234 158L236 159L237 154H236V155H233V156L231 155V157H229L230 155H229V156H225V157H226V162H225V161H224L225 159H223L224 156H223V158L221 157L222 159H221V158H218V157H220V156L216 155V154H217V152H215L216 150L214 151V153H215L214 155H213V153H212V155H210L211 153L208 152V156H207L206 160H208V159L210 158V160H212V161H210V164H208V165L206 164V165H207L206 168L208 169V170L206 171V168L204 167L205 165H204V166L202 165V163L206 161V160L204 159L205 157H198V154H199V153H197V152L195 151V150H197ZM218 147H219V145H218ZM222 147H223V146H222ZM241 147H239V148H238V147H234V148H238L239 150H241V149H240ZM55 148H56V147H55ZM111 148H113V147H111ZM127 148H128V147H127ZM129 148H128V149H129ZM133 148H131V149H133ZM220 148H221V147H220ZM223 148H226V147H223ZM234 148H233V149H234ZM4 149H5V147H4ZM4 149H2V150L4 151ZM9 149H10V148H9ZM44 149H45V148H44ZM49 149H50V148H49ZM131 149H130V150H131ZM137 149L140 151V153H139V151H138ZM217 149H218V148H217ZM57 150H58V149H57ZM126 150H127V149H126ZM146 150H147V151H146ZM210 150H211V149H210ZM221 150H222V149H221ZM225 150H226V149H225ZM235 150H236V149H235ZM245 150L248 151L247 148H246V149H243L244 152H245ZM64 151H65V150H64ZM122 151H123V150H122ZM128 151H129V150H128ZM132 151H131V152H132ZM153 151H154V149H153ZM241 151H242V150H241ZM252 151H253V150H252ZM36 152H37V151H36ZM66 152H67V150L64 152L63 155H65ZM125 152H126V151H125ZM129 152H130V151H129ZM238 152H239V151H238ZM244 152H243V153H244ZM111 153H112V152H111ZM221 153H222V151H221ZM241 153H242V152H241ZM246 153H247V152H246ZM254 153H255V151H253V154H254ZM262 153H264V151H262ZM79 154H80V153H79ZM105 154H106V153H105ZM108 154H109V155L107 156L108 158H112V159H114L113 156H112V157L110 156V155H111L110 153H108ZM122 154H123V153H122ZM135 154H136V155H135ZM152 154H153V153H152ZM152 154H151V155H152ZM219 154H220V152H219ZM247 154H249V152H248ZM247 154H246V155H247ZM1 155H2V154H1ZM32 155H33V154H32ZM42 155H43V154H42ZM74 155H75V154H74ZM80 155H81V154H80ZM80 155H79V156H80ZM112 155H113V154H112ZM204 155H205V154H204ZM204 155H203V156H204ZM209 155H210V157H209ZM222 155H223V154H222ZM242 155H243V154H242ZM27 156H28V155H27ZM30 156H31V155H30ZM30 156H29V157H30ZM37 156H38V154H37ZM72 156H73V154H72ZM75 156H76V155H75ZM109 156H110V157H109ZM142 156H143V157H142ZM184 156H185V155H184ZM194 156H196V158H195ZM234 156H235V157H234ZM244 156H245V154H244ZM29 157H28V158H29ZM62 157H63V156H62ZM114 157H115V156H114ZM119 157H120L119 162H121L122 159H126V160H123V162H124V161L127 162L128 157L126 158L125 156H122L121 154H120ZM124 157H125V158H124ZM129 157H130V155H129ZM131 157H132V156H131ZM211 157H212L213 159H212ZM216 157H217V158H216ZM227 157H228V158H227ZM233 157H234V158H233ZM238 157H239V156H238ZM0 158H1V157H0ZM19 158H20V157H19ZM30 158H32V157H30ZM82 158H83V156L80 157V160H81ZM105 158H106V157H105ZM197 158H199V159H197ZM201 158H203L205 161L202 160ZM229 158H231V159H229ZM245 158H246V157H245ZM4 159H5V158H4ZM83 159H84V158H83ZM112 159H111L110 161H114V160H112ZM117 159H118V157H117ZM117 159H116V160H117ZM129 159H130V158H129ZM143 159L146 160V163L144 162ZM149 159H150V160H149ZM215 159H216V160H215ZM248 159H249V158H248ZM18 160H19V159H18ZM21 160H22V159H21ZM24 160H25V159H24ZM50 160H51V159H50ZM55 160H56V159H55ZM75 160H76V159H75ZM120 160H121V161H120ZM133 160H132V161H133ZM168 160H169V159H168ZM171 160H172V159H171ZM191 160H192V161H191ZM197 160L199 161V163L197 162ZM213 160H214V161H213ZM220 160H221V161H220ZM244 160H245V159H243V158L239 159V162L236 160L237 162H235V164L239 163V166H240V165L243 163L242 165L245 166L246 164H244V162H242V161H244ZM2 161H3V160H2ZM22 161H23V160H22ZM36 161H38V160H36ZM88 161H89V163H90V160H89V159H88ZM136 161H137V162H136ZM190 161H191V162H190ZM202 161H203V162H202ZM217 161H218V162H217ZM15 162H16V161H15ZM43 162H44V161H43ZM47 162H48V161H47ZM97 162H99V161H97ZM106 162H107V161H106ZM126 162H125V163H126ZM143 162H144V164H143ZM154 162H155V161H154ZM156 162H155V163H156ZM167 162H169V161H167ZM184 162H185V161H184ZM201 162H202V163H201ZM221 162H222V163H221ZM24 163H25V162H24ZM40 163H41V162H40ZM53 163H54V162H53ZM131 163H132V165H131ZM137 163H138V164L141 163V165H138ZM176 163H175V164H176ZM185 163H186V162H185ZM216 163H217V164H216ZM232 163H234V162L232 161ZM240 163H241V164H240ZM250 163H252V161H250ZM250 163H248V166H246V168H243V166H242V169L238 167L239 170H237V169H238L237 166L234 167L233 164H232V168H233V169H236V170H234L233 172H231L232 175H233V173L236 174V172L238 173V172H240V171L243 170V169H244V171L247 172V173H248L249 171L251 172V169H252V170L255 169V164L252 163V164L250 165ZM31 164H32V163H31ZM42 164H43V163H42ZM91 164H92V163H91ZM97 164H98V163H97ZM133 164H134V165H133ZM136 164H137V165H136ZM182 164H183V163H182ZM7 165H8V164H6L4 167H5V168L8 167ZM36 165H37V164H36ZM48 165H49V164H48ZM51 165H52V163H51ZM103 165H104V166H103ZM170 165H171V164H170ZM178 165H179V166L181 165L182 167H181V166L178 167ZM183 165H184V164H183ZM185 165H186V164H185ZM197 165H198V166H197ZM200 165H202V166L200 167ZM215 165H214V166H215ZM249 165H250V166H249ZM10 166H13V164H11ZM43 166H45V165H43ZM75 166H76V165H75ZM82 166H85L86 169H87V171H88V172H86V175H85V171H86V169H85V171H84V169H83ZM110 166H112V167H110ZM113 166H115V167H113ZM132 166H135V167H132ZM137 166H139V167L137 168ZM156 166H157V164H156ZM220 166H222V165H220ZM252 166H253V167H252ZM1 167H2V166H1ZM14 167L17 168L16 166H14ZM41 167H42V166H41ZM47 167H49V166H47ZM53 167H54V166H52V169H53ZM88 167H89V169H88ZM118 167H119V166H118ZM128 167H130L131 170H130ZM131 167L133 168L134 171L132 170ZM168 167H169V166H168ZM192 167H193V168H196V167H197V168H196V169H193ZM218 167H219V166H218ZM218 167H217V168H218ZM222 167H224V166H222ZM256 167H257V166H256ZM15 168L12 167V168H11V169H13L12 171H19V170H20V166H19V169L17 168L16 170H14ZM80 168H81V169H80ZM90 168H91V169H90ZM97 168H98V167H97ZM135 168H137V169H135ZM143 168H142V169H143ZM149 168H151V169H153V168L156 169L155 167H152V166H149ZM149 168H148V169H149ZM189 168L191 169L192 172L190 171ZM253 168H254V169H253ZM11 169H10V167H9V172L13 175L14 172H11ZM52 169H51V171L54 172V171H55V168H54L53 170H52ZM66 169H67V168H66ZM82 169H83V170H82ZM95 169H96V168H95ZM109 169H110L111 171H109ZM124 169H123V171H124ZM148 169H145L146 172H147ZM158 169H159V170H158ZM202 169H204V170L202 171ZM233 169H232V170H233ZM248 169H249V171H248ZM47 170H48V169H47ZM127 170H129V172H128ZM137 170H138V172H137ZM145 170H143V171H145ZM197 170H198V171H197ZM209 170H210V171H209ZM0 171H3L2 168H1ZM35 171H37L38 174H40V173L43 174V172H41V171H40V173H39V171H38L37 169H36ZM51 171H50V173L52 174ZM56 171H58V170H56ZM93 171H95L96 173H94ZM113 171H114V172H113ZM132 171H133V172H132ZM148 171H150V170H148ZM158 171H159V172L161 171L163 174H162L161 172L159 173ZM177 171H179V170H177ZM205 171H206V172H205ZM6 172H7V173H5V176H6V174H9L8 171H6ZM19 172H20V171H19ZM31 172H32V171H31ZM126 172H128V173H126ZM131 172H132V173H131ZM242 172H243V171H242ZM250 172H249V173H250ZM28 173H29V171H28ZM37 173H36V174H37ZM87 173H89V175H88ZM125 173H126V174H125ZM130 173L132 174L133 178H132V176H131ZM188 173L190 174V176H188V175H189ZM208 173H209V174H208ZM247 173H246V175H247ZM249 173H248V174H249ZM36 174H35V175H36ZM47 174H48V173H47ZM102 174H103V176H102ZM133 174H134V175H133ZM142 174H143V173H142ZM228 174H229V173H228ZM235 174H234L233 177H234V179L236 180V179L238 178V176L235 177V176H236ZM241 174H242V173H241ZM9 175H10V174H9ZM14 175H15V174H14ZM16 175H20V173H19V174H16ZM16 175H15V176H16ZM31 175H33V173L30 174V176H31ZM52 175H53V174H52ZM100 175H101V178H103V179H100V177H99ZM105 175H106V176H105ZM115 175H116L117 177H116ZM153 175H154V176H153ZM161 175H162V176H161ZM183 175H182V177H183ZM232 175L230 174V175H229V178H230ZM239 175H240V174H239ZM15 176H14V177H15ZM38 176H39V175H38ZM40 176H41V175H40ZM45 176H46V175H45ZM104 176H105V177H104ZM118 176L122 178V180H123L122 183H123V182H124V183H125V182H128V183H129L128 180H131V179H133V182H132V180H131L132 185H134V184L137 183V185H138V186L136 185L137 188H136V186L134 187V189L136 188L137 191H138V192L136 191L135 195H137V194L139 193L138 197L136 196L137 199H136L135 195H134V197H133V195L130 194V193H132V192H134V191L131 192V189H128V186L126 187V186H122V184L120 185L119 181H121V178H119ZM130 176H131V178H130ZM211 176H212V177L214 176V177L211 178ZM226 176H227V175H226ZM226 176H225V177H226ZM243 176H245V175H243ZM0 177H1V176H0ZM18 177H19V176H18ZM46 177H47V176H46ZM48 177H49V176H48ZM52 177H53V176H52ZM57 177H58V176H57ZM60 177H61V176H60ZM114 177H115V178H114ZM134 177H135V178H134ZM163 177H166V176H163ZM188 177H189V178H188ZM190 177H191L192 179H191ZM233 177H232L230 180H232ZM8 178H9V176H8ZM15 178H16V177H15ZM34 178H35V177H34ZM39 178H40V177H39ZM42 178H43V176H42ZM42 178H41V179H42ZM55 178H56V177H55ZM64 178H65V177H64ZM69 178H70V177H69ZM85 178H86V177H85ZM104 178H105V179H104ZM209 178H210V179H209ZM229 178H228V179H229ZM239 178H240V177H239ZM4 179L7 180V178H5V177H4ZM9 179H10V178H9ZM11 179H13V178L11 177ZM11 179H10V180H11ZM32 179H33V178H32ZM32 179H30V177H29V180H30V181H31ZM43 179H44V178H43ZM53 179H54V178H53ZM56 179H57V178H56ZM98 179H99V180H98ZM109 179H110V178H109ZM153 179H154V182H153ZM186 179H187V180H186ZM260 179H261V180H260ZM260 179H259V181H256V180H254V179H252V178L250 179V180L255 181V183L252 182V181H250V183H251L250 185H251V187H253V189H252L253 191L251 192L252 195L249 196L248 199H251V200H252V202H251V201H249V202H251V203L254 205V207L257 206V208H258L259 210L262 211V213H261L262 215L260 214V216H261L260 219H261V218H264V199H262L261 201H258V200L261 199V198H259V197L262 195V193H259V192H260V191L264 192V190H261V186H259L258 183H260V182L262 181L261 183L264 184V180H262V179H264V176H261ZM19 180H20V179H19ZM23 180H24V179H23ZM57 180H58V179H57ZM64 180H66V178H65ZM86 180H87V179H86ZM88 180H89V179H88ZM103 180H104V181H103ZM106 180H108L109 183H108ZM134 180H135V181H134ZM151 180H152L153 183L151 182ZM214 180H215V181H214ZM221 180L224 181V182H221ZM230 180H229V181H230ZM235 180H234V181H235ZM38 181H39V180H38ZM49 181H50V180H48V179L46 180V182L44 181L45 184H44V183L42 184L43 181H41L40 185L37 184L36 181H35V184H37L36 186H40V187H42V188H40V189H43V187L46 189V187H49V188H50V186H51V185H50L51 181H50V182H49ZM62 181H63V180H62ZM96 181H97V182H96ZM100 181H101L102 183H104V184H103L104 186L101 184ZM246 181H248V179H247ZM8 182H9V180H8ZM56 182H57V181H56ZM60 182H61V181H60ZM89 182H90V181H89ZM98 182H99V183H98ZM105 182H106V183H105ZM155 182H156V184H155ZM202 182H203V181H202ZM202 182H200L199 184L202 185ZM207 182H208V184L211 186V184L209 183V181H206V183H207ZM220 182H221V183H220ZM231 182H232V181H231ZM256 182H257V183H256ZM3 183H6V184L9 185V183H7V182H5V181H4ZM26 183H27V181H26ZM28 183H29V182H28ZM48 183H49V185H48ZM52 183H53V182H52ZM57 183H58V182H57ZM96 183H97V184H96ZM133 183H134V184H133ZM180 183H181V182H180ZM203 183H205V182H203ZM216 183H217L218 185H217ZM226 183H227V184H226ZM1 184H2V182H0V185H1ZM10 184L12 185V183H10ZM31 184H32V183H31ZM35 184H34V185H35ZM100 184H101V186H103V188H102L101 186H99ZM109 184H110V185L112 184L113 186H112V185L110 186ZM115 184H116V185H115ZM143 184H144L145 186H144ZM147 184H148V185H147ZM150 184H151V185H150ZM160 184H161V185H160ZM214 184H216V185L214 186ZM225 184H226V185H225ZM231 184H232V183H231ZM231 184H230V185H231ZM252 184H255V187L257 186L258 189H257V187L255 188L254 185H252ZM257 184H258V185H257ZM11 185H9V186H11ZM42 185H43V186H42ZM56 185H57V186H56ZM56 185L53 186V184H52L53 187H58L59 184H56ZM65 185H66V184H65ZM95 185H96V186H95ZM97 185H98L99 187H98ZM106 185H107V186H106ZM130 185H131V184H130ZM139 185H141V186H139ZM146 185H147V186H146ZM178 185H179V188L181 189L182 187H180V184H179V183H178ZM185 185H182V183H181V186H183V189H182V190H185V193H187L188 195H190L191 192H188V191H187L188 188H187V187H184ZM204 185H205V184H203V187H202V188H204ZM206 185H207V184H206ZM260 185H261V184H260ZM25 186H26V184H25ZM105 186H106V187H105ZM116 186H118V187H116ZM151 186H152V187H151ZM153 186L155 187V189H154ZM248 186H249V184H248ZM248 186H247V188H248ZM3 187H5V186H3ZM32 187H33V186H32ZM32 187H31V189H32ZM53 187H52V188H53ZM60 187H61V185H60ZM62 187H63V186H62ZM97 187H98V188H97ZM104 187H105V188H104ZM109 187H112L111 190H110ZM115 187H116L118 190H116ZM150 187H151V188H150ZM191 187H192V186H191ZM212 187L208 188V190L211 191V189H214V188H212ZM225 187H226V188H225ZM249 187H250V186H249ZM251 187H250V189H249L250 191H251ZM0 188H2V187H0ZM7 188H8V187H7ZM28 188H29V187H28ZM80 188H81V187H80V185H79L78 191H79L80 193H83V191H82ZM87 188H88V187H87ZM87 188H86L85 190H87ZM93 188H94V189H93ZM96 188H97V189H96ZM100 188H101V191L99 190ZM113 188H115V190H113ZM122 188H123V189L125 188L124 191H127V192H124V191L122 190ZM147 188H148V189H147ZM156 188H157L158 190H157ZM179 188H177L178 190L175 188L176 192H178V191L180 190ZM185 188H186V189H185ZM202 188H201V187H198L197 189H202ZM254 188H255V189H254ZM2 189H3V188H2ZM5 189H6V188H4V191L7 192V189H6V190H5ZM10 189H11V187H10ZM31 189H29L28 191H31ZM33 189H34V190H33L32 192L35 191V188H34V187H33ZM37 189H38V188H36L35 195H37V194H36V193H37ZM92 189H93V190H92ZM105 189H107V190L105 191ZM127 189H128V190H127ZM197 189H196V190H193V191H194L193 194H196V193H198V191H200V190H197ZM256 189H257V190H256ZM8 190H9V188H8ZM46 190L48 191V194H49V189L47 188ZM80 190H81L82 192H81ZM94 190H95L96 192H95ZM121 190H122V191H121ZM172 190H173V189H172ZM182 190H180V193L178 192L177 194H176V192H175V195H176V197L174 196L175 199H179V198L182 197V195H183V191H182ZM218 190H219V189H218ZM223 190H221V191H223ZM258 190H259V191H258ZM12 191H13V190H12ZM24 191H25V190H24ZM43 191H44V189H43ZM61 191H62V190H61ZM78 191L76 192V194L78 193ZM99 191H100V193H99ZM102 191H103V192H102ZM112 191H113V193L116 192V191H119V192L114 193L115 196L112 195V197H110L111 194H113ZM128 191H129V192H128ZM173 191H174V190H173ZM255 191H256V192L258 191V195H257V193H255ZM6 192H5V194H4V195H6V194L8 195V196H6V198H4V197L2 196L3 191L0 193V194H1L0 196H2L3 199H4V200H3V204L1 203L0 205H2V206L4 207V208H3V207L1 206L3 209H5V211H7V212H5V213H8L9 208L7 209V208H5V207H7V206L9 205V206H11V208H14L13 205L15 204V203H14V197H15V195H11L10 191H8L7 193H6ZM14 192H15V191H14ZM32 192H31V194H34V193H32ZM41 192H42V191H41ZM51 192H52V191H51ZM121 192H122V193H121ZM141 192H142V191H141ZM181 192H182V193H181ZM213 192H214V191H213ZM8 193H9V194H8ZM18 193H19V192H18ZM42 193H44V192H42ZM80 193H79V194H80ZM96 193H97L98 195H97ZM124 193H125V194H124ZM126 193H127V194H126ZM209 193H210V192H209ZM251 193H250V194H251ZM12 194H13V192H12ZM15 194H16V192H15ZM83 194H84V193H83ZM83 194H82V195H83ZM87 194H89V193H87ZM94 194H95V196H94ZM102 194H103V195H102ZM109 194H110V195H109ZM121 194H122V195H121ZM128 194H129V196H128ZM165 194H166V193H165ZM193 194L191 195V196H193L192 198H194V196H195V195H193ZM228 194H227V195H228ZM253 194H254V195H253ZM259 194H260V196H259ZM9 195H10V196H9ZM17 195H18V194H17ZM27 195H29V194L27 193ZM42 195H43V194H42ZM82 195H81V196H82ZM84 195H85V194H84ZM126 195H127L129 198H127ZM141 195H140V196H141ZM184 195H185V194H184ZM212 195H213V194H212ZM216 195H217L218 197H221V195H223V194L220 195V192L218 191V194H216ZM235 195H236V193H235ZM235 195L232 194V195H230V197H231V196L234 197ZM31 196H32V195H31ZM52 196H53V195H52ZM54 196H55V195H54ZM121 196H122L124 199H123ZM131 196H132V197H131ZM177 196H178V197H177ZM191 196H190L189 198H191ZM213 196H214V195H213ZM217 196H215V197H217ZM262 196H264V195H262ZM262 196H261V197H262ZM10 197L12 198V199H11L12 201L10 200ZM18 197H19V196H18ZM55 197H57V196H55ZM63 197H64V196H63ZM69 197H70V196H69ZM118 197H121V198L119 199ZM142 197H143V196H141V198H142ZM145 197H147V196H145ZM145 197H144V198H145ZM186 197H187V196H186ZM195 197H197V196H195ZM228 197H229V196H228ZM237 197H238V196H237ZM250 197H251V198H250ZM20 198H21V197H20ZM30 198H31V197H30ZM35 198H36V196H35ZM57 198H58V200H59V196H58ZM64 198H65V197H64ZM67 198H68V197H67ZM94 198H95V199H94ZM131 198H132L133 201L135 200V202H137V203H134L133 201L131 202ZM133 198H134V199H133ZM150 198H149V199H150ZM189 198H188V200L185 201V203H184L183 199H181V200H182V203H181V204H183V205L185 204V206H186V205H187V202L190 200ZM212 198H213V197H212ZM221 198H222V197H221ZM223 198H224V197H223ZM1 199H2V198H1ZM1 199H0V202L2 201ZM18 199H19V198H18ZM18 199H17V201H19ZM51 199H52V198H51ZM51 199H50V200H51ZM151 199H150V200H151ZM184 199H185V198H184ZM194 199H195V198H194ZM197 199H198V198H196V200H197ZM208 199H209V198H208ZM24 200H25V199H24ZM32 200L35 201L34 199H32ZM58 200H57V202H58ZM60 200H61V198H60ZM60 200H59V201H60ZM71 200H72V199H71ZM94 200H95V201H94ZM98 200H99V199H98ZM100 200H99V201H100ZM125 200H126V201H125ZM128 200H129V201H128ZM141 200H142V199H141ZM143 200H144V199H143ZM147 200H148V199H147ZM147 200H146V201H147ZM154 200H156V199H154ZM170 200H173V199H170ZM170 200H169V203H170ZM225 200H227V199H225ZM231 200H232V199H231ZM6 201H7V202H6ZM9 201H10V202H9ZM17 201H16V203H18ZM55 201H56V198H55ZM61 201H63V199H62ZM104 201H106V202H104ZM121 201L123 202L122 204H120ZM124 201L127 202V203L130 202L132 205H134V204H135V205H134V206L131 205V208H129L130 204H127V203H125ZM148 201H149V200H148ZM148 201H147V202H148ZM157 201H158V199H157ZM162 201H163L162 199H159V201L155 203V206H154L153 203H150V202L147 203V202H146V203H147L146 206H145V204L143 205V206H145V208H144L143 206H140L139 208L143 207L145 210H146V209L148 210V206L150 207L151 205H152L154 208H157V207H158L157 204H158V203H161ZM165 201H166V200H165ZM176 201H178V200H176ZM206 201H207V200H206ZM206 201H205L204 203H206ZM218 201H219V200H218ZM235 201L238 202V201H239V198H237V200L235 199ZM5 202H6V203H5ZM96 202H97V201H96ZM117 202H115V204H116ZM152 202H155V201H152ZM258 202L261 203V204L258 205ZM25 203H26V202L23 201V203H22V201H21V204H20V202H19L18 204H19V206L22 205V206H21V208H22V207H23V204H25ZM55 203H56V202H55ZM61 203H62V202H61ZM68 203H70V200H69ZM68 203H67V204H68ZM106 203H107V204H106ZM109 203H111V206H110ZM133 203H134V204H133ZM143 203H145V202H143ZM219 203H220V202H219ZM11 204H12V205H11ZM33 204H34V203H33ZM62 204H63V203H62ZM64 204H65V203H64ZM93 204H94V203H93ZM99 204H101V203H99ZM126 204H127L128 207L126 206ZM148 204H151V205H148ZM172 204H173V205H170V204H169V205H166V206H168V207L171 206V207H169V208L172 210L174 207H177V206H174V204H175V205H178L177 202L174 203V200H173V203H172ZM222 204H223V203H222ZM232 204L234 205V204H236V203H232ZM232 204H231V205H232ZM15 205H16V204H15ZM28 205H29V204H28ZM65 205H66V204H65ZM106 205H108V206H106ZM123 205H124V206H123ZM141 205H142V204H141ZM193 205H194V204H193ZM205 205H207V204H205ZM205 205H204V206L202 205V206H203V208H202V209H203V212H206V211L208 210V209H207L208 206L206 207ZM231 205H230V206H231ZM31 206H33V205H31ZM34 206L37 208L39 205H38V206H37V205H34ZM34 206H33V207H34ZM87 206H86V207H87ZM109 206H110V207H109ZM211 206H212V205H211ZM214 206H216V205H214ZM214 206H213V207H214ZM249 206H250V205H249ZM17 207H18V205H17ZM29 207H30V205H29ZM61 207H62V206H61ZM92 207H93V206H92ZM107 207H109V208H107ZM119 207H120V208H119ZM125 207H126L127 209H126ZM132 207H133V208H132ZM146 207H147V208H146ZM153 207H150V208H149L151 214H150L149 212H147V219H149V215H150V217L153 216V218H154L153 222H155V223H153V224H157V223H159V220H160L159 218H160V216L158 215V213H155V212L157 211V209L159 210L160 207L157 208V209H154ZM231 207H232V206H231ZM252 207H253V206H252ZM254 207H253V208H254ZM2 208H1V209H2ZM21 208H20V209H21ZM101 208H102V209H101ZM124 208H125V209H124ZM240 208H241V207H240ZM240 208L237 207V210L239 211ZM250 208H251V207H250ZM14 209H15V208H14ZM14 209H11V210L14 211ZM20 209H17V210L20 211ZM55 209H56V208H55ZM58 209H60V208H58ZM61 209H62V208H61ZM93 209H94V208H92V210H93ZM97 209H98L99 211H101V213H100ZM130 209H131V210H130ZM132 209H133L134 211H133ZM141 209H142V208H141ZM141 209H140V210H141ZM152 209H153V210H152ZM175 209H176V208H174L173 211H174ZM185 209H186V208H185ZM218 209H219V207H218ZM218 209H217V210H218ZM221 209H222V208H221ZM233 209H234V208H232V211H233L232 213L235 212L234 214H236V215H234V214H233V215L229 214V215L226 217V219H225V218H222L223 220L225 219L223 222H221L222 219H221V220L219 219V218H221V215H220V214H219L220 217L218 216L219 218H217L218 221H215L216 217H215V219H214L213 227H214V226H219V225L221 224V226H219V227H221L220 230H218V227H214V228H217L216 231H221V232H218L217 234L215 233V234L217 235V237H216V236H215V237L219 239V237H221L222 234H225V236L222 235V236H223L222 239H219L220 241L218 240V242H219L218 244L220 245V247H224V245H223L224 243H223V242H225V243L227 244L226 240L229 238L228 235L231 234V233H229V231H230L231 229H232L233 231H235V230L237 231V230L240 229V228H237V227H239L238 225L236 226V229H235V230L232 228V226H231L230 224L233 223V220H234V222L236 221V222L239 223V221L242 222L243 219H244L245 222H246V224H247L246 219L248 218V216H247V218L245 219L244 214H241V213L238 214V211L236 212V209H234L235 211H234ZM15 210H16V209H15ZM29 210H30V211H29ZM31 210H32V209H28V208H27V212H28V213H31ZM77 210H78V208H77ZM90 210H91V209H90ZM103 210H104V211H103ZM106 210H109V211H106ZM119 210L122 211V212H123L124 210H126V211H127V210H130V211H132L133 213H131V212L129 211V215H130V216L127 215V217H125V215H126V214H124L125 212H124V213H122V212H118ZM136 210H137V209H136ZM147 210H146V211H147ZM151 210H152V211H155L154 213H155L156 216L154 215V213H153ZM241 210H242V209H241ZM3 211H4V210H3ZM3 211H2V213H3ZM19 211H17V213H18ZM25 211H26V210H25ZM32 211H33V210H32ZM43 211L47 212L46 209H45V210L43 209ZM53 211L56 212V213H53ZM53 211H51V212H47V213H49V214H52V213H53V214H52V216H48V218H49V217H50V218H49V220L46 219V221H49V222H50V221H51L50 219H51V218L54 219L53 217H55V216H56V218H58V217H59V213L61 214L60 216L63 215V214L61 213L62 211H61V212H59V211H55V210H53ZM113 211H114V209H113ZM141 211H142V210H141ZM141 211H140V212H141ZM166 211H167V210H165V211L163 210V212H166ZM201 211H202V210H201ZM219 211H220V210H219ZM256 211H258V210H256ZM11 212H12V211H11ZM11 212L9 211V213H11ZM21 212H23V211H21ZM85 212H88V213L90 214V216H89L88 213H85ZM96 212H97V213H96ZM170 212H171V211H170ZM170 212H168V213H170ZM177 212H178V211H177ZM189 212H190V211H189ZM189 212H188V213H189ZM216 212H218V211H216ZM17 213H16V214H17ZM38 213H40V212H38ZM94 213H95V214H94ZM105 213H106V215L108 216L107 218L105 217ZM120 213H122V215H124V216H122ZM130 213H131V214H130ZM134 213H135V214H134ZM143 213H144V212H143ZM161 213H162V212H161ZM171 213H172V212H171ZM171 213H170V214H166V216H167V215H170V216H171ZM174 213H176V211H175ZM184 213H186V211H183V213L179 212V213L176 214V216L172 214V215H173L172 217H175L176 219H177V218L179 219V217H181V214L183 215ZM14 214H15V213H14ZM20 214H21V213H20ZM41 214H42V212H41ZM43 214H44V213H43ZM87 214H88V216H87ZM91 214H93V215H92L93 218H91V217H92ZM98 214H99V216H98L99 218L96 216V215H98ZM114 214H115V215H114ZM117 214H118V215H117ZM132 214H134V215H132ZM144 214H145V213H144ZM225 214H226V213H225ZM225 214H223V215H225ZM12 215H13V214H12ZM17 215H18V214H17ZM17 215H15V216H17ZM26 215H27V214H26ZM57 215H58V216H57ZM94 215H95V216H94ZM103 215H104V217H103ZM119 215H120V216H119ZM131 215H132V216H131ZM157 215H158V216H157ZM161 215H162V214H161ZM186 215H187V214L184 215V216H185V217H184V218H185L184 220H187V221H186L184 224H182V223L180 224V223L178 222L179 225H178V227H176V224H177V223H175L173 226L176 227V228H175L174 230L172 229V230H173L172 232H171V230H167V231H165L168 235H167V234H163L164 231L162 232L163 235L160 234L161 236H163V237H162L163 239L161 238V241H160L159 243L164 242V241L166 242V240H168V242H169V241H170V242L172 241V243H170V242H169V243L166 242V244H169V245H166L165 247H164V246H161V245H163V244L160 245L162 248H161L160 246H158L157 248H160V250L158 249L160 252L164 253L165 250H166V252H167L168 248L171 249V244H172V248H173V246H176V245H177L176 243H178V241H176L175 239L173 240V237H175V236L178 237L177 240H179V241H180L181 239H184V240L182 241L183 243H184V242H187V244H194V245L196 246V243H195V242H197L196 239L198 240V237H197V235H198V229H195L196 226L193 225L194 227H192V224L190 225V223H192V222H194V224H195V219H196V218H192V215H191V214H188L187 216H186ZM217 215H218V214H217ZM217 215H216V216H217ZM226 215H227V214H226ZM230 215H231V217H230ZM240 215H243L244 217H241ZM255 215H256V217L258 216L257 214H255ZM9 216H10V215H9ZM23 216H24V215H23ZM30 216H31V215H30ZM30 216H29V217H30ZM35 216H36V215H35ZM42 216H43V215H42ZM44 216H46V215H44ZM85 216H86L88 219H87ZM162 216H163V215H162ZM188 216H189V217H188ZM214 216H215V215H214ZM232 216H233V218H232ZM234 216H236V217L234 218ZM238 216H239V217H238ZM3 217H4V216H3ZM12 217H13V216H12ZM29 217H28L27 219L30 220V222H29V224H28V225L30 226L31 224H32V225L34 224V223H31V222H34V221L31 220ZM79 217H80V216H79ZM118 217H120V218H118ZM123 217H124V218H123ZM155 217H159V218H155ZM172 217H167V220H168L169 218H172ZM222 217H224V216H222ZM17 218L20 219V218H22V217L17 216ZM23 218H24V217H23ZM64 218H65V217H64ZM104 218H105V219H104ZM128 218H129V219L131 218V220H129ZM135 218H136V217H135ZM164 218H165V217H164ZM164 218H163V219H164ZM213 218H214V217H213ZM213 218H212V219H213ZM228 218H230V219L227 220ZM231 218H232V219H231ZM236 218H238V220H237ZM241 218H242V219H241ZM2 219H4V218H2ZM9 219H10V218H9ZM11 219H12V218H11ZM41 219H42V218H41ZM86 219L88 220L87 222H85ZM96 219H97V220H96ZM122 219H124V222H123ZM127 219H128L127 222H130V223L125 224V223H127V222H125ZM155 219H157L158 221L156 222ZM180 219H181V218H180ZM217 219H216V220H217ZM82 220L80 221V223L82 222ZM167 220H163V221H167ZM181 220H182V219H181ZM231 220H232V222H231ZM247 220H251V219L248 218ZM258 220H259V218H258ZM1 221H2V220H1ZM10 221H11V220H10ZM21 221H24V220L21 219ZM59 221H60V222H58V221L53 222V220H52V222H53L52 224H48V222H47V223H44V226L46 225V227H49L48 229H46L47 232L49 233V235L53 234L54 232H55V234H56L57 231L59 230L58 227L61 226V227L65 228V229L67 228L69 232L67 231V229H66V230H61V232H60V230H59V232H60V233L63 232V236H65L66 234L68 235V233H69V235H70L69 237L71 238V240H70V238H69L68 236H67V237L65 236V237L63 238L64 240H62V238H61L60 241H58V240H57V237H58V236H56L54 239L57 240V241H53V240H50V239H51V238H50L51 236H50V237L48 236L50 239H49L48 237H47V239H49L50 241H53V242H54V243L52 242V244H54V245H52V244L48 243L47 241H46L47 244L44 243V242H45V241L43 240L44 238L42 239V237H41V236H43L42 234H41V236H40V237H41V240L38 239V240H40V243H41V244L43 243V247L46 246L45 248H47V247H49L50 249L53 248V249H52V250H53V251H52L53 253H54V251H57L56 254L54 253L55 256L52 258V260L56 258L55 260H53V264H59L58 262H56V260H57V261H58V260H59V261H62V257H63V255H64V252H67V251L69 250V249H68V250L66 251V249H65V251H64V250H62V249L65 248V247H67L68 244H72L71 247H70L71 250L69 251V253H74V254H76V253L78 252L79 254H82V252H83V254H86V252H88L89 254H91V256L88 255V254H86V259H87L89 262H90V259H91V260H94V258H91L92 256H93V257H94V256H97V258L100 256V255L98 254V253H100V252L97 251V249H98L99 246H96V245H99L100 243H102V242H104V241H106V242H104V243H107V242H108L107 240H104V238H105L104 235L109 234V233L111 232L110 230H108V231L105 230V229H104L105 227H103V226L99 228L100 231H99V229L96 230L97 228L94 229V227H92L91 229H89V227H88L89 230L86 231L87 234H89V232H91V230H94V231H92L93 233H91L93 236H92L91 234H89L91 237L89 236V237L86 238V239L90 238V240H93L92 242H90L92 245H91V247H90V246H89L90 243H89V241H88V244H89V245H85V244H84L85 246H83L82 243H80L81 245H80L79 243H78V244L73 243V242H75V241H79V240H78V238H79L78 235L75 237L74 232H73L72 235H71L72 230H74L73 227H71V225H74V226H75V223H73V222H71V221H68V225H69V227H67V226H65V225H67V224H65V223H66L65 221H63V222H62L61 220H59ZM95 221H96V222H95ZM161 221H162V220H160V223L163 224L164 222H163V221L161 222ZM172 221H173V220H172ZM172 221H171V222H172ZM178 221H180V220H178ZM253 221H254V223L256 222L255 220H253ZM64 222H65V223H64ZM78 222H79V220H78ZM78 222L76 221L77 225L79 224ZM83 222H82V223H83ZM109 222H110V221H109ZM133 222H134V220H133ZM175 222H176V220H175ZM180 222H181V221H180ZM183 222H184V221H183ZM199 222H200V221H199ZM218 222H219V223L221 222V223L219 224ZM243 222H244V221H243ZM257 222H259V221H257ZM261 222L264 223V219H261ZM11 223H12V222H11ZM15 223H18V222H15ZM30 223H31V224H30ZM36 223H37V222H35V225H36ZM50 223H51V222H50ZM55 223H56V225H57V223H59V226L57 227L56 225H54L55 228L49 230L50 228L53 227V224H55ZM69 223H71V225H70ZM90 223H93V221L90 222ZM122 223H123V224H122ZM138 223H139V222H138ZM168 223H169V221H168ZM168 223H167V224H163V225H161V226H165V225H166V226H165V229H167V228L169 229V228H170V225H169V224H171V223H169V224H168ZM222 223H223V224H222ZM262 223L260 224L261 226H260V225L258 226V228L261 229V231L264 230V224H262ZM22 224H23V223H22ZM37 224H38V223H37ZM47 224H48V225H47ZM63 224H64V225H63ZM84 224H82V226H83ZM106 224H108V223L106 222ZM218 224H219V225H218ZM235 224H236V223H235ZM240 224H241V223H239V225H240ZM246 224L244 223V225H246ZM16 225H18V224L8 225V226H9L8 230L4 228L5 230H7V231H3L4 234L7 233V232H10V231L12 230V231L10 232V235H11V234H12V235L14 234V235H17V237H19L17 233L20 234V232H22V231H19V230H23V228H22L21 224H19V225L21 226V229H20L19 226H16ZM32 225H31V227H30L28 230H30L32 233H34V232H33L34 230H32V229H33L34 227H36V226L33 225V227H32ZM77 225L75 226L76 228H77ZM109 225H110V224L107 225V229H108ZM157 225H158V224H157ZM157 225H156V226H157ZM248 225H249V224H248ZM248 225L245 226V227L247 228ZM4 226H5V224H4ZM8 226H7V227H8ZM13 226H16V227L13 228ZM24 226H25V225H24ZM29 226H27V227H29ZM38 226H39L40 229H43V228H42V224H41V225L38 224ZM44 226H43V227H44ZM64 226H65V227H64ZM79 226H80V225H79ZM79 226H78V227H79ZM88 226H89V225H88ZM104 226H105V225H104ZM112 226H114V225L112 224V225L110 226V229H111V230L113 229V228H111ZM153 226H154V225H153ZM159 226H160V225H159ZM171 226H172V224H171ZM173 226H172V227H173ZM189 226H191V227H189ZM254 226H255V225H254ZM254 226H253V228H254ZM10 227H11V228H10ZM56 227H57V228H56ZM75 227H74V228H75ZM154 227H155V226H154ZM154 227H153V228H154ZM166 227H167V228H166ZM211 227H212V226H211ZM249 227H250V226H249ZM251 227H252V222H251ZM255 227H256V226H255ZM25 228H26V227H25ZM31 228H32V229H31ZM39 228H37V229H39ZM80 228H81V227L77 228L76 230H78V229L80 230ZM84 228H85V227H83V229H84ZM114 228H115V226H114ZM123 228H124V227H123ZM191 228H193V229H191ZM258 228H257V229H258ZM10 229H11V230H10ZM14 229H17V230H14ZM61 229H62V228H61ZM86 229H87V228H86ZM102 229H104V230L102 231ZM140 229H141V228H140ZM155 229H156V231H158L156 227H155ZM161 229H162V227H161ZM170 229H171V228H170ZM199 229H200V228H199ZM212 229H213V228H212ZM1 230H2V229H1ZM46 230H44V231H46ZM48 230H49V231H48ZM133 230H134V229H133ZM159 230H160V229H159ZM162 230H163V229H162ZM162 230H161V231H162ZM209 230H210V229H209ZM232 230H231V231H232ZM250 230H251V229H250ZM254 230H255V229H254ZM15 231H16V232H15ZM30 231H28V232H30ZM41 231H42V230H41ZM50 231H52L51 234H50ZM53 231H54V232H53ZM65 231H66V232H65ZM74 231H75V230H74ZM81 231H82V230H81ZM88 231H89V232H88ZM97 231H98V232H97ZM135 231H136V230H135ZM141 231H142V230H141ZM161 231H160V232H161ZM174 231H179V233L177 232L176 235H174ZM210 231H211V230H210ZM231 231H230V232H231ZM259 231H260V230H259ZM259 231L255 230V231H253V232H257V233H255V234H258ZM261 231H260L259 233H261ZM59 232H58V233H59ZM78 232H79V231H78ZM94 232H96L98 235L95 234ZM105 232H106V234H103V233H105ZM107 232H108V233H107ZM137 232H139V228H138ZM158 232H159V231H158ZM170 232L173 233V235H172L173 237H169V235H171ZM207 232H208V231H207ZM238 232H239V231H238ZM240 232H241V231H240ZM247 232H248V231H247ZM32 233H30V234L32 235ZM84 233H85V232H84ZM100 233H101V235H100ZM208 233H210V234L213 233V234H214L213 231H212V232H208ZM227 233H229V234L227 235L228 237H226V234H227ZM250 233H251V232H249L248 234H250ZM7 234H8V233H7ZM24 234H26V233H23V235H24ZM30 234L28 233L27 235L29 236ZM64 234H65V235H64ZM80 234H81V232H80ZM102 234H103V236H102ZM131 234H132V233H131ZM140 234H141V233H140ZM237 234L239 235V233H237ZM237 234L234 235V239H235V237H237V236H236ZM262 234H264V231H262ZM10 235L8 234V236H10ZM34 235H40V234H38V233H34ZM34 235H33V236H34ZM61 235H62V234H61ZM81 235H82V234H81ZM109 235L112 236V237H109L108 240H112L113 237L116 236V235L113 236V235H111V234H109ZM141 235H142V234H141ZM141 235H140V236H141ZM157 235H158V234H157ZM160 235H158V236H160ZM199 235H200V234H199ZM199 235H198V236H199ZM8 236H7V237H8ZM25 236H26V235H25ZM45 236H46V235H45ZM63 236H62V237H63ZM73 236H74V237H73ZM85 236H86V234H85ZM94 236H95V238L93 239ZM101 236L104 237V238H102ZM118 236H117V237H118ZM161 236H160V237H161ZM213 236H214V235H213ZM252 236H253V235H252ZM256 236H257V235H256ZM2 237H3V235H2ZM4 237H5V236H4ZM7 237H6V238H7ZM20 237H21V236H20ZM40 237H39V238H40ZM60 237H61V236H60ZM106 237H107V235H106ZM145 237H146V235H145ZM147 237H148V236H147ZM147 237H146V238H147ZM177 237H176V238H177ZM196 237H197V238H196ZM247 237H251V236L249 235V236H247ZM6 238H5V239H6ZM10 238H12V239L10 240ZM10 238H8V241L10 240V241L13 242V240H14L13 237H10ZM65 238H66L67 240H66ZM72 238H73V239H72ZM75 238H76V240H75ZM91 238H92V239H91ZM96 238H98V239L96 240ZM99 238H102V239H99ZM111 238H112V239H111ZM139 238H140V237H139ZM146 238H145V239H146ZM153 238H155V237L153 236L152 239H153ZM157 238L160 239L159 237H156V239H157ZM166 238H167V239H166ZM168 238H169V239H168ZM252 238H255V236H254V237H251L249 240H253ZM34 239H36V236H34ZM34 239H33V240H34ZM47 239L45 238V240H47ZM52 239H53V237H52ZM145 239L143 240V241L145 242V245H142L143 241L138 239V240L141 241L142 243L138 241L139 245L137 246V239H135V240H133V241L131 242L132 244H130V243L128 242L130 246H133V245H134V249H133V248L131 249L130 247H129V248H128V247L123 248V249H125V250H126V248L128 249V250H126L127 253L130 252V251L132 250V252H130V253L135 254V257L138 258V259L135 258V257H133L134 259L132 258L131 261H133V264H134V262H136L137 260H138V261H141V260L145 261V259H146L147 256H148V254H147L148 252H144V251L146 250V248H152V247H153V246L151 247V246L149 245V243H152V240H151L150 242H148V244H146V243H147V241H146L147 239H146V240H145ZM148 239H149V238H148ZM150 239H151V238H150ZM150 239H149V240H150ZM158 239H157V240H158ZM164 239H165V240H164ZM229 239H230V238H229ZM231 239H232V238H231ZM247 239H248V238H246V240H245L244 237H242V240L245 241L244 243H246L245 245H246L247 248H248L249 245H252V244H249L250 241L247 242ZM258 239H259V238H258ZM22 240H23V239H22ZM22 240H20V241H22ZM25 240H26V239H25ZM25 240H24V242H25ZM33 240H32V241H33ZM69 240H70V241H69ZM83 240H84V239H83ZM83 240H82V241H83ZM98 240H99V241H98ZM101 240H104V241H101ZM126 240H125V242H126ZM222 240H225V241L222 242ZM242 240H240V241H242ZM255 240H256V239H255ZM16 241H17V240H14V242L12 243V244H13V248H12V249H16V248H17V252H16V250H12L11 247H9V248L11 249L10 252H9V248H8V249L6 250V252H5V257L7 256L6 254H8V257H7L8 259H7V258L3 259V260H4L3 263H2L1 260H0L1 264H4V263H5V264H17V263L19 264L20 262H22L23 260H25V259L22 257V256L24 255V252H25L24 247H23L24 245L21 244V243L18 244L20 241H19V242H18V241L16 242ZM30 241H31V240H30ZM32 241H31V242H32ZM43 241H44V242H43ZM50 241H49V242H50ZM61 241L67 243V245L65 246V243H61V244H59ZM68 241H69V242H68ZM71 241H72V243H71ZM82 241H79V242H82ZM130 241H131V240H130ZM134 241H135L136 243L133 244ZM173 241H176L175 244L173 243ZM209 241H212V240H209ZM232 241H233V240H230V241H229V242H230L229 245L232 244ZM258 241H259V240H258ZM4 242H5V241H4ZM22 242H23V241H22ZM37 242L39 243V241H37ZM37 242H36V240H34V242H33L32 244H34V243L37 244ZM56 242H57V243H56ZM58 242H59V243H58ZM86 242H87V241H86ZM95 242H96V243H95ZM97 242H98V243H97ZM119 242H120V241H119ZM206 242H208V241H206ZM15 243H17V244H15ZM26 243H28V242H26ZM40 243H39L38 245H40ZM55 243H56L57 245H56ZM109 243H111V242H109ZM128 243H127V245H128ZM140 243H141V244H140ZM204 243H205V242H204ZM216 243H217V242H216ZM28 244H29V243H28ZM32 244H30V245H32ZM95 244H96V245H95ZM102 244H103V243H102ZM153 244H154V243H153ZM239 244H240V243H239L238 241L234 243L235 247H233V248H234V251H235V249H236L235 252H237V248H238V250H239V248H241L240 246H241L243 243H242L241 245H239ZM253 244H254V245H252V246H254V251H255L254 253H255V254H254L253 256L251 255L253 258H252V259L249 258L250 260H249V261L247 260V261L250 262L249 264H264V248H262V247H261V248H257L256 246H257L258 243H256V241H255V242L253 241ZM255 244H256V246H255ZM5 245H6V246H7V245H11V242H10V244H6V243H5ZM15 245H19V246H21V248H19L18 246L15 247ZM22 245H23V246H22ZM49 245H50V246H49ZM59 245H61V247H60ZM75 245H76V246H75ZM77 245H79L80 247H79V246L77 247ZM100 245H101V244H100ZM108 245H109V248H108L106 251H105V250H102V251H101V253H103V251L105 252V255H104L105 258L103 257V258L101 259V256H100V259H101V260L104 259L103 261H106V262H104V263H106V264H107V262H108V260H109V259H108L109 257H107V253L110 254L109 251H111V254H112L114 257H116V258H118L116 255L119 254V253L121 254V253H122L121 251H123V250H120V251L118 252V250L121 249V246H122V245L120 246V248H119L117 251H116L117 248H115V249H114V247H113V248H110V246H112V244H108ZM108 245H107V246H108ZM147 245H148V247H146ZM207 245H208V244H207ZM40 246H41V245H40ZM62 246H63V247H62ZM64 246H65V247H64ZM74 246L78 249V251H77V249H75ZM123 246H125V245H123ZM140 246H145L146 248H145V249H141ZM149 246H150V247H149ZM177 246H179V245H177ZM195 246H194V247H195ZM225 246H226V245H225ZM246 246L244 247V248H245L244 250H245L246 252L250 251V249H249V248L247 249ZM59 247H60V248H59ZM81 247H83L84 249L82 250ZM86 247H87V248H86ZM95 247H96V249H95ZM102 247H103V246H102ZM105 247H106V244H105ZM181 247H182V245H181ZM203 247H204V246H203ZM203 247H202V250H203V249H204V250L201 252V256H202L203 254L205 255V253H207L206 250H205V248H203ZM220 247H219V248H220ZM229 247H231V245H230ZM2 248H3V247H2ZM39 248H42V247H39ZM39 248H38V249H39ZM54 248H55V249H54ZM56 248H57L58 250H57ZM67 248H69V247H67ZM91 248H92V249H91ZM93 248H94L95 251L93 250ZM100 248H101V247H99V249H100ZM138 248H139V249H138ZM142 248H144V247H142ZM163 248H164V249L166 248V249L164 250ZM182 248H183V247H182ZM190 248H192V247H190ZM195 248H196V247H195ZM195 248H193V250H194ZM242 248H243V247H242ZM5 249H6V248H5ZM25 249H26V248H25ZM27 249H28V248H27ZM27 249H26V250H27ZM30 249H32V248H30ZM73 249H74V251L76 250L77 252H76V253L73 252ZM79 249L82 250V251H80L81 253L79 252ZM88 249H89V250H88ZM90 249H91V250H90ZM129 249H130V250H129ZM136 249H137V250H136ZM140 249H141V250H140ZM176 249H177V247H174L173 252H171L172 249H171L170 251H168L167 253L165 252L164 254L166 255V257H164V256L162 255V258L169 259V258H170V256H169L170 253H173V254L175 255V257H173V259H174V258H175V259H180V253H181V251H180V252L178 251V250H180V249H178V250L176 251ZM206 249H208V248H206ZM222 249H223V248H222ZM222 249H221V250H222ZM252 249H253V248H252ZM18 250H19V251H18ZM20 250H21V251H22V250L24 251V252L22 251V254H23V255H21ZM32 250H33V249H32ZM42 250H43V249H42ZM85 250H87V251H85ZM92 250H93V251H92ZM108 250H109V251H108ZM114 250H115V251H114ZM134 250L136 251L137 254L134 253ZM138 250H139V251H138ZM149 250L151 251V249H149ZM154 250H155V249H154ZM191 250H192V249H191ZM196 250H197V249H196ZM196 250H194V251H196ZM228 250H230V249H228ZM228 250H227V252H228ZM241 250L243 251V249H241ZM241 250H240V251H241ZM4 251H5V250H4ZM7 251H8L9 253H8ZM14 251H15V252H14ZM29 251H30V250H29ZM29 251H28L27 253H26V252H25V253H26L27 255L30 254V256H31V255L34 256V255L32 254V251H30V252H29ZM33 251H34V250H33ZM45 251H47V249H46ZM60 251H61V253H59ZM63 251H64V252H63ZM140 251H141V252L143 251L142 253H143V254L146 253L147 255L144 254V255H142V258H141V254H142V253H141ZM152 251H153V250H152ZM152 251L150 252L151 255H152ZM159 251H157V252L159 253ZM208 251H209V250H208ZM240 251H238L237 254L235 253L236 255H233V256H237L238 253H239ZM245 251H244V254H245L244 256H242L243 254H242L241 252L239 253L238 256H239V257L242 256L243 258H244V257H245V258L247 257L246 259H248V256H250V254L247 255L248 253H246ZM11 252H14V253H11ZM50 252H51V251H50ZM97 252H98V253H97ZM106 252H107V253H106ZM112 252H113V253H112ZM210 252H213V251H210ZM210 252H208V253H210ZM252 252H253V251H252ZM3 253H4V252H3ZM10 253H11V254H10ZM28 253H29V254H28ZM48 253H49V252H48ZM96 253H97L98 255H97ZM123 253H125V252H123ZM153 253H155V252H153ZM162 253H161V254H162ZM57 254H59V257H60V256H61V257H60V258H59V257L57 258V256H58ZM65 254H66V253H65ZM103 254H104V253H103ZM111 254H110V256H111ZM191 254H193V253H191ZM197 254H198V253H197ZM225 254H226V253H225ZM241 254H242V255H241ZM45 255H47V254H45ZM56 255H57V256H56ZM67 255H69V254H67ZM71 255H72V254H71ZM121 255H122V254H121ZM151 255L149 254V256H148V261H149V262L151 261L149 264H152V259H151V258H153V259L156 258V260H157V256L155 257V254H153V255H152L153 257L150 258ZM156 255L159 256V254H157V253H156ZM206 255H210V254H206ZM211 255H212V254H211ZM211 255H210V256H211ZM216 255H217V254H216ZM24 256H25V255H24ZM52 256H53V254H52ZM79 256H80V255H79ZM89 256H90V257H89ZM108 256H109V255H108ZM126 256H127V254H126ZM133 256H134V255H133ZM143 256L146 257V258L143 259V258H144ZM181 256H182V255H181ZM194 256H195V254H194ZM214 256H215V255H212L213 258H214ZM217 256H218V255H217ZM217 256H216V257H217ZM221 256H222V254H221ZM226 256H229V258H230L231 254H230V255L226 254ZM21 257H22V261H21V259H20ZM34 257H35V256H34ZM34 257H33V258H34ZM47 257H48V256H47ZM47 257H45V258H46L47 260H49V258H47ZM73 257H74V256H73ZM87 257L90 258V259H88ZM124 257H125V256H124ZM128 257H129V256H128ZM130 257H131V256H130ZM182 257H183V256H182ZM182 257H181V258H182ZM192 257H193V256H192ZM197 257H198V256H197ZM208 257H209V256H208ZM212 257H211V258H212ZM239 257H236L237 260H238V262H239ZM0 258H1V257H0ZM29 258H30V257H29ZM35 258H36V257H35ZM37 258H38V257H37ZM41 258L43 259L44 256L41 257ZM84 258H85V256L83 255V256H82V259H83V260H82L81 258H79V259H80V261H83V262H84V260H85ZM106 258H107V259H106ZM139 258H140V259H139ZM162 258H161V255H160V258H158V259H161V260H157V261L160 263L161 261L164 260V259L162 260ZM209 258H210V257H209ZM209 258H207V259H209ZM211 258H210V259H211ZM234 258H235V257H234ZM236 258H235V259H236ZM6 259H7V260H6ZM46 259H45V260H46ZM76 259H77V258H76ZM100 259L98 258L99 262H100ZM112 259H113V258H112ZM120 259H121V257L119 258V261H120ZM149 259H150V260H149ZM175 259H174V261H171V262L169 261L168 263H167L168 260H164V261H165L164 264H172V262H174V264H175ZM188 259H189V258H188ZM200 259H201V258H200ZM217 259H218V258H217ZM219 259H220V257H219ZM230 259H231V258H230ZM230 259H228V260H230ZM52 260H51V262H52ZM95 260H97V259H95ZM95 260H94V261H95ZM110 260H111V259H110ZM117 260H118V259H117ZM134 260H135V261H134ZM171 260H172V259H171ZM26 261H27V258H26L25 262H26ZM63 261H65V260L63 259ZM63 261H62V262H63ZM88 261H87V262H88ZM146 261H147V260H146ZM148 261H147V262H148ZM154 261H155V260H154ZM154 261H153V264H154ZM157 261H155V263H156ZM176 261H178V260H176ZM217 261H218V260H217ZM243 261H244V260H243ZM44 262H45V261H44ZM91 262L94 263L93 261H91ZM113 262H114V260H113ZM113 262H112V263L110 262V264H113ZM202 262H203V261H202ZM202 262H199V263L202 264ZM207 262H208V261H207ZM209 262H210V261H209ZM45 263H46V262H45ZM49 263H50V262H49ZM67 263H68V262H67ZM80 263H82V262H80ZM92 263H90V264H92ZM97 263H98V262H96V264H97ZM131 263H132V262H131ZM178 263H179V262H178ZM212 263H213V262H212ZM212 263H211V264H212ZM230 263H231V262H230ZM20 264H22V263H20ZM23 264H30V263H29V262H28V263H24V262H23ZM46 264H48V263H46ZM60 264H61V263H60ZM62 264H66V263L64 262V263H62ZM85 264H86V263H85ZM87 264H88V263H87ZM102 264H103V263H102ZM143 264H145V263H143ZM147 264H148V263H147ZM156 264H157V263H156ZM176 264H177V263H176ZM225 264H226V263H225ZM234 264H239V263H234Z\"/></svg>",
	"mask_w": 264,
	"mask_h": 264
}]
</instances>
